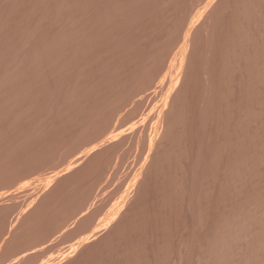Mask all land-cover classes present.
<instances>
[{"label":"rangeland","instance_id":"1","mask_svg":"<svg viewBox=\"0 0 264 264\" xmlns=\"http://www.w3.org/2000/svg\"><path fill=\"white\" fill-rule=\"evenodd\" d=\"M17 1V2H16ZM49 1L51 2V3H49ZM53 1V2H52ZM58 1V2H57ZM63 1V2H62ZM74 2V5H76V2H77V5H78V12H80V15H81V17L80 18H82V14H81V12H82V8H81V6H82V4H83V0H0V71H1V73H2V71H3V66L5 67V66H8L7 68L9 69V67L10 66H12L11 68H12V70L11 71H14L13 69L15 68V71L14 72H11L12 74H14L15 72V74L17 75H12V74H10L8 71V73L6 74V73H4L3 75H1V76H3L2 78H6V76H7V78H8V76H9V79H11L10 77H15V78H17L18 76L20 77V81L19 80H17V79H15L14 77V79H12V81H14V82H16V83H19L17 86L19 87V86H21L22 88L27 84V83H29L27 86H28V88L26 87V89H28V90H30V91H28L27 90V92H31V89L32 90H34V88H38V90H35V91H38V93H39V91H40V93L41 94H39V98H38V95L36 96L38 99L37 100H34L35 98V95L36 94H38V93H35V91H33V93L31 92L30 94L29 93H27V95H26V93L24 92V94L26 95V97H31V95H32V97L34 98H32L31 100H29L28 99V101L26 100V104H28L29 103V101H31V103H32V100L34 101V103L35 104H33L32 103V106L31 105H26V106H28V107H30V108H33V109H31L32 111L31 112H33V114L35 113L34 111H36L38 108L40 109V108H42V107H44V106H42L41 107V104H45L46 105V107H44V108H42V109H44L43 111H46L47 110V112H48V114H46V115H49V113L51 114V113H53L54 112V115H56L55 113L57 112V109L59 108V107H56V106H58V105H60L61 106V104H59L57 101V103H58V105H57V103L54 101L53 102V99H55V98H53V97H55V94H56V92H54V91H58V87H56L57 85V83L58 82H56L57 81V79L60 77V78H64V75H62L63 73L65 74V75H67L68 73L69 74H71V73H73L74 74V72H69L70 70L71 71H75L76 72V70L73 68V69H70V68H72L74 65V67H76V64H78L79 63V61L81 62V64L79 63L78 65H80V66H83V64H84V62H86L85 64H84V66H86L85 68H84V66H83V70L85 69V71H81L80 72V74L77 76V75H70V76H66V77H68V78H70L69 80H67L66 79V77H65V79H66V81H67V83H68V81H70L71 79H75V81H76V79H78V84H77V86H78V88L79 87H81L82 86V84H86L87 86H86V88L84 87H82V90H84V93H85V91H87L88 90V88H90L91 89V86H92V83H91V86L89 85V87H88V84H87V82L88 83H90V81L91 82H93V83H95V84H100V85H97V86H101L102 84H103V80L105 79V77L107 76L108 78H110V76L109 75H111V76H114V75H112V73H110V72H107V71H109V70H106V69H109V67H105V69H103L104 67V63H102L101 64V61L100 60H104V59H101L103 56H106V55H108L109 54V52H110V50L111 49H107V50H105L104 52H106L105 53V55H104V53H103V55H99V54H102V52L100 51L101 49H102V46L103 47H105V48H107L105 45H109L108 43H113V45H114V41H115V38H118L119 36H120V38L122 37V33H124L125 32V30L126 29H124L123 31H122V26L123 25H125V24H122L120 27H119V30L120 31H122L121 32V34L120 35H118L119 34V30H117L116 28L118 27L117 25H119V24H121L122 22H124L125 20H123L125 17H121V18H119L120 16H123L122 14L124 13V12H126L128 9H126V11L124 10V7H122V5H121V3H123V1H125V0H121L120 2V7H119V9H121V7L123 8V10H118L120 13L121 12H123V13H119L118 11V13H119V15H116V16H118V18L119 19H122L121 21L117 18L116 20H119L121 23H117L116 25H115V19H113V13H114V11H113V9H116V8H118L116 5H115V7L114 8H112V6H114L113 5V1L114 0H111V1H109V0H107V1H109V2H107L106 3V1L104 0V2H105V4H107V5H104L103 3H99V4H101V5H103L104 6V8L107 10V8L109 9L110 7V9H109V12H111V13H108V10L107 11H104L105 12V14L108 16L109 15V17H104L105 16V14L103 15L101 12H102V10L103 9H101V7H99V6H97V7H99L98 9L96 8V7H94V8H96L97 9V11L99 10V9H101V11L99 12V14L101 13L103 16H101V14H100V16L103 18L104 17V19H102V18H100V19H102V21L103 22H105L106 23V21H109V24L108 23H106V26H109V28L107 27L105 30H107L108 31V29H109V31H110V33H108L107 34V32L104 30V28L102 29V30H104L105 32H106V34L109 36V34H111V32H113V31H115L116 33L115 34H117V35H114L115 36V38L113 37V35H112V39L114 40V41H112V42H109L108 41V39H110L109 37H108V39H105V41H102V38L100 37V40H98L97 39V41H96V38H97V31L96 32H94V36L95 37H93V31H95V30H93L94 28H97L98 26V28H100V23L101 22H98L97 20V18H96V16H93V15H95V14H97L96 12H94V14H93V11H92V9H93V6H91V5H93V4H89V3H91V2H89L90 0H88L87 1V7H85V11H90V12H88V13H92L93 15V18L95 17L96 18V21L98 22V26H97V22H96V24L94 23V22H92L91 24H89V26L91 25L92 26V28H93V26H95L96 25V27H94L92 30H90L88 27L89 26H87V28L88 29H86L87 31L88 30H90V31H92L91 33H92V35L88 32V34L86 33V31H85V29H84V31H85V33H83V29L82 30H80L81 29V27H78V23L76 24L77 26L76 27H69L71 24H72V21H69L70 20V18L72 19H79L80 20V18L78 17V15H79V13L77 12H75V14H76V16H75V14H74V12H72L71 14V16H70V12H71V10H72V8H70V6L73 4L72 2ZM79 1V2H78ZM92 1V0H91ZM94 1V0H93ZM97 1V0H96ZM102 1V0H101ZM100 0L98 1V2H101ZM118 2H119V0H117ZM127 1V0H126ZM146 0H137L136 1V5H131V4H135L134 3V1H132V0H129V2H132L131 4L129 3V5H127V6H129L130 7V5H131V7H132V9L131 10H128L126 13H127V15H132V12L134 11V10H136V11H138V10H140L141 8H142V10L140 11L141 12V14L143 13H145V11H144V8L143 7H141V6H143L144 5V7H145V9H148V7L147 6H145L146 4H144V2H145ZM149 1V0H148ZM148 1H146L145 3H147V5H149V3H148ZM154 1H156V0H154ZM161 2H162V4H163V0H160ZM171 2V5L173 6V5H175V3H176V5H177V3L178 2H183V3H186L185 5H181L182 3H178V5H177V8H176V5H175V7L174 8H169V6L167 7L168 9H175L176 8V10H178L179 8L180 9H183V10H178V11H176V10H173V11H176V13L177 14H175V12L173 13V14H171V15H174L173 16V18H172V16L170 15V17L173 19L172 21H171V18H170V21L171 22H173V23H171V22H164V18L167 16L168 17V14H167V12H165V11H167V10H163V13H161L162 11H158V9H157V11L160 13V15L162 14V15H164V13H166V16H163L164 18L162 19V18H160V15H159V17L157 16L158 15V12H157V15H156V13H154L155 11H156V8H159L158 6H160L159 4L161 3V2H159V0L158 1H156L157 3H158V6H157V4H156V2H153V0L152 1H150V3H154V4H156V6L155 5H151V6H155L154 8H151V7H149V9H148V11H150V9H151V13L150 12H147L145 15L149 18H146V17H143V15H142V17L144 18V20H143V22H142V17H139L138 15H140V12H138L139 14L138 15H133V17L132 16H126L125 14V16H126V21H127V18L129 19L128 21H127V23H130V20L132 19V18H135V19H132L133 21H131V22H134V21H138L140 18V21H141V24L143 23V26H146V27H149V29L147 30V29H145V31H149L150 29H152L153 30V28L152 27H155L157 30L156 31H152V33L149 31V34L147 33V32H145V31H143V32H141V31H137V30H141L140 28L142 27V25H140L141 27H138L137 28V30H136V32H137V34L135 35V37H134V35H133V33L135 34L136 32H133L132 34H129L130 33V30H133V31H135V29H134V27L132 26V29L130 28L131 27V25L130 26H128L129 28V30H127L129 33V35H130V38H131V36L133 35V37H132V40L134 39V41H130L131 39L130 38H128V36L129 35H127V37L126 38H124V36H123V38L124 39H130L128 42L130 43V44H128L127 46L130 48V50H129V48L128 47H125V48H123V49H125V50H123L122 51V49L120 48V47H118V45H116L117 47H115V45L113 46V47H115V48H113L112 47V49H116L117 48V50H118V48L121 50V51H119V52H121L120 54H122V55H124V56H126L127 54H132V55H134V53H135V57H133V60H137V57H138V60L140 61V62H132V64L133 63H135V65L136 66H134V65H132L131 64V66H134L136 69L138 68V69H142L143 67V69H144V71L143 70H136L135 72L136 73H138V78L139 77H143L142 79L141 78H133V80L135 79L136 80V82L138 83H135V84H137V86L136 85H130L129 83H130V81L132 82V79H130L129 77H132V76H136L135 75V73H132L133 75L131 76V73H130V71H131V68H132V70H134L135 68H133V67H130L129 68V72L127 71L128 69V67L130 66V63H128V61H130V60H132V59H130V57L132 56V55H127V57L126 58H128L127 59V65H128V67L127 66H125V59L123 60V62H121V58L123 59V56L122 55H118L117 54V52H116V54L118 55H116L115 53H114V56H116V57H118V58H116V60L118 59V62H120L121 64H119L116 60H115V58H114V56L112 57V51L113 50H111V57H110V55L108 56V58L110 57V60H114V61H116L117 62V64H116V62H115V64H116V66L118 67H116L115 66V64H114V68H116L115 70H116V72H117V74L120 72V71H122V72H120L117 76H116V74H115V76L113 77V78H117L118 80L116 81V79H113L112 77H111V79H107L108 81H109V83H108V81H105L104 80V84L101 86V87H97L98 89H96V87H94L96 90H98V92H101V95L103 94V91H104V88H109L112 84L114 85V86H112V88H109V90L111 89H114V87H115V85H116V83H118V85H130V87L129 86H127L128 88L126 89V86H125V88L123 87V86H120L122 89H123V91H121V93L119 94V92H120V90L121 89H119V90H116L117 88H119L118 86H117V88L115 87V89H114V91L116 92V93H114L115 95H113V96H111V98H113L114 96V101H115V99L116 98H118V100L116 99V101L118 102H115V103H113V102H111V100H113V99H111V98H104L105 96L106 97H108L107 95L108 94H103L102 96H104L103 98L105 99V101L107 102V101H109L108 103H106V102H102L103 104H109V105H107V108H110V109H112V107L113 106H115V107H113V109L115 108V110H109V109H107L106 110V107H104V106H106V104L104 105V106H102L103 104H100L101 105V107L103 108H105L104 110H105V113H104V110H100V107L99 106H97V104H98V99L100 100L99 102L101 103V100L102 101H104V99H102V97H101V95H98V93H94V94H96V97H95V95H93V96H91L92 97V99H88L87 97L88 96H90L89 94H92L91 93V90H90V92H89V90L87 91L89 94H87V97L86 96H84V95H86V93L83 95V93H81V91L82 90H80V88L79 89H76V90H79L80 91V93L82 94V96H80V97H78V99L76 100V98H77V96L76 95H79V92L78 91H76V92H78L77 94H74L75 96H76V98L73 96V92H74V90H73V92L71 91L70 93L72 94H70L71 96H73L72 98L74 99V101H73V103H72V98H70L69 97V91L71 90L69 87H71L72 88V84H74V82H73V80L72 81H70V82H73V83H71V84H69L70 86L68 87L67 85H66V83H63V81H61V83H60V78L58 79V81H59V84L58 85H60V84H65V86H67V88L69 89V91L67 90V88L65 89V93L64 94H66L67 95V93H68V97L70 98V101H68V97H66L67 99L66 100H64V97H65V95L63 96V93L62 92H64V91H60V93H62L61 95L58 93V95L59 96H63V98H61L60 100H62L63 99V101H60V102H62L63 103V105H64V108L66 109V106L65 105H68L69 106V102H71L70 104L73 106V109L74 108H76L77 109V111H78V109H79V111L78 112H80V110L82 109V110H84V105H82V104H84L85 103V101H84V103H82L81 104V106H83V108H81V107H79L78 106V103H80V102H82L83 100H82V98H87V100L88 101H90V100H92L93 101V99L95 98L96 99V101L97 102H95L94 101V103L96 104V106H94V105H92L93 104V102L91 103V104H89L88 102V105L86 106L85 105V108H86V110L88 109L87 107H90V108H94V110L95 111H97L96 113H97V115L99 116V114H100V117L99 118H93L92 119V117H93V115L94 116H96V113H95V111H94V114L92 113L93 111H91V113L90 114H92L91 116L90 115H88V113H87V111L86 110H84L86 113H87V115H86V117L87 116H90L89 118L92 120V122H93V120H96V121H94V122H96V124L95 123H92L91 122V120L90 119H88V120H90V124L89 123H86V121L85 120H87V118L85 117V115H84V117H83V114H84V112L82 113L81 112V116L85 119H81L82 117H80V113H79V115L77 114V119H76V121L79 119V117H80V119H79V121H80V129H81V127H82V122H83V124L85 123V128H83L84 127V125H83V127H82V130L80 131V129L78 128V130H77V128H76V130L77 131H80L81 133L83 132V129L86 131L89 127H90V129H88V132H89V130H90V134H87L88 132L86 131V134H85V131L83 132L84 134H81V137H82V135H83V137H82V139L81 138H79L80 137V133H79V137L77 138L76 136H78V133H75V132H77L76 130L74 131H72V128L74 129V127H76V125L79 123V121H78V123L75 121V122H73L74 124H71L72 122L70 121L69 122V120L67 121V119H69V118H67V119H65L66 121H64L63 119H64V115H66V114H62L60 111V114H59V112H57V115H60L61 117H58V119H59V122L61 123L62 122V124H60L59 122H58V120H55V119H57V117L55 118L54 117V115L53 114H51V115H49V116H47L46 117V119L49 121L48 122V124L47 123H43V122H41L42 120H45L46 121V119H45V117H43V115L44 116H46L45 114H43L42 115V113L41 112H43V111H39V109L37 110L38 111V113H39V119H40V124H39V122L37 123L36 121H34V125H36L35 123H37V125L39 124V127H40V129H42V125H45L46 124V127L45 128H48V132L46 131V130H44V129H42V132H36V130L38 131V130H40V129H38V126L36 125L35 127H36V129L34 130V128H33V131L34 132H36V133H34L32 130H30V131H32L33 133H34V135H35V138H33L34 137V135H32L33 137H31V135H30V137L32 138V140L34 139L35 141L37 140V138H38V140L40 139V142L43 140V143H45V144H43V143H41V146H40V149L42 148V152H44V150H45V152L47 151L48 153H46L45 154V152H44V154H42V152H41V154H39L40 153V149L38 150L37 149V152L35 151L36 150V148H37V146L38 145H40V143H39V141H38V143H36V142H34V140H33V142L34 143H36V145L37 146H35V149H34V151H33V149L32 148H34V143L31 141V138H29V141L27 140L28 138V134H30V133H25V132H30L28 129H29V127H28V124H30L31 122L30 121H32V125L30 124L29 126H33L34 127V125H33V118L35 117L34 115L36 114H32L31 113V117H33V118H29L28 120L27 119H25V117H20V118H18L19 120H21V118H24L25 120H27V121H25V123H27V122H30V123H27V125H25L24 123H23V121H24V119H23V121L21 120V121H19V120H17V121H15L16 119H14V121L15 122H17V123H14V124H16L15 126L16 127H14V129H12L11 131H13V130H15L16 128H17V126H20V124L21 123H23V127L24 128H22V125L20 126L21 127V129H23L22 131H23V135H20L21 136V141H23L22 140V138H24V137H22V136H25V134H27L25 137L26 138H24V141L25 140H27L26 142H29V144L28 143H25L24 141L23 142H20L19 143V141L20 140H18L17 141V139L14 137L13 138V136L15 135V133H17L18 135H17V137L19 136V130H21V129H19V127H18V129H16L15 130V132L13 133V132H11L10 131V134L11 133H13V136H12V134L10 135L9 133L7 134L6 132H3V130L5 131V127H9V126H5L6 124H8V125H11L12 123L10 122V124H9V121L11 120H9L7 117H9V115L11 116H15L16 118H17V116H21V115H27V114H30V112H28L22 105H25L24 103H25V100L23 101L24 103L22 104V102H21V99L20 98H22V99H24L25 98V96L24 97H20V96H22L23 95V92L21 91V90H19V89H22V88H19V89H17L16 87H14L15 89V94L16 93H19V92H22L21 94L22 95H20L19 97L20 98H18V100H19V103L18 102H15V104H14V101H16L15 99H17L16 97H15V95H14V97H15V99L13 98V100L11 99V100H9V102H11V101H13V102H11V105H9L10 103H8L7 104V102H8V99H5V98H3V100L5 99V101L7 100V102H6V104H5V102L2 100V99H0V101L5 105V106H7L6 108L3 106V104L2 103H0V112L2 111L1 109H8V112H7V110H6V112H1V114H0V123H3V122H5V123H3V124H1L3 127H1L0 128V130L2 131V133H4V134H7L6 135V137L4 138V135L0 132V141H3L4 143H0V149H2L4 146V144H6V142H7V137H8V140L10 141V139H16L15 141H14V144L16 143V147H15V145H13V140L12 141H10V142H12V144H9L10 142H8V144H7V148L6 147H4V149L5 150H7L9 147H8V145L9 146H11V148H13V146L17 149V147H21L22 148V143H25V144H28V146H30V149L32 150H30L29 149V147L27 146V145H25L24 144V146H26L27 148H25L24 146V148L25 149H27V153L26 152H23L24 150H22V149H20L19 150V152L20 153H17V152H13V150L12 149H8L6 152L8 153H6L5 151H4V149H2L1 151L3 152V153H1L0 152V155L1 156H3V155H5L4 153H6V155H5V158L3 159V157L1 158V156H0V161H1V163H5V161H6V163H7V165H6V163H5V167H3V165L1 166V163H0V168L2 169V168H4V169H2V170H5V173H3V172H1V174H0V178H1V175L3 174L4 175V177H3V175H2V178H1V180H0V187L2 188V187H5V189H1L0 188V205H1V203L3 204L2 206H0L1 208H0V211L2 210V209H4V211H2V212H0L1 214H0V220H2V221H0V244L2 245V246H0V251H1V256H4V258H5V260L7 259V261L8 260H10V261H5L4 260V258L3 257H1L0 256V258H2L1 259V261H0V264H3V263H5L6 262V264H16V262H17V264H22V263H24V264H51L52 262V264H56L57 262L59 263L60 262V264H63L65 261H66V258H68V260H67V264L69 263L68 261H70L69 259H73V262L76 260H78V262L80 263V264H181V263H183V264H189L188 262H190V264H194V262L193 261H195V263L196 264H264V48H263V46H264V33H262V30L264 31V27L262 28V26H264V0H229V1H233V2H237V5H235L236 4V2H235V4L234 3H228L227 5H225V3L227 2H225V0H224V2H223V0H217V2L214 0V4H213V1L212 0H198V2H197V0H185V1H187L189 4H187V2H184V0H178V2H177V0H175V3H173V1H171V0H165V4L166 3H168V2ZM192 1V2H191ZM196 1V2H195ZM222 1V2H221ZM228 1V2H229ZM244 1V2H243ZM253 1V2H252ZM255 1H256V4H255ZM263 1V2H262ZM10 2V3H9ZM12 2V3H11ZM41 2H42V4H41ZM60 2V3H59ZM69 2H71V3H69ZM89 2V3H88ZM103 2V1H102ZM116 2V1H115ZM118 2H116L115 4H119ZM138 2H140V3H142V4H137ZM194 2V3H193ZM209 2H211L210 4H208ZM218 2H221L222 3V5L224 4L225 6H226V16H227V18H225L226 16L223 14L224 13V11H225V9H224V7L222 6L221 8H223L224 9V11H223V9H222V11L221 10H219L218 9V7L219 6H221ZM250 2V3H249ZM258 2H259V4H258ZM17 3V4H16ZM20 3V4H19ZM63 3V4H62ZM68 3V4H67ZM82 3V4H81ZM96 4H97V2H95ZM125 3V2H124ZM124 3H123V5H124ZM173 3V4H172ZM192 3V4H191ZM203 3V4H202ZM244 3V4H243ZM254 3V4H253ZM262 3V4H261ZM49 4V5H48ZM54 4H58V5H54ZM85 4V3H84ZM83 4V5H84ZM89 4V5H88ZM127 4H128V2H127ZM161 4V7L160 8H163L164 6L163 5H165V4H163L162 5ZM170 4V3H169ZM191 4V5H190ZM207 5V7H206V5ZM214 6L215 4V7H216V9L217 10H219V12L220 13H222L225 17H223V15L222 14H220L219 12H217L218 14H220V15H222V17L223 18H225L226 20L228 19V22H226V20H224L223 18V20L219 17V15L216 13V16L218 17V22L221 20V23L219 22V24L221 25H217V26H219V32L221 31H223L222 32V34L220 33H218L217 31H218V28H217V26H215L216 24V16H215V18L216 19H214V15L215 14H213L214 13V11H215V7L214 8H212L213 6ZM217 4H218V7H217ZM247 4V5H246ZM35 5V6H34ZM45 5V6H44ZM48 5V6H47ZM64 7H63V6ZM109 5V6H108ZM168 4H166V6H167ZM171 5H170V7H171ZM181 5V6H180ZM191 7H190V6ZM232 5H234V7H233V9L235 8V6H238L237 7V9L235 8L234 10L232 9V7L231 6ZM244 5V6H243ZM52 6V7H51ZM58 6V7H57ZM68 6V7H67ZM90 6V10H87L88 9V7ZM94 6H96V5H94ZM103 6H102V8H103ZM107 6V7H106ZM136 6H139L140 8H138V7H136ZM180 6V7H179ZM182 6H184V7H182ZM195 6V7H194ZM230 7L231 8V10H232V13H231V11L229 12V10L227 11V7ZM250 6L252 7V8H250ZM61 7V8H60ZM71 7H73V6H71ZM80 7V8H79ZM83 7V6H82ZM125 7H126V5H125ZM130 7V8H131ZM193 7V8H192ZM242 7V8H241ZM256 7V8H255ZM11 8V9H10ZM31 8V9H30ZM37 8V9H36ZM41 8V9H40ZM44 8V9H43ZM48 10H47V9ZM53 8V9H52ZM58 8H60V9H58ZM65 8V9H64ZM71 10H70V9ZM74 8V7H73ZM126 8H128V7H126ZM129 8V9H130ZM134 8H136V9H134ZM189 8H191L190 10H189ZM220 8V9H221ZM255 8V9H254ZM258 8V9H257ZM261 8V9H260ZM32 9H34V10H32ZM76 9H77V6H76ZM83 9H84V7H83ZM96 9H93L94 11L96 10ZM104 9V10H105ZM111 9H112V11H111ZM134 9V10H133ZM166 9V8H165ZM202 9V10H201ZM208 9H209V13H211V11H213L210 15H209V13H207L208 12ZM213 9V10H212ZM229 9V8H228ZM240 9V10H239ZM245 11H244V10ZM249 9H251V10H249ZM30 10V11H29ZM37 10V11H36ZM57 10V11H56ZM66 10V12H64ZM74 10H75V8H74ZM81 10V11H80ZM133 10V11H132ZM170 10V11H171ZM187 10H189V14H190V12H191V15H192V17L193 16H195L194 17V19L196 18V19H199L198 21L195 19V22L197 21V23H195V24H193V18L192 17H190V19H189V16H191V15H187ZM194 10V11H193ZM201 11V12H199L198 13V11ZM205 10V11H204ZM216 10V11H217ZM237 10V11H236ZM257 10V11H256ZM259 10V11H258ZM260 10H261V12H260ZM27 11V12H26ZM50 11H51V13H52V11H53V13H52V15L50 14ZM63 11V12H62ZM84 11V10H83ZM129 11H132L131 13L129 12ZM143 11V12H142ZM169 11V10H168ZM168 12V13H171V12ZM172 11V12H173ZM186 12V14H185V12ZM193 11V12H192ZM215 11V12H216ZM247 11V12H246ZM249 11V12H248ZM251 11H254V12H251ZM41 13V15H40V13ZM47 12V13H46ZM68 12V13H67ZM103 12V13H104ZM113 12V13H112ZM117 12L115 11V13L117 14ZM184 12V13H183ZM208 14V16L206 15V17L207 18H209V19H211L210 17L212 16V20L213 21H211V20H208V21H206L207 23H205V26H206V29L207 28H210L208 31V33H210V34H215L216 35V33H218L217 35H218V37H221V36H219V35H222V36H229V33H230V36L232 37V38H234V37H236L235 38V40H239V41H241V42H238V41H236V42H238L237 44H239L240 45V43H242L243 44V42H242V40L241 39H237V37H239V38H242V37H244V36H246L245 38L247 39V37L248 38H250L251 36V42H250V44L248 43V45L246 46L245 45V43L246 42H244V44L243 45H245V48H248V49H245V48H243V47H241V48H239L240 50L242 49V50H244L245 49V51L243 52L242 50H241V52H242V56H241V52H240V50H238L239 52H237V50L236 49H234V47L233 46H235V48H236V43L233 41V40H231V41H233V43L235 44V45H232V44H230L231 45V47H232V49H231V47H229L230 45H227L226 43L228 42V40H229V42H230V36H229V39H228V37L226 38V42L224 43V45H221L223 42H222V40L220 41L221 42V44L220 43H218L219 42V40L220 39H223V37L222 38H220V39H217L218 40V42H217V40H215L216 39V37L214 38L213 36H215V35H209V34H203L204 32H207V30L206 31H204V27L205 26H203V27H201V29H203L202 30V32L199 30V32L198 31H196V33L194 34L193 33V35H198V36H196V37H194L193 35H191L193 38H192V42L190 41V43L192 44V48L193 49H195V51H193L192 49H189L188 48V45H189V42H188V45H187V48H186V51L185 52H187V50H189V51H192V54L193 55H191V52H190V55L191 56H189L188 54H189V52L188 53H186L187 55L186 56H189L188 57V59H192V57H193V60L194 59H196V61H198L200 58H201V60H199L197 63L198 64H196V61H191L190 60V62H189V60L187 59V57H185V59L186 60H184V58H183V60H182V51H183V49H182V46H180L179 48H178V45H176V43L178 42V44H179V42L182 40V42H180V44L181 45H183V38H184V36L183 37H181V35H183L187 30L190 32H188L189 33V35H188V37L190 36V34L193 32V29L195 28V26H196V24H199L200 25V23H201V21H202V19L203 18H205L204 16H205V14L206 13ZM228 12V13H227ZM244 13V14H241V13ZM261 13V15H259L258 13ZM32 13V14H31ZM44 13V14H43ZM55 13V14H54ZM58 13V14H57ZM67 13V14H66ZM86 13V12H85ZM108 13V14H107ZM114 13V14H115ZM135 13V12H134ZM197 13H198V17H197ZM205 13V14H204ZM236 13H238V14H236ZM246 13V14H245ZM252 13V14H251ZM254 13H255V16H254ZM33 14H34V16H33ZM50 15V17H49V15ZM60 14H62V15H60ZM73 14H74V17H73ZM78 14V15H77ZM87 14V13H86ZM90 14H88V15H90ZM149 14V15H148ZM156 16H155V15ZM181 14V15H180ZM213 14V15H212ZM25 15V16H24ZM27 15V16H26ZM31 15V16H30ZM37 15V16H36ZM47 15V16H46ZM79 15V16H80ZM88 15L87 16H83V18L84 17H86V18H88L89 19V17H88ZM98 15V14H97ZM111 15V16H110ZM162 15H161V17H162ZM204 15V16H203ZM263 15V16H262ZM33 16V17H32ZM40 16H42V17H40ZM56 18H55V17ZM58 16H60L61 18H59ZM68 16H70V17H68ZM99 15H98V17H100ZM137 16L139 17V19L137 18ZM141 16V15H140ZM176 16H177V18H176ZM180 16V17H179ZM187 16V17H186ZM202 16H203V18H202ZM233 16H235L234 18H232ZM238 16V17H237ZM240 16L242 17L241 18V20H242V22H241V20L240 19H238V18H240ZM244 16H246V18H244ZM258 16V17H257ZM30 17V18H29ZM38 17V18H37ZM45 17V18H44ZM58 17V18H57ZM76 17V18H75ZM112 17V18H111ZM115 17V16H114ZM130 17H132V18H130ZM155 17V18H154ZM156 17H158L159 19L157 20V18ZM166 17V18H167ZM183 17V18H182ZM200 17V18H199ZM248 17V18H247ZM256 17V18H255ZM92 18V17H91ZM108 18H109V20H108ZM116 18V17H115ZM168 18V19H169ZM181 18V19H180ZM187 18H188V20H187ZM258 18V19H257ZM263 18V20H261V19ZM33 19V20H32ZM35 19V20H34ZM46 19V20H45ZM48 19V20H47ZM61 21H60V20ZM64 19V20H63ZM65 19H69V20H65ZM85 19V18H84ZM87 19V20H88ZM99 19V20H100ZM147 19V20H146ZM161 19H162V21H163V23H165L164 25H162L163 26V28H162V26H160V27H158V25L160 24H163L162 23V21H161ZM179 19V20H178ZM186 19V20H185ZM191 19H193V20H191ZM235 19V20H234ZM246 19V20H245ZM30 20V21H29ZM40 20V21H39ZM94 20V19H93ZM93 20H91V21H93ZM157 20V21H156ZM190 20V21H189ZM14 21H15V23H14ZM36 21V22H35ZM45 21V22H44ZM51 23H50V22ZM58 22V23H56V22ZM60 21V22H59ZM63 21H65V22H63ZM75 21V20H74ZM77 22H79L78 20H76ZM83 21H85L86 22V20H80V23H82ZM89 21H90V19H89ZM112 23H111V22ZM118 21V22H119ZM125 21V22H126ZM158 21H159V24L157 25V27H156V24L158 23ZM165 21H166V19H165ZM175 21H176V23H175ZM184 21V22H183ZM185 21H186V23H185ZM192 21V22H191ZM209 21H211V22H214V23H212V24H210L211 22H209ZM222 21H224L225 22V26L223 27L222 26V24H224ZM229 21H230V23H229ZM259 21V22H258ZM262 21V22H261ZM37 22H38V24H37ZM49 22V23H48ZM53 22V23H52ZM69 22H71L70 23V25L68 24ZM88 22V21H87ZM87 22L86 23H84V24H87ZM102 22V23H103ZM124 22V23H125ZM146 24H145V23ZM161 22V23H160ZM198 22H200V23H198ZM218 22H217V24H218ZM246 22V23H245ZM247 22H249V24L247 23ZM261 22V23H260ZM18 23L19 24H21L22 25V28H21V25H18ZM42 23V24H41ZM43 23H44V25H43ZM46 23V24H45ZM48 23V24H47ZM79 23V24H80ZM104 23V24H105ZM126 23V25H128ZM137 23H140L139 21L137 22ZM137 23H135V25L137 24ZM167 23H168V25H167ZM169 23H171L173 26H171V25H169ZM181 23V24H180ZM182 23H184V24H182ZM188 23H190V24H192V25H188ZM209 23V24H208ZM230 25V26H228V24ZM231 23H233V24H231ZM255 23V24H254ZM258 23H260L259 25H258ZM30 24V25H29ZM60 24V25H59ZM65 24H67V26H65ZM83 24V23H82ZM83 24V25H84ZM93 24V25H92ZM103 24V25H104ZM114 24V25H113ZM132 24V23H131ZM134 24V23H133ZM185 24H186V27H185ZM206 24H208V27H207V25ZM213 24H215V25H213ZM239 26H238V25ZM246 24H248L247 26H246ZM9 25V26H8ZM38 25V26H37ZM48 25H49V27H48ZM52 25V26H51ZM57 25V26H56ZM102 24H101V26H103ZM138 25V24H137ZM137 25L135 26V28L137 27ZM148 25V26H147ZM152 25H154V26H152ZM177 25H179V28L180 27H182V29L181 30H179V28H177L178 26ZM183 25V26H182ZM188 25V26H187ZM251 27H250V26ZM17 26V27H16ZM24 26V27H23ZM29 26V27H28ZM30 26H32V28L30 27ZM37 28H36V27ZM45 26V27H44ZM59 26V27H58ZM72 26V25H71ZM80 26V25H79ZM82 26V25H81ZM105 26V27H106ZM114 26L116 27L115 29L117 30H114ZM165 26V27H164ZM170 26V27H173L174 29H172V28H170L169 27V31L171 30V32L173 31L174 32V34H171L170 33V36H169V32H167L168 33V38H169V40H168V38H167V36H166V31H168V27ZM212 26H215L217 29V31L214 29V27H212ZM234 27V29H233V27ZM254 26H258V27H255L254 28ZM13 27H15V28H13ZM42 27H44V29L42 28ZM46 27L48 28V29H46ZM51 27L53 28V30L51 29ZM55 27H57V28H55ZM63 27V28H62ZM78 27V28H77ZM84 27V26H83ZM151 27V28H150ZM167 27V28H166ZM183 27H185L184 28V30H183ZM188 27V28H187ZM191 27V28H190ZM220 27L222 28L223 27V29L224 30H222V29H220ZM229 27V28H228ZM237 27V28H236ZM242 27H244V28H242ZM248 27L250 28V29H248ZM252 27H253V29H252ZM7 28V29H6ZM9 28V29H8ZM11 28V29H10ZM59 28V29H58ZM72 30V29H76L77 28V30L76 31H72V32H75V34L74 35H76V34H79V33H77V31L79 32V30H80V32L81 33H83V34H87V36L90 34V39H91V37H93L94 38V40H95V42L96 43H94L95 45H94V47H96V49H95V51H100L101 53H99V52H93V49H92V46H93V42L94 41H92V42H90V40H89V43H91V44H85L84 46H88V47H86L84 50H89V49H92V50H90L91 51V53H90V51H88L89 53H90V55H87L88 54V52H87V54H86V51H85V54L87 55V57L85 58L84 57V50H83V47L82 48H78V45H77V47H75L74 46V42L71 44V42L70 41H67V40H69L68 38V35L70 36V40H72L73 38H75V37H73L72 38V32H70V34H69V31H70V29ZM80 28V29H79ZM85 28H86V26H85ZM91 28V27H90ZM125 28V27H124ZM127 28V27H126ZM154 28V29H155ZM165 28V29H164ZM175 28H177V29H175ZM190 28V29H189ZM193 28V29H192ZM211 28H213L214 29V31H211ZM236 28V29H235ZM245 28H247V29H245ZM258 28V29H257ZM14 29V30H13ZM33 29V30H32ZM37 29V31H35ZM40 29H41V33H40ZM68 29V30H67ZM113 29V30H112ZM158 29H163V30H161V31H164L163 33H164V35H165V38L167 39V42H168V46L169 47H167L166 46V49L163 47L165 44L167 45V42L166 41H164V35H163V33L161 34V36L163 35V37H161V39L159 40V35H160V33L159 32H157L158 31ZM191 29H192V31H191ZM196 29V28H195ZM212 29V30H213ZM231 29H233L234 30V32L233 33H231L232 31H231ZM262 29V30H261ZM5 32H4V31ZM7 30V31H6ZM43 30V31H42ZM57 30H59L58 32H57ZM99 30V32H100V30H101V28L100 29H98ZM142 30H144L143 28H142ZM159 30V31H160ZM166 30V31H165ZM177 30H179V31H177ZM227 30V31H226ZM236 30H238V31H236ZM247 30V33H245V31ZM250 30V31H249ZM256 30H258L259 32H261L262 34H261V36H260V34L259 33H257L258 31H256ZM17 31V32H16ZM21 31V32H20ZM34 31V32H33ZM51 31V32H50ZM64 31V32H63ZM104 31H102L104 34H105V32ZM176 31V32H175ZM180 31H184V33H182V32H180ZM195 31V30H194ZM212 33H211V32ZM230 31V32H229ZM236 31V32H235ZM256 31V32H255ZM39 32V33H38ZM42 32H44V33H42ZM53 32V33H52ZM67 32V33H66ZM98 32V33H99ZM102 32H100L101 34H102ZM118 32V33H117ZM132 32V31H131ZM142 33V34H144V35H146L145 33H147L148 34V37L146 36V39H148V40H150V42H151V40H152V44L151 43H149V46L148 47H150L151 48V50H150V48H148L147 46H145V43L144 42H146L147 44H148V42L147 41H144V40H146L144 37L145 36H143V38L141 37L142 35L140 34L139 35V33ZM145 32V33H144ZM153 32H156V33H158V34H156V33H154V35H157V36H154L153 35ZM172 32V33H173ZM226 32H229V33H227L226 34ZM240 32V33H239ZM2 33V34H1ZM6 33V34H5ZM11 33V34H10ZM20 33V34H19ZM49 33V35H47ZM54 33H56V34H54ZM65 33V34H64ZM180 33V34H179ZM197 33H202L201 35H203V36H206L207 35V37L209 38L210 37V40H208V38L207 37H204V39H206L207 38V40H205V42H207L208 43V41H209V43L212 41V44H214L213 43V41L214 42H217V45H221V46H225V47H222V48H224L223 50L225 51V48H227L228 49V47H229V49H231V50H233V51H236V52H231V51H229L228 53L229 54H231V53H235L234 55L235 56H233V54H232V56L230 55V57H235L236 59H233V61H232V63H231V60L229 59V61H226L228 58H230L229 56H228V58L224 61V60H216L217 62H218V64H217V66L215 65H213L214 66V68H216V67H218L219 69H221L218 65H219V63L222 61H224V62H226L227 63V65H226V63H225V65L224 64H222V66L224 65L225 67H222L223 69H225V70H223V69H221V70H223V72L221 73L222 75L221 76H217L216 77V75H217V72L215 73V71H217V68H216V70L215 69H213V67H212V65H211V63H212V61L213 62H215V60H212V59H214L215 57H216V55L214 56V57H212L213 56V52L212 53H208V52H210L209 50H208V48H210V46L209 45H211L212 47H213V49H212V47H211V51H213L214 50V54L215 53H219V52H215L216 50L214 49V46L212 45V44H205V45H207L206 47H207V49H206V47H205V45H204V39L202 40V36H200L199 34H197ZM223 33H224V35H223ZM239 34L238 36H236V34ZM253 33V34H252ZM5 34V35H4ZM14 34V35H13ZM27 34V35H26ZM41 34V35H40ZM44 34H46V35H44ZM68 34V35H67ZM82 34V35H83ZM96 34V35H95ZM103 34V35H104ZM105 34V35H106ZM152 34V35H151ZM180 35V38H179V35ZM186 34V33H185ZM184 34V35H185ZM251 34V35H250ZM256 34H259L258 36H260V37H258L257 36V38L259 39V38H261L262 40H260V42L258 41V39L257 38H255L254 36H256ZM17 35V36H16ZM19 35V36H18ZM23 35V36H22ZM30 35H31V37H30ZM36 35H38V36H36ZM59 35V36H58ZM64 35V36H63ZM66 35V36H65ZM73 35V36H74ZM81 35V34H80ZM84 35V36H85ZM99 36H100V34H98ZM102 35V37H104ZM107 35L105 36L106 38H107ZM172 35V36H171ZM209 35V36H208ZM14 36V37H13ZM27 36V37H26ZM42 36V37H41ZM44 36V37H43ZM48 36V37H47ZM54 36H57V37H59V40H58V38H57V40L58 41H56V37H54ZM63 36V37H62ZM136 36H138L137 38V40H136ZM150 36H152L151 38H150ZM153 36L155 37L154 39H157V41L158 42H160V43H162V44H159V46H161V45H163V43H164V45L163 46H161V49L163 48V50L160 52V50L158 49V52H157V48H158V46L156 45V44H158V42L156 41V44L155 45H153V43H155V42H153ZM178 36V37H177ZM24 37V38H23ZM26 37V38H25ZM36 37V38H35ZM41 37V38H40ZM50 37V38H49ZM54 37V38H53ZM83 37V36H82ZM89 37V36H88ZM87 37V38H88ZM104 37V38H105ZM225 37H224V39H225ZM35 38V39H34ZM49 38V39H48ZM93 38H92V40H93ZM103 38V39H104ZM120 38H118V40L120 39ZM182 38V39H181ZM191 37H189V39H190ZM199 38V39H198ZM213 40H212V39ZM244 38V39H245ZM253 38H254V40H253ZM4 39V40H3ZM30 39V40H29ZM39 39V40H38ZM64 39V40H63ZM122 39V38H121ZM120 39V40H121ZM124 39L123 40H121L122 41V43H121V41H120V44L118 43V41H117V44H119V45H121V44H124V42H126V43H128L126 40L124 41ZM163 39V40H162ZM165 39V40H166ZM178 39H179V41H178ZM256 39V40H255ZM23 40V41H22ZM31 40H32V42H31ZM35 40V41H34ZM42 40V41H41ZM52 40V41H51ZM82 40H83V38H82ZM81 40V41H82ZM84 40H86L85 41V43H88V39H86V36H85V38H84ZM108 41V43H106V44H103V43H105V42H107ZM139 43V40H142V41H144L143 42V44H144V46L142 45V43H140L141 45H139L136 41ZM198 40H200L199 42H198ZM247 40H249V39H247ZM247 40H245V41H247ZM6 41V42H5ZM10 43H9V42ZM27 41V42H26ZM29 41H30V43H32L31 45H30V43H29ZM36 42L35 44L36 45H34V42ZM50 41V42H49ZM55 41V42H54ZM63 41V42H62ZM65 41L66 42H69V45H70V47H71V45H73L75 48L74 49H77V50H83V52H81L80 50V52H81V56L82 57H84L86 60H84L83 58H81L78 54H77V52H76V50H75V52H71V53H69L68 52V50L70 51V50H73L74 51V49H72L73 47H71V49L70 48H68L67 46H68V44L66 43V45H64L65 44ZM81 41H80V44L82 45V43L84 42H82L81 43ZM99 41V42H98ZM141 41V42H142ZM161 41H163V42H161ZM177 41V42H176ZM262 41V42H261ZM12 42H14V43H12ZM23 42V43H22ZM24 42H26V43H24ZM42 42H43V44H42ZM100 42H103V43H101V45L102 46H99L100 44H97V43H100ZM203 42V43H202ZM248 42V41H247ZM252 42H254V43H252ZM50 43V44H49ZM57 43V45H55ZM63 43V44H62ZM131 43H133L132 45L133 46H137V45H139L138 47H141L142 48V53H144V50H143V47L145 48V49H147V50H145V51H151L152 53L151 54H153V56H154V54H156V52H157V54L158 55H155L154 56V58L156 59V56H157V59H156V61H154V60H152L151 58H153L152 57V55H150V54H148L147 52H145V57H147V59L149 58L150 60H147L148 62H149V64L145 61L146 59H143L142 57L144 56V54L142 55L141 54V50H139L140 51V54L138 53V55H137V52H139L138 51V47H136L137 49H135V47H133V48H131L130 47V45H131ZM231 43V42H230ZM3 44V45H2ZM10 44V45H9ZM29 46H28V45ZM37 44H38V46L40 45H42V47H38L37 46ZM45 44H47V50H45L44 48H45ZM80 44H79V46H80ZM146 44V45H147ZM226 44V45H225ZM229 44V43H228ZM247 44V43H246ZM254 44V45H253ZM7 45V46H6ZM12 45V46H11ZM24 45V46H23ZM45 45V46H44ZM55 45V46H54ZM59 45V46H58ZM61 45V46H60ZM90 45H92V46H90ZM96 45H98L99 46V48L96 46ZM152 45L154 46V47H152ZM203 45H204V47H205V49H203L202 47H203ZM215 45V44H214ZM249 45H251V46H249ZM262 46V47H260V46ZM6 46V47H5ZM9 46V47H8ZM44 46V47H43ZM63 46V47H62ZM91 48H90V47ZM123 46H126L125 44L123 45ZM143 46V47H142ZM177 46V47H176ZM226 46H228V47H226ZM249 46V47H248ZM29 48V50H28V48ZM31 47V48H30ZM34 47V48H33ZM55 47V48H54ZM62 47V48H61ZM101 47V48H100ZM108 47H111L110 45L108 46ZM157 47V48H156ZM176 47V48H175ZM190 47V46H189ZM218 47V46H217ZM216 47V48H217ZM220 47V46H219ZM251 47V48H250ZM255 47H257V48H255ZM37 48L39 49L40 48V50L43 48L45 51H46V55L48 56V57H50V58H55V59H50V63H52V62H54V63H57L56 64V66L57 67H59V69L56 67L55 68V66L53 67L52 65L53 64H51V66L54 68V69H57V70H59V77L57 78V75L55 76V75H53V74H57V70L56 71H54L53 72V74L51 73L52 71H53V69H52V67L51 66H49V67H51V68H46L47 66L46 65H50V64H47V62H46V65H43L45 62H42L41 63V61H43V60H40V58L41 59H44L45 60V58L47 57L46 55V57L44 56V55H42V54H44V52H43V50L42 51H40V52H43V53H40V52H37L36 50H37ZM52 48H54V49H52ZM61 48V50H59ZM87 48H89V49H87ZM153 48H156V50H153ZM160 48V47H159ZM51 49V50H50ZM57 49V50H56ZM63 49V50H62ZM68 49V50H67ZM99 49V50H98ZM132 49V50H131ZM176 49V50H175ZM182 49V50H181ZM202 49H203V51H202ZM219 49L220 48H218L217 50L219 51ZM228 49V50H229ZM253 49V50H252ZM262 49V50H261ZM4 50V52H2ZM28 50V52L26 53V51ZM104 50V49H103ZM102 50V51H103ZM135 50V51H134ZM137 50V51H136ZM180 50V51H179ZM204 50H206V52L204 51ZM227 50V51H228ZM260 52H259V51ZM6 51V52H5ZM9 51V52H8ZM19 51V52H18ZM51 51V52H50ZM64 51H66V53H64ZM127 51V52H126ZM128 51H129V53H128ZM131 51V52H130ZM132 51L134 52V53H132ZM150 51H149V53H150ZM179 51V52H178ZM200 51H202V52H200ZM226 51V52H227ZM255 51V52H254ZM24 52V53H23ZM47 52L48 53H50V54H47ZM56 54V57H54V53ZM123 52V53H122ZM124 52L126 53V54H124ZM154 52V53H153ZM159 52H160V54H159ZM181 52V53H180ZM195 52V53H194ZM205 52V54H202V53H204ZM226 52H222V54L224 55H226L227 56V54H226ZM231 52V53H230ZM253 52V53H252ZM257 52H259V54L256 56V54H257ZM31 53V54H30ZM38 53H40V54H38ZM52 53V54H51ZM61 54V56L59 55V54ZM63 53V54H62ZM68 53V54H67ZM73 53H75V54H73ZM79 53V52H78ZM108 53V54H107ZM146 53L148 54V55H146ZM178 53H179V56H178ZM220 53H221V50H220ZM220 53L219 54H217V58L216 59H221L220 57L218 58V56L220 55ZM237 53V54H236ZM238 53H239V56H238ZM249 53V54H248ZM252 53V54H251ZM255 53V54H254ZM6 54V55H5ZM9 54V55H8ZM28 54H29V56H28ZM54 54V55H53ZM71 54H73V55H78V56H72L71 58L73 59H75L76 60V58L75 57H80L81 59L79 60V59H77L78 60V63H73V61H75V60H71V62L73 63V64H70L69 63V59H67V58H70V56H71ZM96 54V55H95ZM195 54L196 55H198L197 57L195 56ZM206 54H209V56H208V58L210 59V55H211V60H209V62H210V65H209V62H208V60H207V63H206V59H207V56H205V57H202V56H204V55H206ZM228 54V55H229ZM251 54V55H250ZM254 54V55H253ZM3 55V56H2ZM34 56V59L36 60V55L39 57V55H40V57L37 59L38 61H39V63H36L37 65H36V67H35V62H38L37 60L34 62V60H33V66L31 65V62H30V60H31V58H33V57H31V56ZM42 55V56H41ZM53 55V56H52ZM68 55H70L69 57H68ZM85 55V56H86ZM99 55V56H98ZM139 55L140 56H142V57H140L139 58ZM150 55V56H149ZM170 55H173V56H170ZM224 55V58L222 57V55H221V57L223 58V59H225L226 58V56ZM248 55L251 57V58H249L248 57ZM261 55V56H260ZM2 56V57H1ZM45 58H44V57ZM64 56H66V57H64ZM91 56H92V58L93 59H91ZM96 56V57H95ZM122 56V57H121ZM244 56H246V57H244ZM254 56V57H253ZM25 57V58H24ZM31 57V58H30ZM43 57V58H42ZM64 57V58H63ZM97 57H99V58H97ZM119 57H121L120 59H119ZM151 57V58H150ZM173 57H175V58H173ZM191 57V58H190ZM195 57V58H194ZM243 58L242 60H246V58H247V60H246V62L244 63V61L243 62H240V61H237L238 60V58L239 59H241V58ZM58 58V59H57ZM60 58L62 59L61 61H60ZM70 58V59H71ZM94 58H96L97 60H98V63H97V60L96 59H94ZM104 58V57H103ZM106 58V57H105ZM112 58V59H111ZM114 58V59H113ZM135 58V59H134ZM198 58V59H197ZM202 58H203V62H204V64H205V67H204V64L202 63ZM205 58V59H204ZM231 58V59H232ZM2 59V60H1ZM30 59V60H29ZM63 59H65V60H63ZM88 59H90V60H88ZM172 59V60H171ZM248 59H250V60H248ZM255 59H256V61H255ZM257 59H258V61H257ZM4 60V61H3ZM47 60V59H46ZM49 60V59H48ZM54 60V61H53ZM68 60V61H67ZM82 60H84L83 61V64H82ZM93 60V61H92ZM94 60H95V62H94ZM107 60V59H106ZM106 60H105V62H106ZM120 60V61H119ZM141 60H142V62H143V60H144V63L145 64H142L141 63ZM236 60V61H235ZM241 60V61H242ZM261 60H263V61H261ZM58 61V62H57ZM151 61V62H150ZM170 61V62H169ZM174 61V62H173ZM179 61V62H178ZM184 61H186V62H184ZM5 62H6V64H5ZM12 63V65H11V63ZM88 62H91L90 63V65L89 66H87V63ZM107 62H109V63H111V65H110V67L112 68H110L111 70H113V65H112V63H114V62H111V61H109V60H107ZM154 63L153 65L151 64L150 65V63ZM158 62V63H157ZM187 62H189V63H187ZM192 62H193V64L195 63V65H197V66H193V67H196V68H198V66H199V62H201V65H200V69L201 70H203L202 72L204 73V71H206L207 72V70H208V72L210 71L209 70V68H211V69H213L214 70V73L216 74H211V71H210V75L208 74V73H204V74H202V72H200L201 70L199 69V71H196L197 69H195L194 70V68L191 66V64H192ZM216 62V63H217ZM223 62V63H224ZM229 62V63H228ZM235 62H238V63H235ZM248 62H250V63H248ZM258 62V63H257ZM263 62V63H262ZM8 63V64H7ZM9 63H10V66H9ZM62 64V66H63V69L61 68L62 66H61V64ZM65 63V64H64ZM69 63V64H68ZM137 63V64H136ZM139 63H141L142 65L140 66V64ZM147 63V64H146ZM185 63H187V64H189L190 66V68L188 69V67H187V70L186 69H184V67H186V66H188V65H186ZM216 63H214V64H216ZM231 63V64H230ZM242 63H244V65L245 66H243V64ZM256 63H257V65H256ZM261 63V64H260ZM28 64L29 65H31V66H28ZM39 64V65H38ZM89 64V63H88ZM95 64V65H94ZM99 64H101V65H103L102 67V70L101 71H99L100 70V68L99 67H101V65L97 68V66L99 65ZM105 64H107V63H105ZM139 64V65H138ZM180 64H184V66H182V65H180ZM192 64V65H193ZM202 64H203V66H202ZM240 64V65H239ZM249 64H250V66H249ZM255 64V65H254ZM40 65H41V67H40ZM55 65V64H54ZM60 65V66H59ZM70 66V68H69V66ZM73 65V66H72ZM77 65V66H78ZM97 65V66H96ZM109 65V64H108ZM137 65L139 66V67H137ZM144 65V66H143ZM146 65V66H145ZM150 66L151 68L150 69H146L147 68V66ZM156 66V68H155V66ZM159 65V66H158ZM163 65V66H162ZM186 65V66H185ZM209 67H207V66ZM235 65V66H234ZM239 65V71L242 73V74H238L239 76H241V77H243L244 76V74H246L245 76H244V78H246V80H248V81H246L244 78H242L241 80L236 76V70H237V68H235V69H233L234 67H237ZM14 66V67H13ZM39 66V69H44L45 70V68L46 69H48L46 72L48 73V74H44V73H46L44 70H43V73H42V71H41V74H40V76H42L41 78H39V79H41V80H36L37 79V77H34L35 76V73H38L37 72V67ZM43 66V67H42ZM44 66H45V68H44ZM72 66V67H71ZM91 66V67H90ZM93 66V67H92ZM106 66V65H105ZM149 66H148V68H149ZM162 66V67H161ZM181 66V67H180ZM221 66V65H220ZM31 67H35V69H36V71L34 70V72L35 73H33V72H31ZM95 67V68H94ZM122 67V68H121ZM124 67H127V68H124ZM141 67V68H140ZM155 69H154V68ZM178 67H180V68H178ZM201 67H203V69L201 68ZM227 67L229 68V70H227ZM242 67H244L243 68V70H244V72L245 71H247V72H245L244 74H243V72H242ZM246 67V68H245ZM253 67V68H252ZM255 67H256V69H255ZM258 67H260V68H258ZM6 68V67H5ZM6 68V69H7ZM76 68H78L77 70H81V68L79 69V67H76ZM159 68V69H158ZM182 68L185 70H182ZM193 68V69H192ZM204 68L206 69V70H204ZM2 69V70H1ZM50 69H52V71L50 70ZM70 69V70H69ZM87 69H89V70H87ZM96 69V70H95ZM145 69L147 70V71H145ZM176 69H177V71H176ZM180 69V70H179ZM190 69H191V71L193 72V70H194V72L196 71V73L198 74L199 72L201 73L200 75H202V77L203 78H206V76L204 77L203 75H206V74H208V77H207V79H204L203 80V78L201 77V76H199L200 78H202L201 79V81H202V84L200 83V78L198 79L197 77V74L195 73L194 74V76H193V73L190 71ZM219 69H218V72H219ZM246 69V70H245ZM249 69V70H248ZM251 69H253L254 71H252ZM23 70V71H22ZM50 70V71H49ZM63 70V71H62ZM95 70V71H94ZM110 70V71H111ZM114 70V71H115ZM153 70V71H152ZM155 70V71H154ZM158 70V71H157ZM220 70V71H221ZM233 70V71H232ZM258 70V71H257ZM4 71L6 72V70L4 69ZM33 71V70H32ZM49 71V72H48ZM66 71H68V73L66 72ZM89 71V72H88ZM91 71H93L92 73H91ZM102 71H106L107 72V74L108 75H106V73H105V76L103 77V75L102 74H100ZM114 71H112L113 72V74H114ZM143 71V72H142ZM175 71L177 72L176 73V75H175ZM181 71H182V73H181ZM228 71V72H227ZM20 72V73H19ZM56 72V73H55ZM62 74H61V73ZM100 72V73H99ZM131 72H133V71H131ZM144 72H147L148 74L147 75H145L146 73H144ZM152 72V73H151ZM184 72H186V73H184ZM190 72H191V76L193 77V78H190V76L188 77V75L190 74ZM225 72V73H224ZM230 72V73H229ZM251 72V73H250ZM252 72H254V74H256V75H254ZM21 73H24V74H21ZM33 73V74H32ZM96 73V74H95ZM103 73V72H102ZM124 73V74H123ZM129 73V74H128ZM139 73H141L142 75H140L139 76ZM144 73V74H143ZM188 74V75H186V76H182V74ZM212 73H213V71H212ZM220 73L218 74V75H220ZM226 73H228V75L226 74ZM250 73V74H249ZM9 74V75H8ZM25 74H27L26 76H25ZM29 74V75H28ZM45 75V77L43 76V75ZM50 74V75H49ZM68 74V75H69ZM76 74H78L77 72H76ZM84 75V77H83V75ZM90 74V75H89ZM102 75V79L103 80H101V76L100 75ZM178 74H180L179 75V78L177 77L178 76ZM232 74H234V75H232ZM4 75H6L5 77H4ZM22 77H21V76ZM30 75H32L33 77H34V82L36 83V84H39V83H37V82H42V81H44L46 84L47 83H49L50 81L52 82V83H54V86H52V89L54 88L55 90L53 91L49 86H51V84L49 85V84H45V83H43V85L45 84V86H42V84H39V85H41L40 87H39V85H34V83H32V81L31 82H27L28 80L27 79H31V76ZM48 75L49 76H51V75H53V77H52V79H54L55 81L53 82V80L50 78V77H48ZM92 75V76H91ZM99 77H98V76ZM121 75H123V76H121ZM125 75V76H124ZM175 75V76H174ZM199 75V74H198ZM215 75V76H214ZM230 75V76H229ZM249 75H251L250 77H252V78H250V77H248ZM258 75V76H257ZM27 76H30V78H27ZM50 78L51 80H49L48 78ZM76 78H75V77ZM80 76V78H82V80L84 81V80H86L87 78V82L86 81H82L81 82V80H80V78H77V77H79ZM86 76V77H85ZM94 76H96L95 78H94ZM119 76V77H118ZM129 76V77H128ZM196 76V77H195ZM209 76H210V78H209ZM211 76H214V78L213 77H211ZM226 76H228L227 78H226ZM235 76V77H234ZM260 76V77H259ZM33 77H32V79H33ZM43 77L45 78V79H43ZM121 77V78H120ZM172 77H173V79H172ZM184 77V78H183ZM217 78V82H215V80H216V78ZM219 77H220V79H219ZM229 77L230 78H232L233 80L235 79H239L238 81L239 82H237V83H235V80H234V82L232 81L231 82V84L232 83H235V84H238L239 83V85H240V87H241V89L244 87V86H242L240 83L242 82V80H245L246 82H243L244 84L246 83L247 84V86H246V88H243L242 89V91H241V89H240V87H238V88H236L235 89V87H234V89L235 90H237V92H238V90L240 89V91L242 92V93H240V92H238V94L240 93V95H241V97H239L238 95L236 96L235 94H234V92H235V90L233 89V95H234V97H233V95H231V94H229L230 92L232 93V90L230 91V89L232 88V86H235V84L234 85H231L230 84V81L232 80V79H229ZM255 77V78H254ZM257 77H258V79H257ZM1 78V79H2ZM49 80V82L47 81V79ZM91 78H92V80H91ZM97 78H98V80H97ZM178 78V79H177ZM188 78V80H192V79H197V80H199L198 82L200 83V85L202 86H200L201 88H198L199 86L197 85L198 83H197V80L195 81L194 80V82H192V81H188V80H185V79H187ZM209 78V79H208ZM212 78H213V81L217 84H215V83H213V81H212ZM226 78V79H225ZM254 78V79H253ZM4 79H2V80H0V89H1V86H3L2 88H4V89H6V86H7V88H10L11 87V89H13V86H15V84L12 82H10V85H12V84H14L13 86H9L8 87V81H9V79H8V81H4ZM43 79V80H42ZM130 79V80H129ZM141 79V80H140ZM168 79H170V80H168ZM178 81H176V80ZM182 79V80H181ZM261 79V80H260ZM22 80V81H21ZM63 80V79H62ZM80 80V81H79ZM100 80L102 81V82H100ZM113 80H115L116 81V83H114V81ZM120 80V81H119ZM127 80V81H126ZM134 80V81H135ZM137 80H139V81H137ZM183 81L184 80V82L183 83H185V81L187 82V83H185L184 85H188L189 83L188 82H192L191 84H195V82H196V86L193 84V86H194V88L195 89H193V88H191V87H193L191 84L189 85V86H191V87H189L190 88V90L193 92V93H197V89H198V94L200 93V96L198 95V97H197V99H196V95L195 94H192V92L190 93V92H188L189 94H192V100H194L193 102H192V100L190 101V102H192L193 104H190V102L189 101H186V100H188V99H190L189 97H191L189 94H187V91L186 90H188L189 88L187 87V86H185L186 87V92H183L184 91V85H182V86H180L181 84H179V83H181V81ZM205 80H208V87L209 86H214L213 84H215L216 85V87H219V88H222V89H219V90H223V87L224 86H226V85H228V83L231 85V87H230V85H229V89H228V87H226L227 89H228V94L229 95H227V94H225L226 93V91H220L222 94V96H224L223 98L221 97V95H219L220 93H218V89L214 86L213 87V89L211 88V87H209V92H210V90H211V94L210 93H208V91H207V95L209 96V94L211 95V97L212 96H214V95H218V97H219V100L220 99H222L223 100V102H220L221 104L220 105H218V107L219 108H217L216 110H218L217 112H215V110L214 111H212L213 110V108H215V107H217V104L219 103L217 100H218V98H216L215 96V98L214 97H212V99H211V97H209L211 100H215L216 99V101L218 102V103H216V101L214 102V101H211L212 102V104H214V105H212V106H215V107H213V108H211V111L210 110H208V108H206L204 105H205V103H204V101H206V103H207V100H205V99H207L208 98V96L206 95V90H208L207 88L204 90L203 89V87L205 86ZM210 80V81H209ZM251 82H250V81ZM4 81V82H3ZM11 81V80H10ZM18 81V82H17ZM65 81V80H64ZM99 81V82H98ZM111 81H113V82H111ZM171 83H170V82ZM173 81L175 82L174 84H172L173 83ZM180 81V82H179ZM219 81H221V82H219ZM258 81V82H257ZM21 82V83H20ZM40 82V83H41ZM81 82V83H80ZM122 82V83H121ZM166 82H168V83H166ZM211 82H212V84H211ZM226 82H227V84H226ZM248 82V83H247ZM23 83V84H22ZM25 83V84H24ZM30 83H31V86H30ZM56 83V84H55ZM76 83H77V81H76ZM76 83H75V87H74V85H73V87H74V89L75 88H77V86H76ZM108 83V84H107ZM126 83V84H125ZM128 83V84H127ZM220 83V84H219ZM242 83V84H243ZM254 83V84H253ZM20 84H22V85H20ZM84 84V85H85ZM131 84H134L133 82L131 83ZM172 85V86H168L167 87V85ZM179 85V87H181V88H178V85ZM207 84V83H206ZM211 84V85H210ZM224 84V85H223ZM245 84V85H246ZM251 84H253V85H251ZM256 84V85H255ZM257 84H259L258 86H257ZM34 85V86H33ZM109 85V86H108ZM174 85H176V87L174 86ZM219 85V86H218ZM49 87L48 88V90L49 91H47V90H45V87ZM131 86H134L135 87V89H133V90H135V93L134 94H132V92H130V91H133V90H128L129 88H131ZM174 86V87H173ZM207 86H205V87H207ZM223 86V87H222ZM31 87H33V88H31ZM59 87H61V86H59ZM64 87L62 88L61 87V89H63L64 90ZM92 87V88H93ZM103 87V88H102ZM137 87V88H136ZM166 87H167V89H166ZM170 87V89H168ZM173 87V91L171 90V88ZM25 88V87H24ZM23 88V89H24ZM102 88V89H101ZM248 88V89H247ZM19 91H17V90ZM44 89V90H43ZM47 89V88H46ZM60 89V88H59ZM73 89V88H72ZM106 89H105V91H106ZM126 89V90H125ZM141 89V90H140ZM161 89V90H160ZM165 89H166V91L169 93V94H173V92L175 93L174 94V97H173V100L172 101H167L166 103H165V98H164V100H162V98L163 97H165L166 96V94L164 93V91H165ZM179 89V90H178ZM183 89V90H182ZM195 91H193V90ZM215 89H217V91H215ZM254 89H256V91L254 90ZM3 89H1V92H0V95L1 96H3V93H5L6 92V90H4L5 92H3L2 91ZM50 90H52V92H54V95L51 93V91ZM68 92H67V91ZM100 90V91H99ZM103 90V91H102ZM109 90H107V92H109ZM127 90L129 91V93H131V96H129L128 95V97H126V93H127ZM137 90V91H136ZM170 90V91H169ZM176 90V91H175ZM212 90H214L215 91V93L213 94V92H212ZM249 90V91H248ZM10 91V90H9ZM8 91V92H9ZM13 91V90H12ZM11 91V93H13ZM17 91V92H16ZM41 91H43V92H41ZM58 91V92H59ZM104 91V92H105ZM119 91V92H118ZM126 91V92H125ZM165 91V92H166ZM177 91H178V93H177ZM201 91H202V93H201ZM244 91V92H243ZM260 91V92H259ZM44 92H46L48 95H46V93H44ZM75 92V93H76ZM93 92V91H92ZM94 92H97V91H94ZM111 92V91H110ZM118 92V93H117ZM124 94H123V93ZM179 92H180V94H179ZM181 92H183V94L184 95H182V93ZM205 92V93H204ZM216 92H217V94H216ZM225 92V93H224ZM11 93L9 92V94L8 93H5L4 94V97H5V95H11ZM106 93V92H105ZM113 93V91L110 93V94H112ZM142 93V94H141ZM159 93V94H158ZM168 93H167V95H168ZM243 93H244V95H243ZM245 93H247L248 95L246 96L245 95ZM28 94L30 95V96H28ZM35 94V95H34ZM44 94H45V96H44ZM49 94H52L53 95V99L50 97V95ZM80 94V95H81ZM109 94V95H110ZM118 94V95H117ZM147 94V95H146ZM150 94V95H149ZM158 94V95H157ZM165 96H164V95ZM176 94H177V96H176ZM202 94H205V95H202ZM213 94V95H212ZM237 94V93H236ZM34 95V96H33ZM41 95L43 96V98H41ZM125 95V96H124ZM142 95V96H141ZM159 95H162V96H159ZM182 95V96H181ZM186 95V97H188L187 99H185L186 97H184ZM225 95H227L228 97L231 95L232 97H231V100H229L230 98H228L227 100L225 99ZM0 96V97H1ZM58 96V97H59ZM84 96V97H83ZM97 96H100L99 98L97 97ZM118 96V97H117ZM120 96V97H119ZM136 96V97H135ZM147 96H150V97H153V98H151V99H153L154 100V102H152L153 100H151L150 99V97H147ZM204 97V99L202 98V97ZM249 96V97H248ZM10 97H13V96H10ZM10 97H9V99H10ZM17 97H18V94H17ZM139 97H141V98H139ZM143 97L145 98V101L144 102H142L144 99H143ZM148 99H147V98ZM155 97H156V99H157V97H158V99L156 100L155 99ZM179 97H181V98H179ZM202 98L201 99V101H203V102H199V100H198V98ZM206 97V98H205ZM235 97H238V98H235ZM246 98V104H247V106H246V104L244 103V102H242V101H244L245 100V98ZM248 97V98H247ZM6 98H8V97H6ZM41 98V99H40ZM49 98H51L50 100H48L49 102H47V99H49ZM60 98V97H59ZM58 98V99H59ZM79 98H81V100L82 101H80V102H78L79 101ZM90 98V97H89ZM125 98H127V99H125ZM161 98V99H160ZM179 100H178V99ZM208 98V99H209ZM227 98V97H226ZM240 98L242 99V100H240ZM25 99H27V98H25ZM42 99H43V101H42ZM111 99V100H110ZM131 99V100H130ZM139 99L140 100H142V101H139ZM159 99L162 101H159ZM181 99H185V101L183 102V103H186V104H184V105H180V102H182L181 101ZM224 99L226 100V101H233L232 99H234V101H235V99H236V101H238V102H242V103H239V104H241V106H239L237 103H236V101H235V103H233V104H235V105H237L238 107H240L239 108V110L240 111H244V109H247L248 110V112H247V110H245L244 112H242L244 115H242L245 119L243 120L244 122H245V124L243 123V121L241 120V119H243L242 118V116H241V118L239 117V115L241 114V112L239 113L238 112V108H237V110H236V107L237 106H233V104H232V102H227L226 103V101L224 102ZM249 99V100H248ZM46 100V101H45ZM56 100H57V96H56ZM138 100V101H137ZM146 100H148V101H146ZM196 100H197V102H196ZM36 101H40L41 103H38V102H36ZM59 101V100H58ZM65 101H68V102H65ZM75 101H77V105H76V107H74L75 106V104H76V102ZM150 101V102H149ZM160 102V104H158L159 102ZM164 101V102H163ZM209 101V102H210ZM221 101V100H220ZM51 102V103H50ZM75 102V103H74ZM158 102V103H157ZM179 102V103H178ZM196 102V103H195ZM198 102H199V104L200 105H198ZM36 103H37V105L39 106V107H36L37 105H36ZM51 105H50V104ZM52 103H55V106H54V104H52ZM65 103V104H64ZM68 103V104H67ZM138 103H140V104H142V105H140V104H138ZM146 103V104H145ZM150 103V104H149ZM164 103V104H163ZM178 103V104H177ZM182 103V104H183ZM195 103V104H194ZM216 103V104H215ZM225 103H226V105H225ZM231 103V104H230ZM249 103V104H248ZM1 104H2V106H1ZM13 104L14 105H16V107H19V109L21 108L20 106H22V108H24L25 109V111L24 110H21V113L24 111V113L27 111V113H23V114H21L20 113V115H17L18 113H16V111H18L19 109L18 108H16L14 111H15V114H13V113H10L9 112V110L11 109V108H9L10 106H12L13 107V109L15 108L14 106H13ZM18 104H20V105H18ZM22 104V105H21ZM113 104V105H112ZM116 104V105H115ZM152 104V105H151ZM155 104V105H154ZM158 104V105H157ZM188 104H190V106L188 105ZM197 104V105H196ZM201 104H202V106H204L205 108L204 109H206V111H207V113H206V115H210L209 114V111H210V113H211V118H212V112H214V117L210 120L209 119V117L208 116H206V115H203V114H205V113H202V115L203 116H205L206 118H204V117H202L201 116V114L199 115L198 113L199 112H204V111H202L203 110V108L201 107ZM211 104V103H210ZM245 105V106H243V105ZM33 105H36V106H34L33 107ZM92 107H91V106ZM125 105V106H124ZM138 105H140V107L138 106ZM149 105H151V106H149ZM154 105V106H153ZM159 105H160V107H159ZM163 105H165V106H163ZM194 105V108L192 107ZM195 105H196V107H195ZM206 105H209V103H207ZM225 105V106H224ZM233 106L234 108H233V110H236L237 112V115L238 116H236V113H231V112H234L233 110L231 111V109H230V106ZM48 106H51V108H49ZM108 106H110V107H108ZM112 106V107H111ZM123 106V107H122ZM137 108H136V107ZM141 106H143V107H141ZM148 106V107H147ZM179 106H185V108H183L182 107V109H181V107H179ZM186 106L187 107H189V110H185L186 109ZM211 105L210 106H208L209 108L210 107H212ZM223 106V107H222ZM27 107V108H28ZM55 107H56V109H55ZM61 107H63V106H61ZM95 107H96V109H95ZM129 107V108H128ZM133 107V108H132ZM139 107V108H138ZM150 107V108H149ZM162 107V108H161ZM164 107H165V109H164ZM34 108H35V110H34ZM69 108V107H68ZM90 108H89V110H90ZM101 108V109H102ZM121 108V109H120ZM146 108V109H145ZM190 108L192 109V110H190ZM201 110H199V109ZM232 108V107H231ZM243 110H242V109ZM5 109H4V111H5ZM13 109H11L12 110V112H14L13 111ZM70 109V108H69ZM68 109V111H70V112H72L71 110H69ZM71 109H72V107H71ZM76 109H74V111L71 113V114H74V112L76 111ZM118 109V110H117ZM130 109H131V111H130ZM159 109V110H158ZM162 109V110H161ZM168 109V110H167ZM188 109V108H187ZM197 109V110H196ZM10 110V111H11ZM28 110H30V109H28ZM49 110H51V112L49 111ZM56 110V111H55ZM61 110V109H60ZM63 110V109H62ZM88 110V111H89ZM92 110V109H91ZM124 110V111H123ZM137 110H139V111H137ZM166 111L167 110V112H164V111ZM220 110H221V112H220ZM228 112H227V111ZM102 111V112H101ZM112 111H114V112H116V113H111ZM135 111V112H134ZM160 111H163V112H160ZM191 113H189V112ZM231 111V112H230ZM46 112V113H47ZM70 112H69V114H70ZM99 112H101V113H99ZM107 112V113H106ZM123 112V113H122ZM126 112H127V114H126ZM140 113V114H138V113ZM157 112V113H156ZM171 112V113H170ZM183 112H185V113H183ZM189 114H188V113ZM198 112V113H197ZM3 113H6V114H8L7 115V117H6V115L4 114V116L2 115ZM10 113V114H9ZM44 113V112H43ZM64 113H67V109H66V112H64ZM76 113L77 112H75V115H70V116H76ZM129 113H130V115H133V113L134 114H137V115H135V117L137 118L136 120H135V117L134 116H132V118L131 117H129L130 115H129ZM160 113V114H159ZM187 113V114H186ZM215 113H216V115H215ZM228 113V114H227ZM68 113H67V116L66 117H70V116H68L69 115ZM120 115L121 116V118H120V116H118V115ZM126 115L125 116V118H130V120H133V121H130L129 119H128V122H130V123H128L126 120H124L125 118H122L123 117V115ZM158 114V115H157ZM167 114V115H166ZM179 114V115H178ZM193 114H196V117L198 116L199 117V120L202 122L203 121V123H204V125H201V124H203V123H201L199 120H198V118H196L195 116H194V119H196V121L198 120V122H196V124H195V122H194V125H191V126H189L190 124H189V122H193V117L192 118H190L191 117V115L193 116ZM235 114V115H234ZM33 115V116H32ZM52 115H53V117H52ZM105 115V116H104ZM157 115V116H156ZM160 115V116H159ZM162 115V116H161ZM165 115V116H164ZM183 115V116H182ZM189 116V121H187V119H188V117L187 116ZM231 116V120L229 119V117ZM247 117H246V116ZM13 116V118H15ZM36 116H38V115H36ZM41 116L43 117V119L41 118ZM62 116H64V117H62ZM170 116V117H169ZM215 116H216V118H215ZM224 116H225V118H224ZM228 118H227V117ZM236 116V117H235ZM3 117V118H2ZM28 117H30V116H28L27 115V118ZM116 117H117V120L119 119V121H117L116 120ZM139 117V118H138ZM155 117H157L156 119H157V122L159 123V124H157V126L159 127V125L161 124V126H160V130H158L159 128L158 127H156V119H155ZM165 117H167V118H165ZM172 117V118H171ZM202 117V118H201ZM221 117V118H220ZM9 120V121H7V119ZM10 118H12V117H10ZM37 118V119H38ZM51 118H52V120L53 121H50L51 120ZM60 118H63V119H60ZM71 118H73V117H71ZM100 118H101V120H100ZM114 118V119H113ZM159 118V119H158ZM164 118V119H163ZM220 118V119H219ZM237 118H240V119H237ZM4 119H5V121H4ZM35 120H37L36 119V117L34 118ZM42 119V120H41ZM99 119V120H98ZM121 119H122V121H121ZM165 119L167 120L168 119V122H170V123H168L167 124V121H165ZM171 119V120H170ZM193 119V120H192ZM203 119H205V120H203ZM210 121H209V120ZM213 119H214V121H213ZM222 119V120H221ZM3 120V121H2ZM30 120V121H29ZM61 120V121H60ZM70 120H74V119H70ZM83 120V121H82ZM209 121L210 122V124H209V126H208V128H207V130L205 131V130H203V128H206L207 126L206 125H208L207 124V121ZM226 120V121H225ZM235 120V121H234ZM246 120V121H245ZM44 121V122H45ZM116 121H117V123H116ZM121 121V123L123 122V121H126V122H123V124L122 125H125L126 123H128L127 124V126L125 127L124 126V128L123 129H121L120 127H123L122 125L120 126V125H117V124H119V122ZM137 121L139 122V123H137ZM156 123H155V122ZM161 121V122H160ZM187 121V122H186ZM205 121V122H204ZM211 121L213 122V126L215 127V129H214V127H213V132H211V130L210 129H212V127H211V125H212V123H211ZM224 123H223V122ZM240 121V122H239ZM51 122H52V124H54L53 122H55V126H56V124H57V126H61L62 127V129H63V131L65 130V132H67V130L69 129H65V128H63V127H66L65 125H63V122H69L71 125H74L73 127L71 126V131H72V133H71V131L69 130L68 132L70 133L69 134V136L71 135L72 136V134H73V132H74V134L76 135H74V137H76L75 138V140H74V138L72 139L73 141H72V143L70 142L71 140V138H69L68 139V137L69 136H67L68 135V132H67V134H65V136L62 134V133H65V132H62L61 133V131H62V129L60 128L59 129V127H56L55 128V126L53 125V128H52V124H51ZM57 122V123H56ZM87 122H89V121H87ZM98 122V123H97ZM101 122V123H100ZM153 122L155 123V125H153ZM164 122V123H163ZM208 122V123H209ZM219 122V123H218ZM221 122V123H220ZM232 122V123H231ZM239 122V123H238ZM43 123V124H42ZM66 124L67 126H69L70 127V124ZM94 124V126H96V127H93V125L92 124ZM120 123V124H121ZM132 123V124H131ZM137 123V124H136ZM172 123H174V124H172ZM201 125H199V124ZM216 123V124H215ZM223 123V124H222ZM240 123H243V124H240ZM89 124V125H88ZM193 124V123H192ZM206 124V125H205ZM225 124V125H224ZM228 124V125H227ZM239 124V125H238ZM0 125V126H1ZM25 125V126H24ZM63 125V126H62ZM98 125V126H97ZM117 125V126H116ZM131 125V126H130ZM152 125H153V127H152ZM167 125L169 126V128L167 127ZM174 125V126H173ZM188 125V126H187ZM197 125V126H196ZM198 125H199V127H198ZM240 125H242L241 126V128L242 129H244V131L240 128ZM244 125V126H243ZM50 126H51V128H50ZM87 126V127H86ZM93 128H92V127ZM118 126H120V127H118ZM133 126H135V127H133ZM140 126V127H139ZM166 126V127H165ZM171 126H173V128L171 129ZM181 126V127H180ZM194 126V127H193ZM204 126V127H203ZM13 126L11 125V128H12ZM26 127H28V129L26 128ZM44 127V126H43ZM77 127H78V125H77ZM117 127H118V129H117ZM128 127H129V129H128ZM131 127V128H130ZM139 127V128H138ZM151 128L150 130H149V128ZM192 127V128H191ZM195 127H197L196 128V131H195V133H194V129H195ZM201 127H203V128H201ZM209 127H211L210 129H209ZM227 127V128H226ZM234 127V128H233ZM244 127V128H243ZM11 128H9V129H11ZM31 128V127H30ZM87 128V129H86ZM119 128L121 129L119 132H123V133H119L118 131H116V130H119ZM126 128V129H125ZM132 128H133V130H132ZM135 128H138V129H135ZM143 128V129H142ZM145 128H147V131H146V129ZM152 128H153V130H152ZM155 128V129H154ZM157 128V129H156ZM166 129V131L169 129L170 131H167L168 133L169 132H171V133H169L170 135H168V133H166V131L165 130H163V129ZM175 128V129H174ZM184 128V129H183ZM190 128V129H189ZM198 128H199V131H198ZM201 128V129H200ZM220 128H221V130H220ZM236 128V129H235ZM27 129V130H26ZM32 129V128H31ZM54 129V131H52ZM131 129V130H130ZM141 129V130H140ZM177 129V130H176ZM182 129V130H181ZM210 131H209V130ZM229 131H228V130ZM60 131V133H59V131ZM127 130V132H125ZM128 130H130V132H128ZM135 130V131H134ZM141 131V132H139V131ZM143 130V131H142ZM144 130L146 131L144 134H143V132H144ZM215 130V131H214ZM224 130V131H223ZM231 130H233V131H231ZM235 130V131H234ZM237 130V131H236ZM6 131H7V129H6ZM22 131H20V133L22 132ZM50 131H51V133L53 134V136H54V138L55 139H53V136H52V134L50 133ZM56 131V132H55ZM116 131V132H115ZM134 131V132H133ZM137 131H138V133H137ZM161 131L163 132V131H165L164 133H161ZM203 132V134L204 135H202V133L201 132ZM208 131H209V133H208ZM217 131V132H216ZM220 131V132H219ZM241 131H243V132H241ZM246 131V132H245ZM8 132H9V130H8ZM55 132V133H54ZM58 132V133H57ZM95 132H97L98 134H96ZM114 132V133H113ZM118 132V133H117ZM154 132V134H152ZM156 132V133H155ZM159 132V133H158ZM175 132V133H174ZM180 132V133H179ZM193 132V133H192ZM197 132V133H196ZM198 132H200V135L198 134ZM210 132H211V134H212V136H213V140L212 139H209V138H211V137H209V135H210ZM227 134H226V133ZM235 132V133H234ZM32 133V134H33ZM41 133L42 134H45V136L44 135H42V136H40V138L39 137H37V135L36 134H40L41 135ZM111 133V134H110ZM117 133V134H116ZM125 133V134H124ZM127 133H128V135H127ZM147 133V134H146ZM223 133V134H222ZM243 133V134H242ZM22 134V133H21ZM47 134V135H46ZM60 134V137L58 136V135ZM115 134V135H114ZM133 134H135V136H133L132 137V135ZM142 134L144 135V137L142 136ZM151 134V135H150ZM157 136H156V135ZM160 134V135H159ZM164 136V137H162V135ZM196 134H198L197 136H196ZM208 134V136L206 137L205 135H207ZM217 134V135H216ZM225 134V135H224ZM232 134V135H231ZM61 135H63L64 136V138H61ZM90 135V136H89ZM94 135V136H93ZM96 135H99V136H96ZM102 135V136H101ZM121 135H126L127 137H123V136H121ZM146 135H148V136H146ZM168 135V136H167ZM185 135V136H184ZM191 135H192V138H191V140L192 139H194V140H190V138L188 139V138H186V137H191ZM230 135V136H229ZM2 136H3V138H4V140H2L1 138H2ZM12 136V138H10ZM19 136V137H20ZM39 136V135H38ZM50 137V140L51 141H47V140H49L48 138ZM70 136V137H71ZM114 137V140L117 142V141H119V142H122V141H124V142H122V143H124V144H122V143H116V142H114V140L112 139V141H110V137ZM116 136V137H115ZM119 136V137H118ZM151 136V137H150ZM159 136H161V139H160V137ZM172 136V137H171ZM175 136V137H174ZM184 136V137H183ZM198 136H200L199 137V139H196ZM202 136H204L203 138H201ZM221 136V137H220ZM45 137H48V138H45ZM59 137V139H57ZM93 137V138H92ZM105 137V138H104ZM112 137V138H113ZM120 137H121V139L122 140H119L120 139ZM123 137V138H122ZM137 137V138H136ZM143 137V138H142ZM145 137H147V139L145 138ZM156 137V138H155ZM169 137V138H168ZM193 137H195V138H193ZM218 137V138H217ZM238 138V139H236L235 140V138ZM52 138V139H51ZM65 138L66 139H68L67 140V143H66V141H63V140H65ZM86 138H88L87 140H86ZM103 138V139H102ZM106 138H110L109 139V141H108V139H106ZM126 138V139H125ZM129 138H131L132 140H133V138H134V140H133V142H134V145H133V142H131L132 140L131 139H129ZM141 140H140V139ZM148 138H149V140L151 139L152 140V138H153V140L155 141V139H156V141H157V139H158V141L157 142H159L160 143V146H162L161 148H163V149H160V146H159V144L156 142V144H155V146H150L149 147V145L147 146V141H148ZM163 138H165V139H163ZM179 138V139H178ZM184 138H185V140H184ZM208 138V139H207ZM216 138V139H215ZM224 138V139H223ZM226 138V139H225ZM19 139V138H18ZM44 139L50 144H47L45 141H44ZM81 140V141H79L81 144H82V142L83 143H85V142H87V141H89V142H87L88 144L86 145V143H85V145H86V147L85 148H87V150L84 148V146L85 145H81L80 144V147H78V145H79V143H78V140ZM85 139V140H84ZM117 139V140H116ZM126 141H125V140ZM144 139H146V141L144 140ZM162 139L165 141L166 139V142H164V141H162ZM169 139V140H168ZM201 139V140H200ZM231 139V140H230ZM54 140V141H53ZM93 140V141H92ZM106 140V141H105ZM136 140V141H135ZM143 140V141H142ZM177 140V141H176ZM182 140V141H181ZM191 141V143L193 144L194 142H197L196 144H194L198 149V151L195 149V147L193 146V145H191V146H189V143L187 142V141ZM195 140H197V141H195ZM203 140H205V143H204V141ZM206 140H208V141H206ZM225 140H226V142H225ZM239 140V141H238ZM241 140V141H240ZM17 141V142H16ZM31 141V142H30ZM57 141H59L60 143L63 141V144L65 145V146H67V148H69V146L70 147H75V145H77L74 149L76 150L74 153H72V149L71 148H69V149H71V150H69V149H67L66 147H64V145H63V147L64 148H62V146H59V144L58 143H56ZM130 141V142H129ZM144 142V144L142 143V146H145L146 148H144L145 150H144V152H143V148H141L142 149V151H141V149H139V145H140V143L141 142ZM176 141V142H175ZM184 141H186V143L184 142ZM217 141V142H216ZM219 141V142H218ZM232 141V142H231ZM66 144H65V143ZM73 142L75 143V142H77V143H75V144H73ZM92 142V143H91ZM136 142V143H135ZM162 142H164L165 144H166V147H165V144L163 143V145H162ZM171 142H172V144H171ZM178 142V143H177ZM206 142H208L207 144H206ZM229 142V143H228ZM244 142V143H243ZM19 145H18V144ZM34 145H33V144ZM53 143H55V144H53ZM69 143H70V145H69ZM96 143V144H95ZM109 143V144H108ZM111 143H113V145H114V147H116L115 145L117 144V147L119 148V151H116V149H117V147L116 148H114L113 147V145L111 144ZM115 143V144H114ZM125 143H126V146H128V148L125 146ZM190 143V144H191ZM205 144L204 146H206L205 148H204V146H201L202 144ZM218 143V144H217ZM224 143H225V145H224ZM226 143H228V144H226ZM239 143V144H238ZM3 144V145H2ZM33 145V147H31L32 145ZM43 144V145H42ZM51 144L53 145V147L51 146ZM69 146H68V145ZM93 144H94V146H93ZM99 144V145H98ZM107 144V145H106ZM119 144H121V145H123V146H120ZM128 144H132V150L133 151H130L131 149H129V146L131 147V145H128ZM135 144H136V147H135ZM158 144V145H157ZM182 144H183V146H182ZM200 144V145H199ZM210 144V145H209ZM223 144V145H222ZM235 144V145H234ZM18 145V146H17ZM21 145V146H20ZM44 145H46L45 147H44ZM49 145V146H48ZM61 145V144H60ZM100 145H102V147H100ZM106 145V146H105ZM108 145H110V147H111V145H112V150L111 149H109L110 147L108 146ZM220 145V146H219ZM230 145V146H229ZM51 146V147H50ZM55 146V147H54ZM56 146L59 148H56ZM83 146V147H82ZM89 146H93V148H95L94 150H95V152H94V150H93V148H88ZM103 146H105V147H103ZM125 146V147H124ZM141 146V145H140ZM159 146V147H158ZM199 146V147H198ZM208 146V147H207ZM39 147V146H38ZM43 147H44V149H43ZM49 147H50V149H49ZM60 147H61V149H60ZM79 149H78V148ZM100 147V149L99 150H101V151H98V150H96V149H98ZM106 147L109 149H106ZM122 147V148H121ZM136 148V151H134L135 150V148ZM149 147V148H148ZM153 147H154V149H153ZM157 147L159 148V149H157ZM174 147V148H173ZM177 147V148H176ZM219 147V148H218ZM229 147V148H228ZM14 148V149H15ZM45 148H47V149H45ZM77 148V149H76ZM82 148H83V150L85 149V153H84V151L82 152ZM102 148H104V149H102ZM167 148V149H166ZM176 148V149H175ZM182 148V149H181ZM200 148V149H199ZM218 148V149H217ZM15 149V150H16ZM29 149V150H28ZM56 149H58V150H56ZM63 149V150H62ZM67 149V150H66ZM73 149V150H74ZM123 149H129V154L131 155V157H132V159L131 158H128V156L130 157V155L128 154V151H126V152H124V150ZM139 149V150H138ZM146 149H148V151H146ZM157 149V150H156ZM164 149H166L165 151H164ZM173 149V150H172ZM224 149V150H223ZM11 151V153H10V151ZM14 150V151H15ZM56 150L57 151V153H55V155L56 156H58L59 155V157H57V158H61V160L59 159L58 161L57 160H55V159H57V158H55V156H54V158L55 159H53V160H55L54 162L53 161H51L50 163H52V164H54L55 165V162H56V165H60V166H57L56 167V165L55 166H53L52 164H50V163H45V161H46V159H47V157L46 156H48L49 155V152H50V155L51 154H54L53 152ZM59 150H62L61 152H58ZM70 151V154L69 153H67V152H69ZM80 150V151H79ZM89 150H91V151H89ZM105 150V151H104ZM106 150H108V151H106ZM110 150L111 151H115V152H119L118 154L117 153H114V152H111L112 153V155L110 154V153H108V152H110ZM149 150H150V153L152 152H154V154H152L153 155V157H152V155H150L149 157L151 158V159H149V157H148V153H149ZM151 150H153V151H151ZM154 150H156L157 152H158V150H160L161 152L163 151L164 153H162V154H160L159 152L158 153H155V151ZM185 150V151H184ZM219 150V151H218ZM16 151H18V149L16 150ZM29 151V152H28ZM30 151H31V153H33V154H30ZM55 151V152H56ZM64 151H66V153H64ZM79 151V152H78ZM97 151V152H96ZM104 151V153H105V155L103 156V155H101L102 154V152ZM139 151V152H138ZM146 151V152H145ZM195 151V152H194ZM21 152L23 153V154H25L26 156H27V159H29L31 156H33L35 153H36V156L34 155V157L36 158L37 156H39V155H42V157L41 156H39L38 158H36V160H35V158L34 157H32V158H30L28 161H32V162H29V163H31V165L33 166H30V164L28 163V161L27 162H25V160L24 161H22V159H24V156L25 155H21ZM35 152V153H34ZM52 152V153H51ZM89 152V153H88ZM92 152L94 153V154H92ZM98 152H101V153H98ZM122 152H123V154H125L126 153V155L124 156L123 154H122ZM130 152H132V153H130ZM135 154H134V153ZM140 152H142V156L144 157L145 155V153H146V156H145V158H143L142 156H141V154H138V153H140ZM187 152V153H186ZM197 152H199V153H197ZM224 152V153H223ZM13 153V156L15 157V155H16V157L15 158H18L21 162H23V163H25L26 165H27V167H28V169H27V167H26V169L27 170H25L26 171V173L28 172V174H26L25 173V171L23 170V169H25V168H23L22 166L24 165V166H26L25 164H20V161L18 162V159L16 160V159H14L13 158V156L11 155L10 156V154H12ZM15 153V154H14ZM37 153H38V155H37ZM59 153V154H58ZM62 155H61V154ZM71 153L73 154V155H71ZM79 155H78V154ZM95 153H98L97 155L95 154ZM121 153V154H120ZM144 153V154H143ZM175 153V154H174ZM189 153V154H188ZM192 153H194L193 155H192ZM3 154V155H2ZM18 154V155H17ZM58 154V155H57ZM82 154V155H81ZM85 154V155H84ZM110 154V155H109ZM127 154H128V156H127ZM133 154H134V156H133ZM138 154V155H137ZM148 154V155H147ZM155 154H158V155H156L157 156V160H160V161H158L157 162V160H156V158H155ZM174 154V155H173ZM178 154V155H177ZM227 154H228V156H227ZM31 155V156H30ZM49 155V156H50ZM69 155H70V157H69ZM79 157H78V156ZM81 155V156H80ZM83 155L84 156H86L85 158L87 159V157H89L88 158V160H86L84 157H83ZM89 155V156H88ZM91 155H93V156H96V160H98V161H100L101 160V158H99V159H97V156H102V157H104V159H102L101 161H100V163H97V162H95L94 161V159L95 158H93V156L92 157H90ZM116 155V156H115ZM119 155H120V159H119ZM121 155L123 156V157H121ZM136 155H137V157L139 158L138 159V161H137V157H136ZM168 155H171V156H168ZM181 155V156H180ZM6 156H8V157H12L13 159H12V161L13 160H15V161H10V159L11 158H8L7 157V159L8 160H5L6 159ZM18 156H20V157H18ZM21 156H22V158H21ZM30 156V157H29ZM44 156V157H43ZM53 156L51 155V157L53 158ZM62 156H65V158L66 159H64L65 161H67L68 160V158H69V160H72V158L74 157V159H76L75 161H76V166L74 167V159L72 160L73 161V163H72V161H67L66 163L68 164H66V163H63L64 161L62 160ZM66 156H68V157H66ZM76 156V157H75ZM100 156V157H101ZM106 156V157H105ZM110 156L112 157V158H110ZM140 156H141V160H140ZM194 156V157H193ZM29 157V158H28ZM42 158V160L41 161H44V162H41V161H38V160H40L41 158ZM114 157V158H113ZM116 157V158H115ZM127 157V158H126ZM135 157V158H134ZM158 157H160L161 159H159ZM176 157V158H175ZM201 157V158H200ZM26 158V157H25ZM33 158H34V161H36L35 163H37V164H35V165H38V162H40L42 165H40L39 167H41V168H36L35 166H34V164H33ZM45 160H44V159ZM51 158V159H52ZM71 158V159H70ZM77 158H78V160H79V162H80V164L82 165H80V164H78L79 162L77 161ZM85 159V161H84V159ZM91 158H92V162H91ZM107 158H109V159H111L112 160V162H111V164H109L110 162L108 161L107 162ZM121 158H123L125 161H127V163L122 159V161H121ZM133 158H134V161H133ZM152 158H154V159H152ZM188 158V159H187ZM193 158V159H192ZM209 158V159H208ZM2 159V160H1ZM81 159V160H80ZM83 159V160H82ZM115 159L117 160L116 162H115ZM128 159H130V160H128ZM148 159V160H147ZM178 159V160H177ZM183 159V160H182ZM196 159V160H195ZM90 160V161H89ZM118 160L120 161V162H118ZM145 160H146V163H147V165H148V168H146L147 170H149V171H147L144 167H146L147 165H144V163H145ZM154 160H156V162L157 163H155V161ZM186 160V161H185ZM195 160V161H194ZM217 160V161H216ZM4 161V162H3ZM9 161V162H8ZM47 161L49 162V159H47ZM46 161V162H47ZM59 161H63L62 162V165L59 163ZM82 161H83V163H82ZM103 161V162H102ZM129 161H130V163H129ZM131 161H132V163H131ZM135 161H137V162H135ZM141 161V162H140ZM143 161V162H142ZM151 163V164H149V162ZM154 161V164L156 165V164H158L157 165V167L156 166H154V168H152V169H155V167L157 168V169H155V170H153L152 171V169L150 168L151 166H149V165H152L153 166V162ZM177 161V162H176ZM15 162H18L17 163V165H16V163ZM69 162V163H68ZM85 162H87V165H86V163ZM89 162V163H88ZM115 162V164H113L112 165V163H114ZM125 162V163H124ZM134 162V163H133ZM194 162V163H193ZM8 163H10L9 165H8ZM15 163V164H14ZM59 163V164H58ZM92 163H94V165H97V164H99L98 165V167L97 168H99V166L101 167V165H102V163H103V165H105L106 163H108L109 164V166L111 165V166H113L112 168L110 167L109 168V166H106V167H103V165H102V170L104 169V170H106V169H108V170H106V171H102V170H100L101 168H99L98 169V173H96L97 175H98V180H97V175L96 176H93L94 175V172L92 171L91 173H89V171L90 170H92L93 168V170H96L95 172H97V168H95V166L92 164ZM119 163V165H117ZM123 165H122V164ZM145 163V164H146ZM187 163V164H186ZM219 163V164H218ZM18 164H20V165H18ZM28 164H29V166H28ZM46 164V165H45ZM48 164H50L49 165V167H48ZM65 164V165H64ZM90 164V165H89ZM120 164H121V167H120ZM127 164H129V165H127ZM137 166H136V165ZM141 164V165H140ZM166 164V165H165ZM221 164V165H220ZM10 165L12 166V168H9L10 167ZM13 165H15V166H13ZM43 165L44 166H46L47 168H48V170H47V168L45 169V168H42L43 167ZM70 165H71V167H70ZM73 165V166H72ZM78 165H80L79 167H78ZM83 165H85V167L84 168H80V167H83ZM131 165V166H130ZM140 165V166H139ZM142 165H144V166H142ZM161 165V166H160ZM167 165H168V168H167ZM185 165V166H184ZM195 165V166H194ZM200 165V166H199ZM7 166H8V169H7ZM16 166L17 167H19L18 168V170L21 172V170H23L21 173L22 174H24V175H21V173L20 172H15L16 171ZM20 166H21V168H23V169H21L20 170ZM53 166V167H52ZM66 166V167H65ZM68 166V167H67ZM115 166V167H114ZM162 166H164V167H162ZM182 166V167H181ZM209 166V167H208ZM224 166V167H223ZM228 166V167H227ZM31 167V169H32V171L33 170H35L36 169V172H33L32 174H31V172L32 171H30L29 170V168ZM61 167V168H60ZM74 167V168H73ZM116 167H118V168H116ZM126 167H128L129 168V170L126 168ZM131 167V168H130ZM133 167V168H132ZM135 167H137L135 170H133L132 171V169H134ZM141 167V168H140ZM186 167V168H185ZM196 168V169H198L197 171L194 169V168ZM205 167V168H204ZM227 167V168H226ZM34 168V169H33ZM63 168H65V169H63ZM71 168V169H70ZM75 168H77L76 170H75V172H74V170L73 169H75ZM80 168V169H79ZM106 168V169H105ZM113 168H115L114 170H115V174H116V177H117V179H118V183H117V179L116 178H114V180L115 181H113L112 180V183L111 182H108L107 180H109V181H111L110 179H111V177L112 176H110V175H112L113 173ZM122 169V172H120V171H118V170H120V169ZM126 168V169H125ZM180 168V169H179ZM203 168V169H202ZM12 169H13V171H12ZM38 169V170H37ZM50 169V170H49ZM71 171H70V170ZM78 169L79 170H81V171H78ZM111 169V170H110ZM138 169H140V170H138ZM143 169V170H142ZM195 170L194 172H192L191 170ZM17 170V171H18ZM30 172H29V171ZM40 170V171H39ZM43 170H45V171H43ZM67 173V170H69L68 171V175H69V177H68V180H67V175H65V177L64 176H62V175H64V174H66L64 171ZM72 170H73V172H72ZM100 170V171H99ZM110 170V171H109ZM117 170V171H116ZM126 170H128V171H126ZM142 170V171H141ZM147 171V173H146V171ZM172 170V171H171ZM175 170H176V172H175ZM180 170V171H179ZM184 170H185V172H184ZM224 170V171H223ZM1 171V170H0ZM8 171H10V172H8ZM38 171H39V173H38ZM42 171V172H41ZM46 171L48 172V173H46ZM52 171H54L53 172V174H52ZM84 171H86V172H84ZM101 171L102 172H104V174L106 175V177H105V175L103 174V176H102V174H100L101 176H102V180H99L100 178H99V173H101ZM125 172V174H123L124 172ZM130 171V173H129V175H127L128 174V172ZM136 171V172H135ZM138 171V172H137ZM145 171V172H144ZM202 171V172H201ZM210 171V172H209ZM228 171V172H227ZM7 172H8V174H7ZM51 172V173H50ZM62 173V175L60 174V173ZM78 172V173H77ZM87 172H88V174H92L93 173V175H92V177H94V178H96V179H92V177H91V175H90V177H88L89 175H87ZM108 172L109 173V175L108 174H106V173ZM118 172H120L119 174H117ZM126 172H127V174H126ZM132 172H133V175H131L130 176V174H132ZM150 172H152V173H150ZM168 172V173H167ZM169 172L171 173V174H169ZM187 172V173H186ZM213 172V173H212ZM34 173H35V176H34ZM37 173H38V175H37ZM43 174V175H41V174ZM71 173V174H70ZM76 173V174H75ZM86 173V174H85ZM122 173V175H120ZM141 173V174H140ZM142 173H143V176L144 175H147L148 177H152V179L150 178H147L145 181H144V179L145 178H143L142 177ZM145 173V174H144ZM148 173H149V175H148ZM162 173V174H161ZM175 173V174H174ZM191 173L192 174H194L195 173V176H196V178H194V175L193 176H190L191 175ZM216 173V174H215ZM5 174H7V175H5ZM14 174V175H13ZM16 174V175H15ZM57 174H59L58 175V177H61V178H59V179H61V180H58V177L57 178H52L51 179V176L52 177H56V175ZM85 174V175H84ZM138 174H140V176L141 177H139V175ZM151 174V175H150ZM178 174V175H177ZM188 174V175H187ZM200 174V175H199ZM11 175V176H10ZM20 175V176H19ZM28 177H27V176ZM44 175H45V177H44ZM54 175V176H53ZM83 175H84V177L87 175V177H88V179H90L91 178V180L92 181H90V182H86V179H87V177H86V179H84V178H82L83 177ZM138 175V176H137ZM158 175V176H157ZM167 175V176H166ZM181 175H182V177H181ZM216 175V176H215ZM227 175V176H226ZM39 176V177H38ZM79 176H81L80 178H79ZM100 176V177H101ZM120 176V177H119ZM121 176H123V178H124V180H122L123 178H121ZM130 176V177H129ZM133 176H134V179H133ZM135 176H137V177H135ZM174 176V177H173ZM187 176V177H186ZM190 176V177H189ZM199 176V177H198ZM226 176V177H225ZM8 177H10V178H8ZM27 177V178H26ZM49 177V178H48ZM64 177V178H63ZM103 177H105L104 179H106V180H103ZM108 177V178H107ZM113 177H115L114 175H113ZM132 177V178H131ZM159 177V178H158ZM162 177V178H161ZM165 177H167V178H165ZM176 177V178H175ZM187 179H186V178ZM205 177V178H204ZM212 177V178H211ZM47 178H48V180H47ZM76 178H77V181H76ZM79 178V179H78ZM110 178V179H109ZM129 178H131V179H129ZM137 178V179H136ZM139 178H141V181H140V179ZM180 178V179H179ZM189 178H191L190 180L191 181H193L194 179H196L195 181H196V184H197V186L196 185H194L195 183H192L191 181H189L188 182V179ZM193 178V179H192ZM71 179V180H70ZM75 179V180H74ZM87 179V180H88ZM113 179V178H112ZM120 179V180H119ZM129 179V180H128ZM148 179L151 181H148ZM154 179V180H153ZM178 179V180H177ZM184 179V180H183ZM45 180H47L46 182H45ZM51 180H52V182H53V184L51 183ZM54 180V181H53ZM55 180H58L59 182H57V181H55ZM66 181V183H64L63 182V184H62V182L61 181ZM79 180H81V181H79ZM82 180H83V182H82ZM84 180H85V182H84ZM97 181L98 183H96L95 181ZM124 181V182H120V181ZM134 180V181H133ZM139 180V181H138ZM142 180H143V182L145 183H143V185H138V183H141L142 184ZM180 180V181H179ZM50 181V182H49ZM67 181H68V183H72V185L73 186H76L75 188H77V191H80L79 193L80 194H77L78 192H76V190L73 188V187H71L72 188V190H70L69 191V189L68 188H70V186H72V185H68V186H66L68 183H67ZM70 181V182H69ZM71 181H74V184H73V182H71ZM81 182V183H84V185L82 184V186H80L81 185V183H80V185H79V182ZM93 181H94V183H96L97 184V187H96V184H94V187H96V189H98L99 190V192H100V194H99V192H98V190H96V189H93L92 187H90L91 188V191H89L88 189H90L89 188V185H91V186H93L92 184H93ZM101 181H103L102 183H103V185H105V186H102V185H100V183L99 182H101ZM106 181V182H105ZM133 181V182H132ZM156 181V182H155ZM174 181H175V183H174ZM24 182H26L25 184H24ZM28 182V183H27ZM47 182H49V183H47ZM56 182V183H55ZM61 182V183H60ZM78 182V183H77ZM92 182V183H91ZM107 182L109 183V184H107ZM113 182H115V184H116V186H115V184L113 183ZM132 182V183H131ZM134 182H136L135 184H134ZM148 182H150L149 184H148ZM178 182V183H177ZM194 182V181H193ZM200 182H201V186H200ZM209 182L211 183L210 184V186L208 185L209 184ZM9 183V184H8ZM21 183H22V185H21ZM37 183V184H36ZM48 185H47V184ZM87 183H88V185H87ZM90 183V184H89ZM101 183V184H102ZM106 183V184H105ZM126 183V184H125ZM129 183H131V184H129ZM152 183V184H151ZM155 183V184H154ZM168 183V184H167ZM177 183V184H176ZM18 184V185H17ZM43 184H45L46 185V189H43V187L45 186V185H43ZM59 184V187L57 186V185ZM60 184H62L61 185V188H62V186L63 187H65L64 189H63V191H61V190H58L57 188H60ZM79 185L80 187H82L81 189H78V188H80V187H78L77 185ZM117 184L118 185H120V184H122L121 186H122V188H121V186H117ZM134 184V185H133ZM151 184V185H150ZM164 184V185H163ZM188 184H189V186H188ZM207 184V185H206ZM25 185V186H24ZM33 185V186H32ZM53 185H54V187H53ZM85 185H87V187L85 186ZM106 185H108V186H106ZM111 185H113V187L111 186ZM128 185V186H127ZM130 185V186H129ZM131 185L133 186V188L131 187ZM140 186V187H143L144 185V188L146 187L147 188V190L145 191V189L144 188H142V190H144L145 192H143V191H141V189H140V187L138 188L137 186ZM147 185V186H146ZM158 185V186H157ZM174 185H175V187H174ZM178 185H181V186H178ZM190 185H192L193 186V188H191L190 187ZM35 186H36V188H35ZM52 186V187H51ZM55 186H57V188H55ZM85 186V187H84ZM102 186L103 188L104 187H107V188H104L103 190H102V187L100 188V187ZM118 187L119 189L117 190V188H116V190H114L115 189V187ZM125 186H127V189H126V192H125V194H124V192L123 191H125ZM183 186V187H182ZM194 186H196V187H198L197 189L196 188H194ZM213 186V187H212ZM22 187V190L23 191H21V188ZM23 187H26V188H23ZM68 187V188H67ZM149 187V188H148ZM160 187V188H159ZM174 187V188H173ZM185 187V188H184ZM189 187V188H188ZM30 188V189H29ZM50 188V189H49ZM52 188V189H51ZM54 188L57 190L56 191V193H55V190H54ZM83 188H85V189H83ZM113 188V189H112ZM132 188V189H131ZM159 188V189H158ZM180 188V189H179ZM191 188V190H188V189H190ZM205 188V189H204ZM37 189V190H36ZM41 189V190H40ZM49 189V190H48ZM87 189V195L88 194H90V195H88V196H85L86 195V191L83 193V191L84 190H86ZM101 189V190H100ZM106 189V190H105ZM109 189V190H108ZM111 189H112V192H113V190L116 192H118V194H117V192H116V194H115V192H113L114 193V195L112 196V194H110V193H112L111 192ZM136 189V190H135ZM137 189H140L139 191H141V192H138L137 191ZM158 189V190H157ZM168 189V190H167ZM176 189V190H175ZM178 189V190H177ZM193 189H194V191H196L197 190V192H199V194L197 193V199L195 198L196 196L195 195H193V194H196L195 192H193ZM196 189V190H195ZM13 190V191H12ZM17 190V191H16ZM32 190V191H31ZM45 190V191H44ZM73 190H75V191H73ZM82 190V191H81ZM95 191L96 190V194H95V192H92V191ZM105 190V191H104ZM172 190V191H171ZM175 190V191H174ZM40 191H42V192H40ZM47 191V192H46ZM53 192L52 194H51V192ZM58 191H60V194H58L59 192ZM65 191V192H64ZM67 191H68V193H67ZM105 193V195H104V193ZM180 191L182 192V193H180ZM204 191V192H203ZM5 192V193H4ZM14 194H13V193ZM20 192V193H19ZM34 192V193H33ZM45 192V193H44ZM64 194H66V197L68 198V200L66 199V197H65V194H64V197H63V195H61L62 193ZM91 192V193H90ZM98 192V193H97ZM123 192V193H122ZM132 192V193H131ZM135 192V193H134ZM145 194H143V193ZM169 192V193H168ZM178 194H177V193ZM192 194H191V193ZM7 193V194H6ZM11 193V194H10ZM23 193V194H22ZM32 193H33V196H32ZM40 193V194H39ZM43 193V194H42ZM70 193H72V194H70ZM75 195H74V194ZM83 193V194H82ZM93 193V194H92ZM101 193L103 194V195H101ZM110 195H109V194ZM128 193H131L130 194V196H129V194ZM134 193V194H133ZM141 193L143 194V195H141ZM160 193V194H159ZM189 193L191 194L190 196H189ZM4 194H6V195H4ZM10 194V195H9ZM19 194V195H18ZM22 194V195H21ZM31 194V195H30ZM39 194V195H38ZM46 194H48L47 196H46V200H45V195ZM55 194H56V196H55ZM70 194V195H69ZM91 194H92V196H91ZM97 194H99V195H97ZM108 194V195H107ZM141 196H144V198L143 197H141ZM162 194V195H161ZM171 194V195H170ZM181 194V195H180ZM189 196H187V195ZM4 195V197H3V199H6V200H4L3 201V199L1 200V198H2V196ZM7 195H9L10 197H7ZM14 195H15V197H14ZM17 195V196H16ZM27 195H28V199H29V197H30V199H29V201L32 203L33 202V204H31L30 202H26V197H27ZM34 195H37V196H34ZM51 195V196H50ZM52 195H53V198H51L52 197ZM62 196V197H59V196ZM68 195V196H67ZM74 195V196H73ZM79 195V197H80V199L82 200L83 198L85 199V198H87L88 200H86V201H84V200H82L83 202H82V207L84 206L85 208L87 207V209H85L84 207L82 208L81 207V200L79 199V197H76V196H78ZM117 195H118V197L119 198H117ZM121 195H124V196H122L121 197ZM126 195H127V198H126ZM133 195V196H132ZM136 195H138L139 196V198H138V196H136ZM148 195V196H147ZM154 195V196H153ZM156 195V196H155ZM177 195V196H176ZM185 195V196H184ZM194 196V200L196 199V202H197V208H196V202H192L193 204H191V201H194V200H192V198H193V196ZM5 196H6V198H5ZM11 196H13V197H11ZM23 196H25V198L23 197ZM42 198H41V197ZM72 198H71V197ZM81 196H82V198H81ZM84 196V197H83ZM90 196V198H88ZM98 196V197H97ZM100 196V197H99ZM110 198H109V197ZM131 196H132V198H133V200H131L132 198H131ZM181 196V197H180ZM184 196V197H183ZM20 197V198H19ZM37 197V199H35ZM74 197H76V198H74ZM91 197H92V199H91ZM107 197H108V199H110V201H112L113 202V200L115 201V199L117 200V199H122V203H121V200H118V202H117V205L116 204H114L115 202H113V203H111L109 200H107ZM115 197V198H114ZM121 197V198H120ZM130 197V198H129ZM143 198L142 200H141V198ZM148 197V198H147ZM171 197V198H170ZM186 197L187 198H189V199H186ZM190 197H191V201H190ZM10 198V199H9ZM13 198V199H12ZM55 198V199H54ZM57 198H58V200H57ZM65 198V199H64ZM70 198L75 202H77L78 203V205L77 204H75L77 207H78V209H81L80 211H78L77 210V208L75 209V208H73V207H75L74 205H71V207L73 208H68V207H64V204H66V206H67V204H74V203H71V202H73L72 200H70ZM97 198H100V199H102V201H100V199H97ZM104 198H106V199H104ZM113 198V199H112ZM123 198H125L124 200H123ZM136 198V200H134ZM178 198H179V200H178ZM181 198V199H180ZM184 198V199H183ZM205 198V199H204ZM9 199V200H8ZM21 199V200H20ZM27 199V200H28ZM47 199H51V200H48L49 202H47ZM55 200V201H53V200ZM60 199H61V201H60ZM76 199V200H75ZM77 199H79V200H77ZM95 199V200H94ZM137 199H139V200H141V202L140 201H138ZM172 199V200H171ZM16 200H18V201H16ZM33 200V201H32ZM34 200H35V202H34ZM39 200H41V201H39ZM43 200V201H42ZM56 200L58 201L57 203H58V205L56 204ZM64 201V204H63V206H62V202ZM91 200V202L89 203V201ZM94 200V201H93ZM97 200H99V201H97ZM106 200V202H105V207H107V209H109V210H107L108 212H106V208L104 207V205H102V204H104V203H102V202H104ZM130 200V203L132 202V201H134L133 203H132V205L128 202ZM146 200V201H145ZM163 200V201H162ZM186 200H189L190 201V203H189V201H187L188 203H189V207L190 206H192L193 205V208H190L189 209V214H191V215H187L188 214V212H187V214L185 213V211L186 210H188V203L187 204H185L186 203ZM199 200V201H198ZM8 201V202H7ZM10 201V202H9ZM36 201H39V202H37L36 203ZM46 201V202H45ZM50 201H52L51 202V204H52V207H50L51 206V204H50ZM66 201V202H65ZM68 201V202H67ZM92 201L94 202V203H92ZM109 201V202H108ZM123 201H124V203H123ZM165 201V202H164ZM171 201V202H170ZM176 201H178V202H176ZM180 201H181V203H180ZM183 201V202H182ZM211 201V202H210ZM5 202V203H4ZM7 202V203H6ZM13 202H15V204H17L15 207H14V203ZM17 202V203H16ZM19 202V203H18ZM41 202V203H40ZM55 202V203H54ZM59 202H60V205H59ZM75 202V203H76ZM79 202H80V204H79ZM98 202V203H97ZM135 202H137V203H135ZM140 202V203H139ZM143 202V203H142ZM148 202V203H147ZM201 202V203H200ZM214 202V203H213ZM10 203V206H11V203H13L12 205H13V207L12 208H10V206L8 207L7 205ZM26 203V204H25ZM35 203V204H34ZM38 203H40L39 205H42L41 207H39V208H36V206L35 205H38ZM43 203V204H42ZM47 203H49V205L47 204ZM84 203H86L87 205L85 206L84 205ZM99 203H101V205H97V204H99ZM110 203H111V205H110ZM121 203V206H125V207H121L120 206V208H119V204ZM126 203L128 204V205H126ZM135 203V204H134ZM164 203V204H163ZM178 205H177V204ZM31 204V205H30ZM48 205V206H43V205ZM97 205L96 207H95V205ZM123 204V205H122ZM137 204V205H136ZM147 204V205H146ZM160 204V205H159ZM5 205H6V207H5ZM24 205H25V207L26 206H28V207H26V208H28V211L26 210V208L24 207ZM33 205V206H32ZM54 205H57V206H54ZM108 205H110L109 207H108ZM114 205H115V207H114ZM130 205V206H129ZM133 205H136V206H133ZM154 205V206H153ZM157 205V206H156ZM182 205V206H181ZM185 205H187V207L185 206ZM5 208H4V207ZM19 208H18V207ZM100 206H101V208H100ZM113 206V207H112ZM117 206H118V208H117ZM132 206V207H131ZM138 206H139V208H138ZM151 206V207H150ZM159 206V207H158ZM161 206V207H160ZM163 206V207H162ZM182 208V209H184V210H182V209H180V207ZM195 206V207H194ZM206 206V207H205ZM3 207V208H2ZM23 207V208H22ZM33 207H35V208H33ZM42 207H44V208H42ZM46 207V208H45ZM59 207H63V208H59ZM94 207L95 209H92V208ZM100 208L99 209V211H100V213H99V211L97 212L96 210H98V208ZM102 207H104V208H102ZM132 208V209H130V208ZM143 207V208H142ZM146 207V208H145ZM156 207V208H155ZM166 207V208H165ZM185 207H186V209H185ZM25 208V209H24ZM51 208V209H50ZM54 208V209H53ZM65 208V209H64ZM66 208H68V209H66ZM111 208H113V209H111ZM173 208V209H172ZM176 208V209H175ZM194 208H196L197 209V212L195 211V210H193ZM6 209H8L7 211H6ZM10 209V210H9ZM13 209V210H12ZM14 209H15V211H14ZM20 209H21V211L23 210H25L24 212H23V214H22V212L20 213ZM44 209H45V211H47V209H48V213H49V215L47 216L46 215V219H49L48 217L50 216V217H55L56 216V218H57V220L55 221V222H59L58 223V225L59 224H61V222H63V226H62V224H61V227L64 229V230H61V229H59L60 227L59 226H57V223H54V221L53 220H55V219H53V218H50L51 220H47V221H45V218H44V222H48L47 223V226H45V228H44V225H46V223H42V215H43V213L44 214H46L45 212H44ZM57 209H59V214H60V216H59V214L57 213V214H55V212H58V210ZM115 209H116V211L117 212H115ZM118 209V210H117ZM124 209V210H123ZM126 209H128V210H126ZM153 209V210H152ZM159 209V210H158ZM168 209H169V211H168ZM212 209H214V210H212ZM29 210L31 211V212H29ZM33 210V211H32ZM35 210H36V212H35ZM64 210V212L65 213H63L62 211ZM66 210V211H65ZM90 210H93V211H90ZM111 210L112 211H114V212H112V213H114V214H111ZM126 210V211H125ZM130 210H131V212H130ZM143 210V211H142ZM176 210V211H175ZM179 210V211H178ZM192 210H193V212H195V213H193L192 212ZM27 211V212H26ZM39 211V212H38ZM43 211V212H42ZM60 211H61V213H60ZM69 211H71V212H69L70 214L72 213V212H74V213H72V214H75V213H77L76 215H74V216H72V217H74V218H69L68 217V219L66 220V221H71V219H73V222L75 221V223L73 224V222L71 221V222H65V220L64 219H66L67 218V216L66 215H70V214H67ZM77 211V212H76ZM82 211H87L86 212V214H89V213H94V214H91V215H86L85 214V212H82ZM123 211V212H122ZM141 211V212H140ZM150 211V212H149ZM152 211V212H151ZM158 211V212H157ZM160 211V212H159ZM174 213H173V212ZM178 211V212H177ZM180 211H182L184 214H182V212H180ZM13 212H15L14 214H13ZM31 213V214H26V213ZM54 212V213H53ZM97 212V214H95ZM104 212V213H103ZM119 212V213H118ZM128 212H129V214H128ZM163 212V213H162ZM165 212H167V213H165ZM194 214H192V213ZM209 212V213H208ZM3 213V214H2ZM25 213V214H24ZM36 213H39V214H36ZM40 213H42V215H40ZM50 213L52 214V215H54V216H52V215H50ZM98 213H99V216L100 217H102V218H105L106 217V219L107 218H109V219H107V223H108V225L110 226V224H112V226H110V227H112V228H110L109 226H107V224L104 222V220H106V219H102L101 218V220H100V218H99V216H98ZM107 213H109V214H106ZM121 213H122V215H121ZM124 213H125V216H124ZM159 213V214H158ZM198 214L197 216H198V218L196 217V218H194L196 215L195 214ZM22 214V215H21ZM35 214V215H34ZM65 215V217H64V215ZM80 214V215H79ZM82 214V215H81ZM117 214V215H116ZM141 214H143V215H141ZM150 214V215H149ZM155 214V215H154ZM3 215H5V216H3ZM9 215V216H8ZM18 215H19V217H18ZM24 215V217H21V216H23ZM26 215V216H25ZM28 215H30L29 217H30V219L28 218ZM58 215V216H57ZM61 215H63L62 217H64V218H61ZM83 215H85L84 217V219H83ZM97 215V216H96ZM102 215V216H101ZM104 215V216H103ZM109 215H114L112 218L113 219H110V217H109ZM116 215V216H115ZM172 215V216H171ZM178 215H180V216H178ZM194 216L193 218L195 219H193V221H194V223H191V220H192V217L191 216ZM3 216V217H2ZM8 216V217H7ZM17 216V217H16ZM39 216V217H38ZM40 216H41V219H40ZM70 216V217H71ZM77 216H78V218H77ZM87 216V217H86ZM94 216V217H93ZM118 216H119V218H118ZM146 216V217H145ZM155 218H153V217ZM164 216V217H163ZM181 216H183V217H181ZM10 217V218H9ZM25 217H26V219H25ZM38 217V218H37ZM45 217V216H44ZM82 217V218H81ZM121 217V218H120ZM125 217V218H124ZM132 217V218H131ZM143 217V218H142ZM176 217V218H175ZM178 217V218H177ZM184 217H185V219H184ZM16 219V221H17V223H20L19 224V226H17V225H15V224H17L16 223V221H15V219ZM23 218V219H22ZM27 218H28V220H27ZM36 218H37V221H36ZM61 220H64V221H60V219ZM86 218H88V221H89V218H94V220H92V221H90V224H89V226L91 225V226H93V227H88V226H86V225H88V222H87V220H85ZM116 218L118 219V223H117V220H116ZM124 218V219H123ZM140 218V219H139ZM182 218V219H181ZM191 220H190V219ZM10 219V220H9ZM12 219H14V220H12ZM25 219V220H24ZM31 219H33L34 220V222H33V220H31ZM70 219V220H69ZM79 220L80 221V219H83V220H81V221H86V222H81V224H83V225H81L80 223H79V221H77V220ZM123 219V220H122ZM160 221H159V220ZM179 219V220H178ZM184 219V220H183ZM189 221V222H187V220ZM198 219V220H197ZM206 219V220H205ZM208 219V220H207ZM22 221V223H21V221ZM28 221V223H27V221ZM39 220V221H38ZM91 220V219H90ZM98 220H100V221H102V222H100V221H98ZM108 220L110 221V222H108ZM137 220H139L138 222H137ZM165 220H166V222H165ZM196 220L199 222L197 225H196ZM7 221V222H6ZM9 221V222H8ZM19 221V222H18ZM35 221L38 223V225H36V223H35ZM142 221H143V223H142ZM163 221V222H162ZM183 221V222H182ZM209 221V222H208ZM24 222V223H23ZM32 222V223H31ZM39 222H41L42 224L40 225L39 224ZM53 222V223H52ZM77 222V223H76ZM93 222H95L96 224H94ZM116 224H114V223ZM170 222V223H169ZM7 223V224H6ZM15 223V224H14ZM26 223V224H25ZM53 224V225H51L52 226V228L50 227V231H54V230H56L58 227V232H57V230H56V233H55V231L53 232L54 233V235H53V233L52 232H50L49 234H48V230H49V226H50V224ZM80 224V226H81V228L84 226H86L87 227V229H86V233H85V231H83L85 228H83V229H81V230H79V231H83V232H80V234H77V229L76 228H78V227H80L79 226V224ZM86 225H85V224ZM100 223H102V224H104L105 223V226H103L102 227V225L100 224ZM130 223V224H129ZM156 223H157V225H156ZM166 223V224H165ZM172 223V224H171ZM180 225H179V224ZM186 223V224H185ZM188 223H189V225H190V223H191V225H195L196 226V228H195V226H189V227H191V228H193L194 227V230H196V231H194V230H189L188 229ZM211 223V224H210ZM13 224V225H12ZM24 225L23 227L21 226V225ZM49 224V225H48ZM56 224V225H55ZM71 224H72V227H71ZM100 224V225H99ZM136 224V225H135ZM138 224V225H137ZM147 225V227L148 228H146V225ZM150 224V225H149ZM162 224V225H161ZM171 224V225H170ZM184 224V225H183ZM31 226V228H29L30 226ZM33 225H36V227L35 226H33ZM43 225V226H42ZM54 225H55V227H54ZM67 225H68V227L69 228H67ZM78 225V226H77ZM114 225H115V227H116V230H115V227H114ZM159 225V226H158ZM167 225V226H166ZM213 225V226H212ZM12 228H11V227ZM56 226H57V228H56ZM95 226H98V230H97V227H95ZM137 226V227H136ZM152 228H150V227ZM198 226H199V230L200 231H198ZM212 226V227H211ZM17 227H19V228H21L22 229V233H20L21 232V229H14V231L16 230V232L18 231V233H20L22 236H20L18 233H16V232H14L13 233V228H17ZM25 227V228H24ZM41 227V228H40ZM76 229V231H73V232H75V234L74 233H70L74 228ZM94 227H95V229L96 230H94ZM100 227H102V229L100 230L99 228ZM117 227H119V228H117ZM154 227V228H153ZM167 227V228H166ZM176 227V228H175ZM185 227V228H184ZM27 228H28V230H27ZM36 228V229H35ZM42 228L43 229H45L46 231H43L42 230ZM71 228V229H70ZM73 228V229H72ZM89 228V229H88ZM179 228V229H178ZM10 229H12V230H10ZM23 229L26 231L25 233L23 232ZM39 229L41 230V232H42V235L43 234H45L47 231V235L45 234V236L47 237V238H49V239H47L44 235H43V237L44 238H46L45 240H46V242H45V240H44V247H40L39 245H41L42 244V242H43V237H42V235H41V232L39 231ZM48 229V230H47ZM52 229V230H51ZM70 230V232L68 231V230ZM93 230V232L95 233V231L98 233H100V234H97V233H93V232H90V231H92ZM103 229H105V230H107V232H105ZM112 229V230H111ZM156 229V230H155ZM172 229V230H171ZM177 229L179 230V231H177ZM184 229V230H183ZM65 230H67V232L65 233L66 235L68 234V233H70V236H69V234H68V236H66V235H62V234H64L63 232H65ZM103 230V231H102ZM109 230V231H108ZM114 230V231H113ZM120 230V231H119ZM153 230H155V232L153 231ZM165 230V231H164ZM187 230H188V232H187ZM207 230V231H206ZM2 231V232H1ZM30 231V232H29ZM32 231H35V233L37 234V232H39L37 235H41V236H38V238L39 239H37V235L35 236V233L34 232H32ZM79 231H78V233H79ZM113 231V232H112ZM184 231V232H183ZM193 231L195 232L194 234L195 235H193L192 234V240H190L189 239V241H188V239L187 238H189L188 236H187V233H189L190 232V234H188L189 236H191V232L193 233ZM32 232V233H31ZM89 232V233H88ZM102 232V233H101ZM107 234L108 232L110 233V234H107V236H105V237H107V238H109V239H106V238H104V235H106L105 233ZM178 232H179V234H178ZM196 232H200V233H197V235H199V234H201V235H199V237L196 235ZM11 233H13L14 234V236H13V234L11 235ZM60 233V234H59ZM94 235H96V236H94ZM149 233H151L150 235H148ZM162 233V234H161ZM168 233V234H167ZM177 233V234H176ZM212 233H214V234H212ZM3 234V235H2ZM8 234H9V236H11V237H13V238H10L9 236H8ZM16 234V235H15ZM33 234V235H32ZM52 234V235H51ZM55 234H56V236H55ZM58 234V235H57ZM72 234V235H71ZM77 234V235H76ZM88 234V235H87ZM91 234V235H90ZM103 234V235H102ZM139 234V235H138ZM175 234V235H174ZM28 235V236H27ZM86 235V236H85ZM170 235H171V237H170ZM177 235H179V236H177ZM180 235H182V236H180ZM8 236V237H7ZM32 236H34L35 238H34V241H33V237ZM52 238V240H51V238ZM54 236V237H53ZM62 238H61V237ZM74 237V236H76V237H74V239L72 238V237ZM81 236V237H80ZM85 236V237H84ZM92 238H90V237ZM95 238H94V237ZM122 236V237H121ZM152 236V237H151ZM158 236V237H157ZM193 236H195L194 237V239H195V244L197 245V243H198V245L196 246L195 244H193V245H195V246H191V241H193L194 239H193ZM25 237V238H24ZM30 237H32V238H30ZM40 237H42L43 239H41ZM57 237V238H56ZM72 238L73 240H70V239H64V238ZM80 237V238H79ZM84 237V238H83ZM88 237V238H87ZM99 237V240L100 241H102L103 239V243H105L106 241H105V239L107 240V245L105 244V246H103L104 244L102 243V242H99V240H97V238ZM141 237V238H140ZM143 237V238H142ZM161 237V238H160ZM164 237V238H163ZM170 237V238H169ZM174 237V238H173ZM179 237V238H178ZM5 238H8V239H6V240H4ZM15 238V239H14ZM17 238V239H16ZM60 238V239H59ZM82 238V239H81ZM87 238V239H86ZM90 238V239H89ZM102 238V239H101ZM119 238V239H118ZM147 238V239H146ZM163 238V239H162ZM199 238V240H197L196 241V239H198ZM11 239V240H10ZM21 239V240H20ZM27 239L30 241V240H32L31 242H32V245H33V242H35L34 243V245H33V249L31 248V242H29V244H30V246H29V244L28 243H26L27 242ZM35 239H37V240H35ZM54 239V240H53ZM58 239V240H57ZM75 239H76V241H75ZM78 239H80V240H78ZM96 239V240H95ZM128 239V240H127ZM168 239V240H167ZM184 239V240H183ZM7 240H10L9 242L7 241ZM67 240H69V241H67ZM83 240V241H82ZM86 240H89V241H86ZM165 240V241H164ZM39 241V243L37 244L36 242H38ZM42 241V242H41ZM52 242V241H54V243L52 242V244L50 243V242ZM62 242V244L60 243V242ZM65 241V242H64ZM84 241H86V242H88L91 246L93 245L94 246V244H95V246H96V250H94L95 249V246H94V248H93V246L91 247L90 245H89V247H86L85 245H87L88 243H82V242H84ZM90 241H92V243L90 242ZM94 241V242H93ZM100 243H98V242ZM121 241V242H120ZM169 241V242H168ZM181 241V242H180ZM185 241H187V243L185 242ZM14 242V243H13ZM47 242H48V244H51L52 246H47L48 244H47ZM55 242H58V244L57 243H55ZM70 242V244H68V243ZM80 242H81V244H82V246L84 245V247L85 248H88V250H90V251H92V253L93 254H91V252H89L88 250H86V249H84L83 248V250L81 249L82 247H81V244H80ZM97 242V243H96ZM160 242V243H159ZM171 242V243H170ZM174 242V243H173ZM176 242V243H175ZM188 242H190L189 244H188ZM8 243H10L9 244V250H8V248H7V246L8 245H5V244H8ZM11 243H13V244H11ZM23 243V244H22ZM61 245H63V246H61ZM64 243L65 244H67L68 246H64ZM73 243V244H72ZM102 243V244H101ZM207 245H206V244ZM22 244V245H21ZM28 244V245H27ZM35 244H37L38 245V247H36L37 245H35ZM53 244H55L54 246H53ZM56 244L57 245H59V246H56ZM71 244H72V246H71ZM76 244V245H75ZM78 244H80V246L78 245ZM169 245V248H168V245ZM177 246H176V245ZM181 244V245H180ZM183 244V245H182ZM186 244H188V246L186 245ZM13 245H14V247H13ZM72 247H70V246ZM73 245H75V246H73ZM101 246V248H100V246ZM189 245H190V247H189ZM4 246H6V247H4ZM78 246H79V251L81 250V251H83V253L81 252V254H83V255H79V253H78V255H79V258L77 259V256L75 255V253L76 252H72L73 251V249L75 248L77 251H78ZM88 246V245H87ZM178 246H179V249H178ZM186 246V247H185ZM2 247L4 248L3 249V251L6 249V251H4V252H6V253H4V252H2ZM23 247V248H22ZM27 247H30V248H28L27 249ZM36 247V248H35ZM39 247H40V249H39ZM48 249H47V248ZM56 247V248H55ZM58 247H60L61 249H58ZM81 247V248H80ZM91 247V248H90ZM104 247V248H103ZM106 247H108V249L106 248ZM124 247V248H123ZM127 247V248H126ZM165 247V248H164ZM176 247V248H175ZM189 247V248H188ZM191 247H194L193 249H194V252H193V250L192 249H190ZM196 247H198L197 249H196ZM44 248H46L45 249V251L47 252V253H45L44 251H43V253H41L42 251H41V249L43 250ZM69 248H71V249H69ZM102 250H100V249ZM122 248V249H121ZM183 248H185V249H183ZM188 250H187V249ZM201 248V249H200ZM19 249H22V251L21 250H19ZM26 249V250H25ZM29 249H32V252H31V250H29ZM53 249V250H52ZM56 249V250H55ZM69 249V250H68ZM124 249H126V250H124ZM190 249V250H189ZM197 251H199L198 253H196L195 254V251L196 250ZM23 250H25V251H27V252H25L24 253V251ZM34 250V251H33ZM40 250V251H39ZM50 250H52V251H50ZM72 250V251H71ZM99 250V251H98ZM187 250V252H192L191 253V255H189L190 257H192L193 256V254H195V256L196 255H199L198 256V259H197V257L195 258V260L193 259V257H192V260H190L189 259V256L187 257V254L185 253V255H184V252ZM192 250V251H191ZM7 251H8V253L10 252V255L7 253ZM18 251V252H17ZM21 253H23V254H25V255H27V253H28V251L30 252V255H28L29 256V258L27 257V256H25V255H23V254H21ZM36 251H38V253L40 252V254H38V253H36V257H38V259H39V261H38V259L36 258L35 260H34V258H32V256H33V254L32 253H35ZM54 251V252H53ZM59 251V252H58ZM70 251V252H69ZM95 251H97V253L95 252ZM159 251V252H158ZM168 251H169V253H168ZM50 252V253H49ZM69 252V253H68ZM85 252V253H84ZM88 252V253H87ZM114 252H115V254H114ZM124 252V253H123ZM55 253V254H54ZM56 253H58V254H56ZM65 253V254H64ZM70 253H72V255L70 254ZM119 253V254H118ZM150 253V254H149ZM177 253V254H176ZM189 253V254H190ZM42 254H43V257H41L42 256ZM45 254V255H44ZM77 254V253H76ZM84 254H85V257H84ZM88 254V255H87ZM90 254V255H89ZM105 254V255H104ZM109 254V255H108ZM130 254V255H129ZM163 254V255H162ZM179 254V255H178ZM9 256V257H6V256ZM21 255V256H20ZM53 255V256H52ZM66 255V256H65ZM74 255V256H73ZM87 255V256H86ZM108 255V256H107ZM158 255H159V257H158ZM178 255V256H177ZM18 258H17V257ZM60 256H61V258H60ZM71 256V258H69ZM76 256V259L74 258ZM89 256V257H88ZM135 256V257H134ZM164 256V257H163ZM172 258H170V257ZM175 256V257H174ZM194 256V257H195ZM12 259H11V258ZM16 257V258H15ZM20 257V258H19ZM33 257H35V254H34V256ZM41 257V258H40ZM51 257V258H50ZM85 258V259H83V258ZM86 257H87V259H86ZM118 257V258H117ZM126 257V258H125ZM165 257H168V258H166L165 259ZM10 258V259H9ZM15 258V259H14ZM21 258H23V259H21ZM32 258V259H31ZM59 258V259H58ZM80 258H81V261H80ZM122 258V259H121ZM131 258V259H130ZM164 258V259H163ZM180 258V259H179ZM15 261H14V260ZM17 259V260H16ZM53 259V260H52ZM64 259V260H63ZM83 259V260H82ZM114 259V260H113ZM134 259V260H133ZM155 259V260H154ZM22 260H23V262H22ZM26 260H28V262L26 261ZM52 260V261H51ZM55 260H57V261H55ZM169 260V261H168ZM178 260V261H177ZM181 260V261H180ZM197 260V261H196ZM2 261H3V263H2ZM13 261V262H12ZM19 261H20V263H19ZM40 261H41V263H40ZM62 261V262H61ZM72 262V261H70V263L69 264H71V262H72V264H79L78 262ZM83 261V262H82ZM98 261V262H97ZM117 261V262H116ZM125 261V262H124ZM11 262V263H10ZM22 262V263H21ZM87 262V263H86ZM90 262V263H89ZM118 262H120V263H118ZM133 262V263H132ZM165 262V263H164ZM180 262V263H179ZM186 262V263H185ZM57 263V264H58ZM65 263V264H66Z\"/></svg>","mask_w":264,"mask_h":264},{"label":"bare ground","instance_id":"2","mask_svg":"<svg viewBox=\"0 0 264 264\" xmlns=\"http://www.w3.org/2000/svg\"><path fill=\"white\" fill-rule=\"evenodd\" d=\"M13 1H14V0H13ZM19 1H20V0H19ZM73 1H74V0H73ZM80 1H81V0H80ZM87 1H88V0H83V4L85 3L84 5L81 3L82 6L84 7V9H83V7L81 6V8H82V9H81V10H82V12H81V14H82V18H80L81 15H80V12H78L79 10H78L77 2H76V5H74V2H75V1H74V2L71 1L73 4H72L71 2H69V3L72 4L71 6H73V7L75 8V10H74V8L70 6V8H72V10L69 8V9L71 10V12H70V16L72 15V14H71L72 12H74V14H75V12H76V13L78 12L80 16H79L78 14H77V15H78V17L80 18V20H86V22L88 21L87 24H84V23H86V22L83 21V22H82V23L84 24V25H83L82 23H80V20L77 19L76 17H75L76 19H73V18H72V19L70 18V20H69V19H65L66 21H67V20H69V21H72V20H73V21H72V24H71L72 26L70 25L71 22L68 23V24L70 25L69 27H73V28H74V27H76V26L78 25V27H81V29L79 28L80 30H82V29L84 28L85 31H86V33L88 34V32H89L90 30H92L94 27H96V25H95V26H93V28H92V26H91V25L89 26V24H91V23L94 22V21H95L94 23L96 24V22L98 21V22H101V23H100V28H101L100 32L104 31L107 27L109 28V26H106V23L109 24V21H106V23L103 22V21L106 19V18L104 19V17H109V15L107 16V15L105 14L104 11H107V10H108V13H111V12H109V9H110L111 7H110L109 9L107 8V10H106V9L104 8V6L101 5V4H99V3H103L104 5H107V4H108L107 2H109V1H111V0H109V1L105 0L107 4H105L104 0H102L103 2H102L101 0H100L101 2H98L99 0H97V1H96V0H94V1H93V0H92V1L90 0L89 2H91V3L88 2L90 5L93 4V5H91V6H93V9H96V8L98 9L99 7H101V9H103L102 12H101L103 15L105 14V16H104L103 18L101 17V16H103V15L100 13V14H101V16H100V14H99V12L101 11V9H99L100 11L98 10L99 12L97 11V9H96L95 11L92 9L93 14H94V12L97 11L96 13H97L100 17H98L97 14L93 15L92 13H91V14L88 13V12L91 11V10H90V9H91L90 6H89L88 9H87V10H90V11H88V12L85 11V10H86L85 7H87V6H86V5H87ZM115 1L118 2L117 0H114L113 2L111 1V2L113 3V5H114V6H112V8H114L115 5H116V6L118 5L119 7L122 5V7H124V10L126 11V9L131 10V9H132L131 5H136V1H137V0H132V1H134L135 4H131L132 2H129V0H127V1H126V0H125V1L122 0L123 3L125 2L124 5H123V3H121V2H122L121 0H119V2H118L119 4H115V3H116ZM120 1H121V2H120ZM140 1H141V0H140ZM146 1H148V0H146ZM146 1H145V2H146ZM150 1H152V0H149V1H148L149 5H147V3L144 2V4H146L145 6H147V7L149 6V7H151V8H154V7L156 6V4H157V6H158V3L161 2V1L159 0V2L157 3L156 1H158V0H156V1L153 0V2H156V4H154V3H150ZM171 1H173V0H171ZM188 1H189V0H188ZM204 1H205V0H204ZM206 1H207V0H206ZM206 1H205V2H206ZM212 1H213V4H214V0H212ZM215 1L217 2V0H215ZM219 1H220V0H219ZM226 1H227V2H226ZM228 1H229V0H225V2H226V3H225L224 0H223V2L225 3V5H227L228 3H231V4L234 3V4H235V2H236L237 0H236L235 2H233V1H229V2H228ZM16 2H17V1H16ZM52 2H53V1H52ZM57 2H58V1H57ZM62 2H63V1H62ZM78 2H79V1H78ZM95 2H97V4H96ZM127 2H128V4H127ZM177 2H178V0H177ZM184 2H187V1L184 0ZM191 2H192V1H191ZM195 2H196V1H195ZM197 2H198V0H197ZM221 2H222V1H221ZM221 2H218L221 6L218 7V4H217V7H218L219 10L222 11L223 8H221V7H222V6L224 7L225 5H224V4L222 5ZM237 2H238V1H237ZM237 2H236L235 5H237ZM243 2H244V1H243ZM252 2H253V1H252ZM262 2H263V1H262ZM9 3H10V2H9ZM11 3H12V2H11ZM49 3H51V2L49 1ZM59 3H60V2H59ZM120 3H121V5H120ZM129 3L131 4V5H130L131 8H130L129 6H127V5H129ZM139 3H140V2H138L137 4H139ZM169 3H170V4H169ZM173 3H175V0L173 1ZM173 3H172V4H173ZM178 3H179V4L182 3L181 5H185V4H186V3H183L182 1H181V2H178ZM178 3H177V5H178ZM189 3H190V2H189ZM189 3L187 2V4H189ZM193 3H194V2H193ZM210 3H211V2H209L208 4H210ZM249 3H250V2H249ZM16 4H17V3H16ZM19 4H20V3H19ZM41 4H42V2H41ZM62 4H63V3H62ZM67 4H68V3H67ZM89 4H88V5H89ZM98 4H99L100 6H99ZM140 4H142V3H140ZM161 4H162V2L159 4L160 6H158L159 8H156V7H155V8H156V11H155L154 13H156V15H157V12H158L159 10L162 11L161 13H163V10H164V11L167 10V11H165V12H167L168 17L166 16V13H164V15L161 14V15H162V17H161V15H160V13H159L160 11L158 12V15H157L158 17H159V15H160V18H162V19L164 18L163 16H166L167 18L165 17V18L163 19L165 23L168 22V21L171 22V21L173 20V19H172L173 16H174L175 14H177L176 11H178V10H183V9H180V8H179L178 10H176V8H177L176 3H175V5H176V8H175V9H172V10H171V9H168V8H167L168 6H169V8H174V7H175V5H173L174 7L171 5V2H170V1H169L168 3H166V4H168V5L166 6V4H165V0H163V4H165V5L162 4V5L164 6L163 8H160V7H161ZM191 4H192V3H191ZM191 4H190V5H191ZM202 4H203V3H202ZM243 4H244V3H243ZM253 4H254V3H253ZM255 4H256V1H255ZM258 4H259V2H258ZM261 4H262V3H261ZM48 5H49V4H48ZM48 5H47V6H48ZM54 5H58V4H54ZM94 5H96V6H94ZM125 5H126V7H128V8H126ZM142 5H143V4H142ZM151 5H155V6L153 7V6H151ZM170 5H171V7H170ZM181 5H180V6H181ZM190 5H189V6H190ZM205 5H206V4H205ZM211 5H212V4H211ZM215 5H216V4H215ZM215 5H214V6L212 5V6H213L212 8H214ZM246 5H247V4H246ZM34 6H35V5H34ZM44 6H45V5H44ZM58 6H59V5H58ZM58 6H57V7H58ZM62 6H63V5H62ZM76 6H77V9H76ZM97 6H99V7H97ZM102 6H103V8H102ZM108 6H109V5H108ZM118 6H117V7H118ZM180 6H179V7H180ZM230 6H231V5H230ZM232 6L234 7V5H232ZM232 6H231V7H232ZM243 6H244V5H243ZM51 7H52V6H51ZM63 7H64V6H63ZM67 7H68V6H67ZM94 7H96V8H94ZM106 7H107V6H106ZM119 7L116 8V9H113V11L115 10V11L117 12L118 10H119V11H120V10H123L122 7H121V9H119ZM136 7L140 8L139 6H136ZM141 7L144 8V11H145L144 14H143V13L141 14V12H140V11L142 10V8H141L140 10H138V11L134 10V9H136V8H134V9H133L134 11L132 10L133 12H132V11H129L130 13L132 12V15H131V14H130V15H127V13H126V12L128 11V10H127V11L124 12V13L121 12V13H123V14H122L123 16H120L119 18H121V17H125V18H126V16H128V17H129V16H132V17H133V15H135V16L138 15V14H139L138 12H140V15H141V16L138 15L139 17H142V15H143V17L148 18L149 16L147 17L145 14H146L147 12H150V13H151V9H150V11H148L149 7H148V9H145L144 5L141 6ZM182 7H184V6H182ZM190 7H191V6H190ZM194 7H195V6H194ZM206 7H207V5H206ZM233 7H232V9H233ZM237 7H238V6H235L236 9H237ZM60 8H61V7H60ZM60 8H58V9H60ZM79 8H80V7H79ZM89 8H90V9H89ZM129 8H130V9H129ZM155 8H154V9H155ZM165 8H166V9H165ZM192 8H193V7H192ZM220 8H221V9H220ZM225 8H226V6L224 7V9H225ZM228 8H229V9H228ZM235 8H234V9H235ZM238 8H239V7H238ZM241 8H242V7H241ZM250 8H252V7L250 6ZM255 8H256V7H255ZM255 8H254V9H255ZM263 8H264V7H263ZM10 9H11V8H10ZM30 9H31V8H30ZM36 9H37V8H36ZM40 9H41V8H40ZM43 9H44V8H43ZM46 9H47V8H46ZM52 9H53V8H52ZM64 9H65V8H64ZM104 9H105V10H104ZM157 9H158V11H157ZM190 9H191V8H189V10H190ZM224 9H223V11H224ZM234 9H233V10H234ZM257 9H258V8H257ZM260 9H261V8H260ZM32 10H34V9H32ZM47 10H48V9H47ZM81 10H80V11H81ZM83 10H84V11H83ZM168 10H169V11L171 10V11H170L171 13H168V12H169ZM173 10H176V11H173ZM189 10L186 11V12H187V15L189 14V13H188ZM191 10H192V9H191ZM201 10H202V9H201ZM212 10H213V9H212ZM216 10H217V9H216V7H215V11H216ZM219 10H217L216 12L213 10V11H214L213 14H215V15H214V19L217 18L216 21L218 20V17H217L218 15H219V17L221 16V17H220L221 19L227 15V14H226V9H225L224 13L222 12L225 16H224L222 13H220ZM228 10H229V12L231 11V13H232V10H231V8H230L229 6L227 7V11H228ZM239 10H240V9H239ZM243 10H244V9H243ZM249 10H251V9H249ZM263 10H264V9H263ZM29 11H30V10H29ZM36 11H37V10H36ZM56 11H57V10H56ZM111 11H112V9H111ZM115 11H114V13H115ZM119 11H118V12H119ZM146 11H147V12H146ZM172 11H173V12H172ZM193 11H194V10H193ZM193 11H192V12H193ZM204 11H205V10H204ZM213 11H211V13H212ZM234 11H235V10H234ZM236 11H237V10H236ZM244 11H245V10H244ZM256 11H257V10H256ZM258 11H259V10H258ZM26 12H27V11H26ZM62 12H63V11H62ZM64 12H66V10H65ZM85 12H86L87 14H86ZM103 12H104V13H103ZM118 12H117V14H116V13L114 14V13L112 12V13H113V19H115V21H114V22H115V25H116L117 23H121L120 21L123 19V18H122V19H119L118 16H116V15H119L120 12H119V13H118ZM134 12H135V13H134ZM142 12H143V11H142ZM174 12H175V14H174V15H171V14H173ZM184 12H185V11H184ZM184 12H183V13H184ZM186 12H185V14H186ZM199 12H201V11L199 10L198 13H199ZM217 12H219L220 14H222L223 17H222V15L218 14ZM246 12H247V11H246ZM248 12H249V11H248ZM251 12H254V11H251ZM260 12H261V10H260ZM260 12L258 13L259 15H261ZM39 13H40V12H39ZM46 13H47V12H46ZM52 13H53V11H52ZM52 13H51V11H50V14H51V15H52ZM67 13H68V12H67ZM67 13H66V14H67ZM108 13H107V14H108ZM121 13H120V14H121ZM198 13H197V17H198ZM201 13H202V12H201ZM205 13H206V12H205ZM205 13H204V14H205ZM207 13H209V9H208V12H207ZM207 13L205 14V16L203 15L205 18H203V16H202L203 19H202L201 23L198 22V23H200V25H199V24H196V26H195L196 29H195V28H194V29L192 28V29H193V32H192V33L190 34V36H189V37H191L190 39H189V37H188V35H189V33H190L188 30L185 32L186 34L184 33V31H183V32L180 31V32H182V33L185 34V35H184V34L181 35V37L184 36V38H183V45L180 44V42H182V40L179 42V44H178V42L176 41V42H177L176 45H178V48H179L180 46H182V49H183V51H182L183 53H182V56H181V57H182V60H183V58H184V60H186L185 57H187V59H188L189 56L193 55V54H192V51L187 50V52H185V51H186V48H187V45H188V42H189L188 48H189V49H192L193 51H195V49L192 48V44L190 43V41H191L192 38H193L191 35H193V33L195 34L196 31L199 32V30L201 29V27L205 26V23H207L206 21H208V20L213 21V20H212V16L210 17L211 19H209V18L206 17V15L208 16ZM211 13H209V15H210ZM216 13L218 14L217 16H216ZM227 13H228V12H227ZM31 14H32V13H31ZM43 14H44V13H43ZM54 14H55V13H54ZM57 14H58V13H57ZM74 14H73V17H74ZM88 14H90V15H88ZM124 14H125L126 16H125ZM193 14H194V13H193ZM193 14H192V15H193ZM213 14H212V15H213ZM236 14H238V13H236ZM241 14H244V13L242 12ZM245 14H246V13H245ZM251 14H252V13H251ZM40 15H41V13H40ZM48 15H49V14H48ZM60 15H62V14H60ZM87 15H88L90 21H89V19L86 18V17H84L85 19L83 18V16H87ZM92 15H93V16H96V18H97L98 20L96 21V18H95V17L93 18ZM148 15H149V14H148ZM154 15H155V14H154ZM156 15H155V16H156ZM170 15L172 16V18L170 17ZM180 15H181V14H180ZM189 15H191V12H190ZM189 15H188V16H189ZM192 15L189 16V19H190V17H192ZM194 15H195V14H194ZM24 16H25V15H24ZM26 16H27V15H26ZM30 16H31V15H30ZM33 16H34V14H33ZM33 16H32V17H33ZM36 16H37V15H36ZM46 16H47V15H46ZM70 16H68V17H70ZM75 16H76V14H75ZM110 16H111V15H110ZM114 16H115L116 18H115ZM138 16H137V18L139 19ZM215 16H216V18H215ZM254 16H255V13H254ZM262 16H263V15H262ZM40 17H42V16H40ZM49 17H50V15H49ZM54 17H55V16H54ZM58 17L61 18L60 16H58ZM58 17H57V18H58ZM91 17H92V18H91ZM132 17H130V18H132ZM143 17H142V19L140 18V19L142 20V22H143V20H144ZM158 17H156L157 20L159 19ZM169 17L171 18V21H170V18H169ZM179 17H180V16H179ZM186 17H187V16H186ZM194 17H195V16H193L192 18L194 19ZM208 17H209V16H208ZM234 17H235V16H233L232 18H234ZM237 17H238V16H237ZM257 17H258V16H257ZM29 18H30V17H29ZM37 18H38V17H37ZM42 18H43V17H42ZM44 18H45V17H44ZM50 18H51V17H50ZM55 18H56V17H55ZM100 18H102V19H104V20L102 21V19H100ZM109 18H110V17H109ZM109 18H108V20H109ZM111 18H112V17H111ZM117 18H118L120 21H119V20H116ZM125 18H124L123 20L126 21ZM154 18H155V17H154ZM168 18H169V19H168ZM176 18H177V16H176ZM182 18H183V17H182ZM199 18H200V17H199ZM225 18H227V16H226ZM225 18H223V19L226 20ZM241 18H242V17L240 16V18H238V19L241 20ZM244 18H246V16H244ZM247 18H248V17H247ZM255 18H256V17H255ZM263 18H264V17H263ZM263 18H262V19L260 18V19L263 20ZM87 19H88V20H87ZM93 19H94V20H93ZM99 19H100V20H99ZM132 19H135V18H132ZM132 19L130 20V23H127V21L129 20V19L127 18V21H126V22L124 21L125 23L122 22L121 24L117 25V26H118L117 28L114 26V30H116V29L119 30V27H120L122 24H125V25L122 26V31H123L124 29H126L125 32L123 31L124 33H122V34H123L122 37H121L122 39L120 38V36L118 37V38H120L121 40H123L124 38H126L127 35L132 34L133 32H136L137 28H138V27H141L140 25H142V27L140 28L141 30H137V31H141V32H143V31H145V29H147V30L149 29V27L143 26V23L141 24L140 19L138 20L140 23H137L138 21H137V22H136V21L131 22V21H133ZM148 19H149V18H148ZM162 19H161V21H162ZM165 19H166V21H165ZM180 19H181V18H180ZM193 19H191V20H193ZM195 19H196V18H195ZM195 19L193 20V21H194L193 24L197 23V21L199 20V19H196L197 21L195 22ZM223 19H222V20H223ZM257 19H258V18H257ZM32 20H33V19H32ZM34 20H35V19H34ZM45 20H46V19H45ZM47 20H48V19H47ZM59 20H60V19H59ZM63 20H64V19H63ZM74 20H75V21H74ZM76 20H78L79 22H77ZM91 20H93V21H91ZM106 20H107V19H106ZM123 20H122V21H123ZM146 20H147V19H146ZM157 20H156V21H157ZM159 20H160V19H159ZM178 20H179V19H178ZM185 20H186V19H185ZM187 20H188V18H187ZM234 20H235V19H234ZM245 20H246V19H245ZM29 21H30V20H29ZM39 21H40V20H39ZM60 21H61V20H60ZM60 21H59V22H60ZM118 21H119V22H118ZM189 21H190V20H189ZM211 21H209V22H211ZM263 21H264V20H263ZM35 22H36V21H35ZM44 22H45V21H44ZM49 22H50V21H49ZM49 22H48V23H49ZM55 22H56V21H55ZM63 22H65V21H63ZM98 22H97V26H98ZM102 22H103V23H102ZM110 22H111V21H110ZM183 22H184V21H183ZM191 22H192V21H191ZM214 22H215V21H214ZM214 22H211L210 24H212V23H214ZM217 22H218V21H217ZM217 22L215 23L216 25H215V24H213V25H215V26L220 25L219 22L221 23V20L218 22V24H217ZM222 22L224 23V24H222V26H223V25L225 26V22H224V21H222ZM226 22H228V19L226 20ZM241 22H242V20H241ZM258 22H259V21H258ZM261 22H262V21H261ZM261 22H260V23H261ZM14 23H15V21H14ZM48 23H47V24H48ZM50 23H51V22H50ZM52 23H53V22H52ZM56 23H58V22H56ZM77 23H78V24H77ZM79 23H80V24H79ZM104 23H105V24H104ZM111 23H112V22H111ZM126 23H127L128 25H126ZM131 23H132V24H131ZM133 23H134V24H133ZM135 23L138 24V25L136 24V25H137L136 28H135V26H136ZM144 23H145V22H144ZM146 23H147V22H146ZM146 23H145V24H146ZM160 23H161V22H160ZM162 23H163V21H162ZM165 23H163V24L160 25V24H159V21H158V23L156 24V27H157L158 24H159L158 27H160V26L164 25ZM171 23H173V22H171ZM171 23H169V25L173 26ZM175 23H176V21H175ZM185 23H186V21H185ZM229 23H230V21H229ZM245 23H246V22H245ZM247 23L249 24V22H247ZM260 23H258V25H259ZM37 24H38V22H37ZM41 24H42V23H41ZM45 24H46V23H45ZM76 24H77V25H76ZM101 24H102V25L104 24V25L101 26ZM139 24H140V25H139ZM147 24H148V23H147ZM180 24H181V23H180ZM182 24H184V23H182ZM208 24H209V23H208ZM208 24H206L207 27H208ZM227 24H228V23H227ZM231 24H233V23H231ZM248 24H246V26H247ZM254 24H255V23H254ZM263 24H264V23H263ZM18 25H21V24L18 23ZM29 25H30V24H29ZM43 25H44V23H43ZM59 25H60V24H59ZM79 25H80V26H79ZM81 25H82V26H81ZM92 25H93V24H92ZM113 25H114V24H113ZM130 25H131L130 28L132 29V26H133L134 29H135V31L130 30V33H129L127 30H129V29H128V28H129L128 26H130ZM165 25H166V24H165ZM167 25H168V23H167ZM188 25L190 26V25H192V24L188 23ZM188 25H187V26H188ZM237 25H238V24H237ZM8 26H9V25H8ZM37 26H38V25H37ZM51 26H52V25H51ZM56 26H57V25H56ZM65 26H67V24H65ZM83 26H84V27H83ZM85 26H86V28H85ZM87 26H89L88 28L90 29V30H88V31L86 30V29H88ZM105 26H106V27H105ZM147 26H148V25H147ZM152 26H154V25H152ZM177 26H178L177 28H179V25H177ZM182 26H183V25H182ZM215 26H212V27H214L215 30L218 28V31H217V30H216V31H217L219 34H220V33L222 34L223 31H222V32H221V31L219 32V26H217V28H216ZM220 26H221V25H220ZM224 26H223V27H224ZM228 26H230V25L228 24ZM238 26H239V25H238ZM249 26H250V25H249ZM251 26H252V25H251ZM251 26H250V27H251ZM16 27H17V26H16ZM23 27H24V26H23ZM28 27H29V26H28ZM30 27L32 28V26H30ZM35 27H36V26H35ZM44 27H45V26H44ZM44 27H42V28L44 29ZM48 27H49V25H48ZM58 27H59V26H58ZM67 27H68V26H67ZM78 27H77V28H78ZM90 27H91V28H90ZM98 27H99V26H98ZM98 27L93 29V30L96 29L95 31L92 30V31H93V37H95V36H94V32L97 31V33H96V34H97L96 41H97V39L100 40V37L102 38V41H105V39H108V37L110 38V39H108V41L110 40L109 42L114 41L111 37H112L113 34H114V35H117V34H115V33H116L115 31L111 32V34H109V36H108L107 34L110 33L109 29H108V31L105 30V31L107 32V34H106V32L104 31L105 34L107 35V38H106V37H105L106 35H105L103 32H102V34L99 32L98 29H100V28H98ZM124 27H125V28H124ZM126 27H127V28H126ZM164 27H165V26H164ZM167 27H168V26H167ZM167 27H166V28H167ZM169 27H170V26H169ZM169 27L167 28L168 31L165 30V31H166V36H167V38L170 36V33H171V34H174L173 31H172L173 33L171 32V30L174 29V28H173V27H170V28H172V29L169 31ZM185 27H186V24H185ZM185 27H183V30H184ZM223 27H222V28L220 27V29L224 30ZM232 27H233V26H232ZM255 27H258V26H254V28H255ZM263 27H264V26H262V28H263ZM13 28H15V27H13ZM21 28H22V25H21ZM36 28H37V27H36ZM55 28H57V27H55ZM62 28H63V27H62ZM77 28H76L75 30H74V29L71 30V29L69 28V29H70L69 34H70V32H72V31H76ZM103 28H104V30H102ZM115 28H116V29H115ZM142 28H143L144 30H142ZM150 28H151V27H150ZM152 28H153V30H152V29L149 30L151 33H152V31H156V30H157L155 27H152ZM154 28H155V29H154ZM162 28H163V26H162ZM177 28H175V29H177ZM187 28H188V27H187ZM190 28H191V27H190ZM190 28H189V29H190ZM228 28H229V27H228ZM236 28H237V27H236ZM236 28H235V29H236ZM242 28H244V27H242ZM6 29H7V28H6ZM8 29H9V28H8ZM10 29H11V28H10ZM46 29H48V28L46 27ZM51 29L53 30L52 27H51ZM58 29H59V28H58ZM84 29H83V33H85ZM138 29H139V28H138ZM164 29H165V28H164ZM181 29H182V27L179 28V30H181ZM192 29H191V31H192ZM198 29H199V30H198ZM205 29H206V26L204 27V31L207 30V32H204V31H203L204 33L202 32L203 29L200 30L204 35H205V34L215 35V34H213V33L211 32V31H214L213 28H211V31H210L212 34L208 33V32H209L208 30H209L210 28H207L206 30H205ZM212 29H213V30H212ZM233 29H234V27H233ZM233 29H231V31H232L231 33L234 32ZM245 29H247V28H245ZM248 29H250V28L248 27ZM252 29H253V27H252ZM257 29H258V28H257ZM263 29H264V28H263ZM13 30H14V29H13ZM32 30H33V29H32ZM67 30H68V29H67ZM80 30H79V32L77 31V33H79V34L74 35L75 32H72V33H71V34H72V35H71L72 38L76 36V37L73 38L72 40H70L71 38H70V36L67 34L68 37H69V38H68L69 40H67V41H70L71 44L74 42V46L77 47V45H78V48H79V47L82 48L85 44H88V45L91 44V43H89V40H90V42L94 41V42L92 43L93 46L90 45V46H92V49H93V52H94V53H95V52H99V53L102 52V54H99V55H103V53H104V55H105L106 52H104V51L107 50V49H108V50L111 49V50H113V51H112V54H113L112 57L114 56V53L116 54V52H117L118 50L121 51L119 48H118V50H117V48H116L115 50L112 49V47H113L115 44L118 45V47H120V48L122 49V51H123V50L126 49L125 47H128L127 45L130 44V43H129L130 41H134V39L132 40L133 35H134V37H135V35L137 34V32H136L135 34L133 33V35L131 36V38H130V35H129L128 38H130L131 40H130V39H127V40L124 39V41L126 40L127 42L130 40L128 43L124 42V44H125L126 46H123L124 44L119 45L121 40L119 39V40H120V41H119L118 38H115V36L113 35V37L115 38L114 45H113V43H108L107 40H106L107 42H105V43H103V42L97 43V44H100L99 46H102L101 43H103V44L108 43V44L111 46V47H108L109 45H105L107 48H105V47L102 46V49L100 50V51H101V52H100V51H95L96 47H94V45H95L94 43H96V42H95L94 38L91 37V39H90V34L92 35V33H91L92 31L89 32L90 34L88 35V36H89V37H88L87 34L85 35V34L81 33ZM112 30H113V29H112ZM117 30H116V31H117ZM159 30H160V29H158L157 32H159L160 35H159L158 33H156V32H153V35H154V33L158 34V35L160 36V37H159V40H160L161 37H163V35H164V33H163L164 31H161V30H163V29H161L160 31H159ZM179 30H177V31H179ZM194 30H195V31H194ZM253 30H254V29H253ZM261 30H262V29H261ZM3 31H4V30H3ZM6 31H7V30H6ZM35 31H37V29H36ZM42 31H43V30H42ZM58 31H59V30H57V32H58ZM122 31L119 30V34H118V35H120ZM131 31H132V32H131ZM149 31H148V32L145 31V32H147V33L149 34ZM226 31H227V30H226ZM236 31H238V30H236ZM236 31H235V32H236ZM249 31H250V30H249ZM256 31H258V30H256ZM256 31H255V32H256ZM4 32H5V31H4ZM16 32H17V31H16ZM20 32H21V31H20ZM33 32H34V31H33ZM50 32H51V31H50ZM63 32H64V31H63ZM98 32H99V33H98ZM141 32L139 33V35L141 34V35H142V36H141L142 38H143V36H145L144 38L146 39V36L148 37V34L144 32V33L146 34V35H144V34H142ZM161 32L163 33L162 36H161V34H162ZM167 32H169V36H168V33H167ZM175 32H176V31H175ZM188 32H189V33H188ZM229 32H230V31H229ZM229 32H226V34L229 33ZM38 33H39V32H38ZM40 33H41V29H40ZM42 33H44V32H42ZM52 33H53V32H52ZM66 33H67V32H66ZM73 33H74V34H73ZM117 33H118V32H117ZM128 33H129V34H128ZM202 33H197V34H199L200 36H202V40H203L204 37H207V35H206V36H203V35H201ZM218 33H216V35L213 36V37H214V38L216 37L215 40L220 39V38L223 37V39H220L219 42H218V40H217V42L221 44L220 41L222 40L223 43H222L221 45H224V43L226 42V38L228 37V39H229L230 33H229V36H226V37H225V36H222V35H219V36H221V37H218V35H217ZM239 33H240V32H239ZM245 33H247V30L245 31ZM257 33H259L260 36H261V34L264 33V31L262 30V33L258 31ZM1 34H2V33H1ZM5 34H6V33H5ZM5 34H4V35H5ZM10 34H11V33H10ZM19 34H20V33H19ZM54 34H56V33H54ZM64 34H65V33H64ZM80 34H81V35H80ZM82 34H83V35H82ZM96 34H95V35H96ZM98 34H100V36H99ZM103 34H104L105 36H104ZM179 34H180V33H179ZM179 34H178V35H179ZM235 34H236V33H235ZM252 34H253V33H252ZM259 34H256V36H254V37L257 38V36H258ZM13 35H14V34H13ZM26 35H27V34H26ZM40 35H41V34H40ZM44 35H46V34H44ZM47 35H49V33H48ZM73 35H74V36H73ZM84 35L86 36V39H88V43H85L86 40H84V38H85ZM102 35H103L105 38L102 37ZM118 35H117V36H118ZM151 35H152V34H151ZM209 35H208V36H209ZM223 35H224V33H223ZM238 35H239V34H236V36H238ZM250 35H251V34H250ZM0 36H1V35H0ZM16 36H17V35H16ZM18 36H19V35H18ZM22 36H23V35H22ZM36 36H38V35H36ZM58 36H59V35H58ZM63 36H64V35H63ZM63 36H62V37H63ZM65 36H66V35H65ZM82 36H83V37H82ZM123 36H124V38H123ZM154 36H157V35H154ZM154 36H153V42H155V43H153V45H155V44H156V41H157V39H154V38H155ZM171 36H172V35H171ZM193 36L196 37V36H198V35H193ZM260 36H258V37H260ZM263 36H264V35H263ZM13 37H14V36H13ZM26 37H27V36H26ZM26 37H25V38H26ZM30 37H31V35H30ZM38 37H39V36H38ZM41 37H42V36H41ZM41 37H40V38H41ZM43 37H44V36H43ZM47 37H48V36H47ZM54 37H56V38H55L56 41L59 40V37H57V36H54ZM54 37H53V38H54ZM87 37H88V38H87ZM134 37H133V38H134ZM137 37H138V36H136V40L139 38V37H138V38H137ZM141 37H140V38H141ZM151 37H152V36H150V38H151ZM177 37H178V36H177ZM198 37H199V36H198ZM224 37H225V39H224ZM230 37H231V36H230ZM245 37H246V36H244V37H242V38L237 37V39H241V40L243 39L242 42H243V41L246 42L247 44L245 43V45L247 46L248 43L250 44V42H251V39H250V38H251L252 36H251L250 38H248L249 36L247 37V39H249V40H247ZM23 38H24V37H23ZM35 38H36V37H35ZM35 38H34V39H35ZM49 38H50V37H49ZM49 38H48V39H49ZM57 38H58V40H57ZM82 38H83V40H82ZM92 38H93V40H92ZM103 38H104V39H103ZM140 38H139V39H140ZM142 38H141V39H142ZM148 38H149V37H148ZM179 38H180V35H179ZM207 38H208V37H207ZM207 38L204 39V42H205V40H207ZM214 38H213V39H214ZM235 38H236V37H234V38L231 37V38H230V42H231V43H230L229 40H228V42H227L226 44H227V45L232 44L233 41L235 40ZM244 38H245V39H244ZM165 39H166V38H165V35H164V41L167 42V39H166V40H165ZM181 39H182V38H181ZM198 39H199V38H198ZM211 39H212V38H211ZM213 39H212V40H213ZM257 39H258V38H257ZM3 40H4V39H3ZM29 40H30V39H29ZM38 40H39V39H38ZM63 40H64V39H63ZM81 40H82V41H81ZM111 40H112V41H111ZM136 40H135V41H136ZM142 40H143V39H142ZM142 40H139V43L137 42L138 40H137L136 42H137L139 45H141L140 43H142V45L144 46L143 42H144V41H147L148 44H147L146 42H144V43H145V46H147V47L149 46V43L152 42V40H151V42H150V40H148V39H146V40H144V41H142ZM162 40H163V39H162ZM168 40H169V38H168ZM208 40H210V37L208 38ZM231 40H233V41H231ZM245 40H247L248 42L245 41ZM253 40H254V38H253ZM255 40H256V39H255ZM260 40H262V39L259 38L258 41L260 42ZM22 41H23V40H22ZM34 41H35V40H34ZM34 41H33V42H34ZM41 41H42V40H41ZM51 41H52V40H51ZM80 41H81V43L84 41V42L82 43V45L80 44ZM117 41H118L119 44H117ZM141 41H142V42H141ZM178 41H179V39H178ZM199 41H200V40H198V42H199ZM224 41H225V42H224ZM236 41L241 42V41H239V40H235L234 42H235L236 44L238 43V42H236ZM249 41H250V42H249ZM5 42H6V41H5ZM8 42H9V41H8ZM26 42H27V41H26ZM26 42H24V43H26ZM31 42H32V40H31ZM49 42H50V41H49ZM54 42H55V41H54ZM62 42H63V41H62ZM98 42H99V41H98ZM157 42H158V41H157ZM161 42H163V41H161ZM191 42H192V41H191ZM217 42H214V41H213V43L215 44V45H214V44H212V41H211L210 43H209V41H208V43L205 42L204 45H205L206 43H207L208 45H209V44H212V45L214 46V49L216 50L215 52H219V53H220V50H221V53H220V55L218 56V58L220 57L221 59H216V58H217V54H219V53H215V54H214V50L211 51V50L213 49V47H212L211 45H209L210 48H208V50H209L210 52H208V53L210 54V53L213 52V56H212V57H214L215 55H216V57H215L214 59H212V58H211V55H210V59H209V58H208L209 54H206V55L202 56V57L207 56L206 63H207V60H208V62H209V60H211V59H212V60H215V62H213V61L211 60V61H212L211 65L213 64L214 66H215V65L217 66V64H218V62H219L220 60H224V61H225V60L228 58V56L230 57V55L232 56V54H233V56H235V55H234L235 53H231V52H236V51L231 50V49H232L231 45L229 46V47H231V49H229V47L226 46V47H228L229 50H228L227 48H225V51H224V50H223L224 48H222V47H225V46H221L220 44L217 45ZM244 42H243V44H244ZM261 42H262V41H261ZM9 43H10V42H9ZM12 43H14V42H12ZM22 43H23V42H22ZM29 43H30V41H29ZM35 43H36V42H34V45H36ZM66 43L68 44V46H67L68 48H70V49H71V47H73L72 49L75 48L73 45H71V47H70L69 42H66V41H65V44H64V45H66ZM121 43H122V41H121ZM202 43H203V42H202ZM228 43H229V44H228ZM252 43H254V42H252ZM14 44H15V43H14ZM31 44H32V43H30V45H31ZM42 44H43V42H42ZM49 44H50V43H49ZM62 44H63V43H62ZM76 44H77V45H76ZM79 44H80V46H79ZM132 44H133V43H131V45H130L131 48L135 47V49H137L136 47L139 46V45H137V46H136V45L133 46L134 44H133V45H132ZM146 44H147V45H146ZM151 44H152V43H151ZM159 44H162V43L158 42V44H156V45L158 46V48L156 47V48H157V52H158V49L160 50V49H161V46L164 45V43H163V45H161V46H159ZM226 44H225V45H226ZM243 44L240 43V45H239V44L236 45V48H235V46H233V47H234V49L237 50V52H239V51H238V50H240L239 48H241V47H243V46H244L243 48H245V45H243ZM2 45H3V44H2ZM9 45H10V44H9ZM27 45H28V44H27ZM45 45H46V46H45ZM45 45H44V46H45L44 49L47 50V48H46V47H47V44H45ZM55 45H57V43H56ZM55 45H54V46H55ZM112 45H113V46H112ZM116 45H115V47H117ZM153 45H152V47H154ZM204 45H203V47H202L203 49H205V47L207 46V45H205V47H204ZM232 45H235V44L233 43ZM242 45H243V46H242ZM253 45H254V44H253ZM6 46H7V45H6ZM6 46H5V47H6ZM11 46H12V45H11ZM23 46H24V45H23ZM28 46H29V45H28ZM37 46H38V44H37ZM44 46H43V47H44ZM58 46H59V45H58ZM60 46H61V45H60ZM90 46H89V47H90ZM96 46L99 48L98 45H96ZM132 46H133V47H132ZM143 46H142V47H143ZM166 46L169 47V46H168V42H167V45L165 44L163 47L166 49ZM189 46H190V47H189ZM217 46H218V47H217ZM219 46H220V47H219ZM249 46H251V45H249ZM249 46H248V47H249ZM259 46H260V45H259ZM8 47H9V46H8ZM38 47H42V45H41V46L39 45ZM62 47H63V46H62ZM62 47H61V48H62ZM86 47H88V46H84V47H83V50H84ZM93 47H94L95 49H94ZM115 47H113V48H115ZM159 47H160V48H159ZM176 47H177V46H176ZM176 47H175V48H176ZM207 47H208V46H207ZM207 47H206V49H207ZM211 47H212V49H211ZM216 47H217V48H216ZM238 47H239V48H238ZM251 47H252V46H251ZM251 47H250V48H251ZM260 47H262V46H260ZM27 48H28V47H27ZM30 48H31V47H30ZM33 48H34V47H33ZM54 48H55V47H54ZM54 48H52V49H54ZM61 48H60L59 50H61ZM78 48H77V49H78ZM90 48H91V47H90ZM100 48H101V47H100ZM123 48H125V49H123ZM128 48H129V47H128ZM138 48H139L138 51L141 50V54H142V55L144 54V56H143V57L140 56V55H141V54H140V51L137 52V55H138V53H139V54H140V55H139V58L142 57L143 59H146L145 61H146L148 64H149V62H148L147 60H150V59H149V58L147 59L148 56L145 57V52H147L148 54L152 55L153 58L150 57L152 60L155 59V58H154L155 55H158L157 52H156V54H154V56H153V54H151V53H152V52H151L152 50H151L150 47H148V48H150V50H151V51L149 50L150 53H149V51H145V50H147V49H145L144 47H143L144 53H142V48H141V47H138ZM156 48H153V50H156ZM218 48H220L219 51L217 50ZM243 48H242V49H243ZM255 48H257V47H255ZM263 48H264V46H263ZM44 49L42 48V49L40 50V48H39V49L37 48L36 51H37V52H40V51L43 50L44 54H42V55L45 56V55H46V51H45ZM77 49H74V51H73V50H70V51H69L68 49H67V50H68L69 53H71V52H75V50H76L77 54H78L81 58H83L84 60H86L85 58L87 57V55H90V53H91L90 50H92V49L87 48V49H89L88 51H90V53H89L87 50H84V52H83V50H80V49H79V50H80L81 52H83L84 54H85V51H86V54H87V52H88L87 55L85 54L86 56L84 55V57H85V58H84V57L81 56V55H82L81 52H80L79 50H77ZM103 49H104V50H103ZM182 49H181V50H182ZM203 49H202V51H203ZM242 49H241V50H242ZM245 49H248V48H245ZM245 49L242 50V51L244 52ZM28 50H29V48H28ZM28 50L26 51V53L28 52ZM39 50H40V51H39ZM50 50H51V49H50ZM56 50H57V49H56ZM62 50H63V49H62ZM96 50H97V49H96ZM98 50H99V49H98ZM102 50H103V51H102ZM108 50H107V51H108ZM111 50H110L109 54L107 53L108 55L103 56L104 58H103V57L101 58V59H104L103 61L100 60V61H101V64L104 63V66L101 65V64H99L98 66L96 65V66H97V68H98V67L101 65V67H99V68H100L99 71H101L103 67H104L103 69H105V67H109V69H106V70H109V71H107V72L112 73V75H114V76H115V74H116V76H117V75H118L120 72H122V71H120V72L117 74V72H116V70H115L116 68H114V64H115L116 61L118 62V59L116 60V58H118V57L114 56V58H115L116 61H114V60H113V61L110 60V57H111V55H110V54H111ZM129 50H130V48H129ZM131 50H132V49H131ZM162 50H163V48L160 50V52H161ZM175 50H176V49H175ZM227 50H228V51H227ZM241 50H240V52H241ZM252 50H253V49H252ZM261 50H262V49H261ZM47 51H48V50H47ZM115 51H116V52H115ZM119 51L117 52V54L119 53L118 55L120 56V55H122V54H120L121 52H119ZM134 51H135V50H134ZM136 51H137V50H136ZM179 51H180V50H179ZM179 51H178V52H179ZM202 51H200V52H202ZM204 51L206 52V50H204ZM226 51H227V52H226ZM229 51H231V52H230L231 54L228 53ZM258 51H259V50H258ZM263 51H264V50H263ZM2 52H4V50H3ZM5 52H6V51H5ZM8 52H9V51H8ZM18 52H19V51H18ZM43 52H40V53H43ZM50 52H51V51H50ZM76 52H75V53H76ZM78 52H79V53H78ZM126 52H127V51H126ZM130 52H131V51H130ZM160 52H159V54H160ZM188 52H189V54H188L189 56H186V55H187L186 53H188ZM190 52H191V55H190ZM205 52L202 53V54H205ZM222 52H226V54L228 53L229 55L227 54V56H226V55L224 54V55L226 56V58L223 59V58H224V55L222 54ZM245 52H246V51H245ZM254 52H255V51H254ZM259 52H260V51H259ZM259 52H257L256 56L259 54ZM23 53H24V52H23ZM40 53H38V54H40ZM53 53H54V52H53ZM64 53H66V51H64ZM75 53H73V54H75ZM122 53H123V52H122ZM128 53H129V51H128ZM132 53H134V52L132 51ZM147 53H146V55H148ZM153 53H154V52H153ZM180 53H181V52H180ZM194 53H195V52H194ZM206 53H207V52H206ZM252 53H253V52H252ZM252 53H251V54H252ZM30 54H31V53H30ZM47 54H50V53L47 52ZM51 54H52V53H51ZM54 54H55V53H54ZM54 54H53V55H54ZM58 54H59V53H58ZM62 54H63V53H62ZM67 54H68V53H67ZM73 54H71V56L68 55V57L70 56V58H71L72 56H73V57H74V56H78V55H73ZM91 54H92V53H91ZM117 54H116V55H117ZM124 54H126V53L124 52ZM236 54H237V53H236ZM248 54H249V53H248ZM251 54H250V55H251ZM254 54H255V53H254ZM254 54H253V55H254ZM5 55H6V54H5ZM8 55H9V54H8ZM42 55H41V56H42ZM53 55H52V56H53ZM59 55L61 56V54H59ZM95 55H96V54H95ZM99 55H98V56H99ZM109 55H110V57L108 58ZM118 55H117V56H118ZM127 55L129 56V55H132V54H127ZM127 55H126V56L122 55V56H123V59L121 58L122 56L119 57V59L121 58V62H123V60L127 57ZM134 55H135V53H134ZM134 55H132V56L130 57V59H132V60L128 61V63H130V66H129V67H128V65H127L128 63L126 62L128 58H126L125 61H124V62H125V63H124L125 66L128 67V68H127V67H124V68H127V69H128V70H127L128 72L130 71V70H129L130 67L135 68L134 66H136L135 63L132 64V62H137V61L140 62V61H139L140 59L138 60V57H137V60H136V61L133 60V57H135ZM150 55H149V56H150ZM221 55H222L223 58L221 57ZM242 55H243V54H242V52H241V56H242ZM2 56H3V55H2ZM2 56H1V57H2ZM28 56H29V54H28ZM44 56H43V57H44ZM46 56H47V55H46ZM46 56H45V57H46ZM170 56H173V55H170ZM178 56H179V53H178ZM195 56L197 57L198 55L195 54ZM238 56H239V53H238ZM260 56H261V55H260ZM31 57H33V58H31ZM31 57H30L31 60H30V59H29V60H30V62L32 61V62H31V65H32V64H33V63H34V62L40 57V55H39V57L36 55V60L34 59V56H33V55H32ZM43 57H42V58H43ZM45 57H44V58H45ZM54 57H56V54L54 55ZM64 57H66V56H64ZM64 57H63V58H64ZM80 57H78V58L75 57L76 60H75L74 58H73V59H72V58H71V59H70V58H67V59L70 60V61H69L70 64H73V63H75L76 61H77L76 63H78V60H77V59L80 60V59H81ZM95 57H96V56H95ZM105 57H106V58H105ZM124 57H125V58H124ZM244 57H246V56H244ZM248 57L251 58L249 55H248ZM253 57H254V56H253ZM24 58H25V57H24ZM52 58H53V57H52ZM52 58H50V57L47 56V57L45 58V60H44V59H41V58H40V60H43V61H41V63H42V62H45L44 64L42 63L43 65H46V62L48 61L47 64H50V65H46V66H47L46 68H51L52 66H53V67L55 66V68H56V67H57V66H56L57 63H54V62H55L54 60H53L54 62L50 63V62L52 61V60L50 61V59H52ZM97 58H99V57H97ZM114 58H113V59H114ZM135 58H136V57H135ZM135 58H134V59H135ZM173 58H175V57H173ZM190 58H191V57H190ZM194 58H195V57H194ZM231 58H232V57L228 58L226 61H229V59H230V60H231V63H232L233 59H236L235 57H233L232 59H231ZM240 58H241V57H240ZM46 59H47V60H46ZM48 59H49V60H48ZM53 59H55V58H53ZM57 59H58V58H57ZM91 59H93L92 56H91ZM94 59H96V58H94ZM106 59L109 60V61H111V62H114V63H112V65H113V70H111L112 68L110 67L111 63L107 62ZM111 59H112V58H111ZM156 59H157V56H156ZM156 59H155L154 61H156ZM197 59H198V58H197ZM204 59H205V58H204ZM242 59H243V58H241V59L238 58L237 61L243 62L244 60H242ZM1 60H2V59H1ZM33 60H34V62H33ZM38 60H39V59H38ZM38 60H37V61H38ZM55 60H56V59H55ZM61 60H62V59L60 58V61H61ZM63 60H65V59H63ZM71 60H75V61H73V63H72ZM84 60H82V64H83V61H84ZM88 60H90V59H88ZM96 60H97V59H96ZM105 60H106V62H105ZM128 60H129V59H128ZM171 60H172V59H171ZM188 60H189V62H190V60L193 61V62L196 61V59L193 60V57H192V59H188ZM199 60H201V58H200ZM199 60H198V61H199ZM216 60H217V61L219 60V61L217 62ZM241 60H242V61H241ZM246 60H247V58H246ZM246 60L244 61V63L246 62ZM248 60H250V59H248ZM3 61H4V60H3ZM49 61H50V62H49ZM67 61H68V60H67ZM92 61H93V60H92ZM119 61H120V60H119ZM131 61H132V62H131ZM198 61H196V64H198V63H197ZM211 61H210V62H211ZM224 61H223V62H224ZM235 61H236V60H235ZM255 61H256V59H255ZM257 61H258V59H257ZM261 61H263V60H261ZM57 62H58V61H57ZM86 62H87V61H86ZM86 62H84V64H85ZM94 62H95V60H94ZM117 62H116V64H117ZM150 62H151V61H150ZM169 62H170V61H169ZM173 62H174V61H173ZM178 62H179V61H178ZM184 62H186V61H184ZM189 62H187V63H189ZM193 62H192V64H193ZM204 62H205V61H204ZM204 62H203V58H202V63L204 64ZM210 62H209V65H210ZM216 62H217V63H216ZM223 62L221 61V62L219 63V65H218L221 69H223L222 67H225L224 65H225L226 62H224V63H223ZM263 62H264V61H263ZM263 62H262V63H263ZM10 63H11V62H10ZM10 63H9V66H10ZM36 63H39V61L34 63V64H35V67H36V65H37ZM69 63H68V64H69ZM79 63L81 64L80 61H79ZM79 63H78V64H79ZM88 63H89V64H88ZM88 63H87V66H89L91 62H88ZM97 63H98V60H97ZM105 63H107V64H105ZM118 63L121 64L120 62H118ZM141 63H142V64H145V63H144V60H143V62H142V60H141ZM141 63H139L140 66L142 65ZM147 63H146V64H147ZM154 63H155V62H154ZM154 63L152 62V63H150V65H151V64L153 65ZM157 63H158V62H157ZM187 63H185V64L188 65V66L185 65L186 67H184V69H186V70H187V67H188V69L190 68V67H189L190 65L187 64ZM199 63H200V64H199L198 68L193 67V66L195 65V63H194L193 65L191 64V66L194 68V70L197 69L196 71H199V69H200V65H201V62H199ZM206 63H205V64H206ZM214 63H216V64H214ZM228 63H229V62H228ZM231 63H230V64H231ZM235 63H238V62H235ZM244 63H242L243 66L246 65V64L244 65ZM248 63H250V62H248ZM257 63H258V62H257ZM257 63H256V65H257ZM0 64H1V63H0ZM5 64H6V62H5ZM7 64H8V63H7ZM39 64H40V63H39ZM39 64H38V65H39ZM51 64H53V65L51 66ZM54 64H55V65H54ZM60 64H61V63H60ZM64 64H65V63H64ZM78 64H76V67H79V69L81 68V70H77L78 68L74 67L75 65H74V66L72 65V66H73V67L71 66L72 68H70V66L68 65L70 69H73V68H74L78 74H76V72H75L74 70L71 71L70 69H69V70H70L69 72H74V74L78 76V75L80 74V72L83 70L82 68H83V66H84V64H83V66H80V65H78ZM108 64H109V65H108ZM116 64H115V66H116ZM119 64H118V65H119ZM131 64L134 65V66H131ZM136 64H137V63H136ZM139 64H138V65H139ZM203 64H202V66H203ZM205 64H204V67H205ZM207 64H208V63H207ZM222 64H224V65L222 66ZM260 64H261V63H260ZM11 65H12V63H11ZM31 65L28 64V66H31ZM77 65H78V66H77ZM85 65H86V64H85ZM94 65H95V64H94ZM105 65H106V66H105ZM118 65H117V66H118ZM121 65H122V64H121ZM138 65H137V67H139ZM180 65H182V64H180ZM213 65H212L213 69L216 70V68H217V71H215V73L217 72V75L214 73V70L211 69L212 67L209 68L210 66H209V67H208L207 65H206V66L209 68V70L211 71V74H212V75L215 74L216 77H217V76H221V75H222L221 73H222L223 70H225V69L221 70V69H219L218 67L214 68ZM220 65H221V66H220ZM226 65H227V63H226ZM239 65H240V64H239ZM239 65H238L237 67H234V68H233V69L237 68V70H236V73H237L236 76H237V77H238L240 74H242V73L239 71V70H240L239 68H240L242 65H241L240 67H239ZM254 65H255V64H254ZM263 65H264V64H263ZM32 66H33V65H32ZM49 66H51V67H49ZM59 66H60V65H59ZM61 66H62V64H61ZM102 66H103V67H102ZM117 66H116V67H117ZM143 66H144V65H143ZM145 66H146V65H145ZM148 66H149V65H148ZM148 66H147V68H146L147 70L151 68L150 66H149V68H148ZM154 66H155V65H154ZM156 66H157V65H156ZM156 66H155V68H156ZM158 66H159V65H158ZM162 66H163V65H162ZM162 66H161V67H162ZM182 66H184V64H183ZM195 66H197V65H195ZM234 66H235V65H234ZM249 66H250V64H249ZM5 67L7 68L8 66H5ZM5 67L3 66V71H2V73H1V71H0V80L4 79V78H2L3 76H1V75H3L4 73L7 74V73L9 72L10 74H12L11 72H14V71H15V68L13 69L14 71H11V70H12V68H11L12 66H10L9 69H8V68L6 69ZM13 67H14V66H13ZM35 67H34V68L31 67V68H32V69H31V72L35 73V72H34V70L36 71ZM40 67H41V65H40ZM42 67H43V66H42ZM53 67H52L53 71H52V69H50V70L52 71V72H51L52 74H53L54 71L57 70V69H54ZM85 67H86V66H84V68H85ZM90 67H91V66H90ZM92 67H93V66H92ZM180 67H181V66H180ZM180 67H178V68H180ZM44 68H45V66H44ZM46 68H45V70L47 71L48 69H46ZM57 68L59 69V67H57ZM61 68L63 69V66H62ZM94 68H95V67H94ZM110 68H111V69H110ZM117 68H118V67H117ZM121 68H122V67H121ZM140 68H141V67H140ZM143 68H144V67H143ZM143 68H142V69H138V68H137V69H138V70H143V71H144ZM153 68H154V67H153ZM155 68H154V69H155ZM193 68H192V69H193ZM201 68L203 69V67H201ZM205 68H206V67H205ZM205 68H204V70H206ZM243 68H244V67H242L241 69H242V72H243V74H244V73L247 72V71L244 72ZM245 68H246V67H245ZM252 68H253V67H252ZM258 68H260V67H258ZM4 69L6 70V72L4 71ZM38 69H39V66L37 67V72H38L39 70H40V71H39L38 73H35V76H34V77H37V76H38L36 80H38L39 78L42 77V76H40V74H41V71H42V73H43V70H44L43 68H42V69H39V70H38ZM137 69L135 68L134 70H132V68H131V71H133V72L130 71L131 76L133 75L132 73H135V75H136V74L138 75V73L135 72ZM146 69H145V71H147ZM158 69H159V68H158ZM184 69L182 68V70H184ZM218 69H219V72H218ZM238 69H239V70H238ZM255 69H256V67H255ZM1 70H2V69H1ZM8 70H9V71H8ZM32 70H33V71H32ZM45 70H44V71H45ZM50 70H49V71H50ZM87 70H89V69H87ZM95 70H96V69H95ZM95 70H94V71H95ZM110 70H111V71H110ZM114 70H115V71H114ZM138 70H137V71H138ZM179 70H180V69H179ZM194 70H193V72H192L191 69H190V71L193 73V76H194V74L196 73V71L194 72ZM200 70H201V69H200ZM220 70H221V71H220ZM227 70H229L228 67H227ZM245 70H246V69H245ZM248 70H249V69H248ZM251 70L254 71L253 69H251ZM7 71H8V72H7ZM22 71H23V70H22ZM46 71H45V72H46ZM49 71H48V72H49ZM62 71H63V70H62ZM83 71H85V69H84ZM112 71H114V74H113ZM143 71H142V72H143ZM148 71H149V70H148ZM152 71H153V70H152ZM154 71H155V70H154ZM157 71H158V70H157ZM176 71H177V69H176ZM176 71H175V75H176V73H177ZM184 71H185V70H184ZM202 71H203V70H201L200 72H202ZM210 71L208 72V70H207V72L204 71V73H208V74H209ZM212 71H213V73H212ZM229 71H230V70H229ZM232 71H233V70H232ZM257 71H258V70H257ZM3 72H4V73H3ZM58 72H59V70H57V74H53V75H55V76L57 75V78H58L59 75H60ZM66 72L68 73V71H66ZM88 72H89V71H88ZM92 72H93V71H91V73H92ZM102 72H103V73H102ZM102 72H101V73L99 72V73L102 74L103 77L105 76V73H106V75H108L106 71H102ZM138 72H139V71H138ZM191 72H190L189 75H188V74H186V75H188V77L190 76V78H193V77L191 76V75H192ZM200 72L198 73L199 75L196 73L197 76H198V77H197L198 79L200 78L199 76L202 77V75H200V74H201ZM220 72H221V73H220ZM227 72H228V71H227ZM254 72H255V71H254ZM254 72H252V73L254 74ZM15 73H16V72H15ZM15 73L12 74V75L15 76V75H16ZM19 73H20V72H19ZM33 73H32V74H33ZM55 73H56V72H55ZM60 73H61V72H60ZM144 73H146L145 75L148 74L147 72H144ZM144 73H143V74H144ZM151 73H152V72H151ZM181 73H182V71H181ZM184 73H186V72H184ZM184 73L182 74V76H186ZM204 73L202 72V74H204ZM219 73H220V75H218ZM224 73H225V72H224ZM229 73H230V72H229ZM239 73H240V74H239ZM250 73H251V72H250ZM250 73H249V74H250ZM21 74H24V73H21ZM37 74H38V75H37ZM44 74L46 75V74H48V73L46 72V73H44ZM61 74H62V73H61ZM68 74H69V73H68ZM68 74L65 75V74L63 73L62 75H64V78H63V77H62V78L59 77V78L61 79V80H60V83H61V81H63V83H66V85H67L68 83L71 84V83L74 82V84H72V88H73V89H72L71 87H69V86H70L69 84L67 85V86L71 89L70 91H69V89L67 88V86H65V84L62 83V84L67 88V90L69 91V92H68V91L66 90V91L69 93V97L72 98V97L74 96V97L76 98V96H77V98H76V100H77L78 97L82 96L81 93H83V95L86 93V95H84V96L87 97V94H89L87 91H88L90 88H88V90L85 91V93H84V90H85V89L82 90V87L84 86V87L86 88V86H87V85L84 83L85 85L82 84V86L79 87L80 90H82L81 93H80L79 90H76V89H79L78 86H77V84L79 83V82H78V79H76L77 83H76L75 79H71L70 81L73 80V82L68 81V83H67L66 79H67L68 77H66V76L74 75L73 73H71V74H69V75H68ZM95 74H96V73H95ZM100 74H99V75H100ZM123 74H124V73H123ZM128 74H129V73H128ZM208 74L203 75L204 77L206 76V78H203V77H202L203 80H204V79H207ZM226 74L228 75V73H226ZM238 74H239V75H238ZM8 75H9V74H8ZM26 75H27V74H25V76H26ZM28 75H29V74H28ZM36 75H37V76H36ZM42 75H43V74H42ZM45 75H43V76L45 77ZM49 75H50V74H49ZM49 75H48V77H50V78L52 79L53 75H51L52 77L49 76ZM82 75H83V74H82ZM89 75H90V74H89ZM102 75H100V76H101V80H103V79H102V78H103ZM119 75H120V74H119ZM137 75H136V76H132V77H129V76H128L130 79H132V82L134 83V84H131L132 82L130 81V83H129L130 85H136V86H137L138 83L136 82L135 79H134L135 81L133 80V78H136V77L138 78ZM140 75H142V74L139 73V76H140ZM175 75H174V76H175ZM179 75H180V74H178V76H177L178 78H179ZM209 75H210V74H209ZM215 75H214V76H215ZM232 75H234V74H232ZM245 75H246V74H244V76H245ZM254 75H256V74H254ZM5 76H6V75H4V77H5ZM9 76H10V75H9ZM9 76H8V78H7V76H6V78L4 79V81H8ZM14 76H13V77H14ZM16 76H17V75H16ZM20 76H21V75H20ZM30 76H31V79H27V80H28L27 82H31V81H32V83H34V85H36V86L39 85V84H42V86H45L46 83H45L44 81H42L43 83H45L44 85H43V83H42L41 81H40L41 83H40V82H37V83H39V84H36V83L34 82V80H35L34 77H33L32 75H30ZM30 76H27V78H30ZM91 76H92V75H91ZM97 76H98V75H97ZM109 76H110V78H108V77L106 76L104 80H105V81H108L107 79H111V77H112V78L114 77V76H111V75H109ZM116 76H115V77H116ZM121 76H123V75H121ZM124 76H125V75H124ZM214 76H211V77L214 78ZM229 76H230V75H229ZM241 76H242V75H241ZM241 76H239L240 78L238 77L240 80H241L242 78H244V76H243V77H241ZM250 76H251V75H249L248 77H250ZM257 76H258V75H257ZM13 77H10L11 79H9V81H8V87H9V86H13V85L15 84V86H13V89H11V87H10V88H7V86H6V89H7V90H6V89L2 88L3 86H1V89H3V90H2L3 92H5L4 90H6L5 93H8V94H9V92L11 93V91L13 90V91H12L13 93H11V95H10V96H13V97H10L8 94L5 95V97H4V94H5V93H3V96H1L2 94L0 95V96H1L0 99H2V100H3V98L8 99V102H7V100L5 101V99H4L3 101L5 102V104H6V102H7V104L10 103L9 105H11V102H13V101L9 102V100H11V99L13 100V98L15 99V97H16L17 99H15L16 101H14V104H15V102H18V103H19L18 98H20V97H24V96H25V98H27V99H25V98H24V99L20 98L22 104L24 103L23 101L25 100V103H24L25 105H22V104H21V105H22L24 108L26 107L25 109H26L28 112H30V114H27V115L30 116V117L27 118V115H21V116H17V118H16V117L13 115V116L15 117V118H13L12 115H11V116L9 115V117H7L8 114L3 113V114H2L3 116H4V114H5L6 117H7L9 120L11 119V120L9 121V120L6 118L7 121H9V124H10V122H11V123H12L11 125L13 126V127L11 128V125H8V124H6L5 122H3V123L6 124L5 126H9V127H5V126L3 125V126L7 129V131H6V129H5V131H4V130L1 128V127H3V126L1 125V124H3V123H0V125H1L0 128L3 130V132H6L7 134H8V133L10 134V131H11L12 129H14V127H16V126H15L16 124H14V123H17V122H18V121H17V120H19L18 118H20V117H22V116H23V117L26 116L25 119H27V120H28L29 118H30V119L33 118V117H31V113L33 114V112H31V111H32L31 109H33V108H30V107L32 106V103H33V104H35V103H34L33 100H32V103H31V101H29L28 104L31 105V106L28 107L29 105L26 104V100H27V101H28V99L31 100L33 97H32V95H31L32 98H31V97L29 98V97H26V95H27V93L30 94L31 92L33 93V91L38 90V88H37V89L34 88V90L31 89V92H27V90L29 89V88H28V86H29L28 84H29V83H27V84L24 86L25 88L23 87V88H24V89H23L21 86H19V87L17 86L19 83L14 82L15 80L12 81V79L15 78V77H14V78H13ZM21 77H22V76H21ZM32 77H33V79H32ZM44 77H43V79H45ZM46 77H47V76H46ZM48 77H47V78H48ZM65 77H66V79H65ZM70 77H71V76H70ZM72 77H73V76H72ZM72 77H71V78H72ZM74 77H75V76H74ZM83 77H84V75H83ZM85 77H86V76H85ZM95 77H96V76H94V78H95ZM98 77H99V76H98ZM118 77H119V76H118ZM195 77H196V76H195ZM216 77H215V78H216ZM227 77H228V76H226V78H227ZM234 77H235V76H234ZM259 77H260V76H259ZM1 78H2V79H1ZM47 78H46V79H47ZM50 78H48V79L51 80ZM59 78H58V79H59ZM75 78H76V77H75ZM77 78H80V76L77 77ZM120 78H121V77H120ZM139 78H141V77H139ZM139 78H138V79H139ZM142 78H143V77H142ZM142 78H141V79H142ZM178 78H177V79H178ZM183 78H184V77H183ZM202 78H200V83H201V84H202V81H203V80L201 81ZM209 78H210V76H209ZM209 78H208V79H209ZM213 78H212V81H213ZM217 78H218V77H217ZM217 78H216L215 82H217ZM226 78H225V79H226ZM232 78H233V77H232ZM232 78L229 77V79H232ZM238 78H237L236 80L234 79V80H235V83H237V82L240 81ZM246 78H247V77H246ZM246 78H244V79L246 80ZM250 78H252V77H250ZM254 78H255V77H254ZM254 78H253V79H254ZM15 79H17V80L20 81V77H19V76H18L17 78H15ZM43 79H42V80H43ZM48 79H47V81L49 82ZM58 79H57V81H56V82H58V83H57V84L55 83L57 86H56V85H55V86L58 87V88H57L58 91H59V90H60L61 92L64 91V92H62V93H63V96L65 95L64 100H66V99H67L66 97H68V93H67V95L64 94L66 88H65L62 84L58 85V84H59ZM62 79H63V80H62ZM69 79H70V78H68L67 80H69ZM87 79H88V78H87ZM87 79H86V80H87ZM113 79H116V81L118 80L117 78H113ZM130 79H129V80H130ZM141 79H140V80H141ZM172 79H173V77H172ZM219 79H220V77H219ZM227 79H228V78H227ZM257 79H258V77H257ZM10 80H11V81H10ZM39 80H41V79H39ZM52 80H53V82L55 81L54 79H52ZM64 80H65V81H64ZM80 80H81V82L83 81L82 78H80ZM80 80H79V81H80ZM86 80H84V81H86ZM91 80H92V78H91ZM97 80H98V78H97ZM101 80H100V82H102ZM104 80H103V84H104ZM168 80H170V79H168ZM175 80H176V79H175ZM181 80H182V79H181ZM181 80H180V81H181ZM185 80H188V78L185 79ZM194 80L196 81L197 79H192V80H188V81H192V82H194ZM234 80L232 79V80L230 81V84H231L232 81L234 82ZM238 80H239V81H238ZM245 80H242V82L240 83L242 86H244L243 88H246V86H247L246 83H245L246 85L243 83V82L248 81V80H246V81H245ZM258 80H259V79H258ZM260 80H261V79H260ZM4 81H3V82H4ZM21 81H22V80H21ZM84 81H83V82H84ZM113 81H114V83H116L115 80H113ZM113 81H111V82H113ZM119 81H120V80H119ZM126 81H127V80H126ZM137 81H139V80H137ZM170 81H171V80H170ZM170 81H169V82H170ZM176 81H177V80H176ZM180 81H179V82H180ZM198 81H199V80H197V83H198L197 85L199 86L198 88H201L202 86L200 85V83H199ZM209 81H210V80H209ZM249 81H250V80H249ZM251 81H252V80H251ZM251 81H250V82H251ZM10 82H11V83L13 82L14 84L10 85ZM17 82H18V81H17ZM81 82H80V83H81ZM83 82H82V83H83ZM86 82H87V81H86ZM98 82H99V81H98ZM139 82H140V81H139ZM177 82H178V81H177ZM183 82H184V80L181 81V83H179V84H181L180 86H182V85H184L185 83H187L186 81H185V83H183ZM192 82H191V83H192ZM205 82L207 83V84L205 83V86H207V85L209 84V83H208V80H205ZM215 82L213 81V83H215ZM219 82H221V81H219ZM257 82H258V81H257ZM20 83H21V82H20ZM75 83H76L77 88L74 89V87H75ZM91 83H92V86H91ZM108 83H109V81H108ZM108 83H107V84H108ZM121 83H122V82H121ZM135 83H137V84H135ZM166 83H168V82H166ZM170 83H171V82H170ZM174 83H175V82L173 81L172 84H174ZM188 83H189V84H188V85H184V87H185V86L188 87V86L191 84L190 82H188ZM235 83H232L231 85H234ZM242 83H243V84H242ZM247 83H248V82H247ZM22 84H23V83H22ZM22 84H20V85H22ZM24 84H25V83H24ZM47 84H49V85L51 84V86H49L51 89H52V86H54V83H52L51 81H50L49 83H47ZM47 84H46V85H47ZM87 84H88V87H89V85H90V86H91V89H92V90L90 89L92 94H89L90 96L87 97L88 99H92L91 96H93V95H95V97H96V94H94V93H98V95H101V92H98V90H96V89H98L99 87H101L103 84H102L101 86H97V85H100V84H95V83H93V82H91V81H90V83L87 82ZM125 84H126V83H125ZM127 84H128V83H127ZM168 84H169V83H168ZM193 84H194V83H193ZM193 84H191V85L193 86ZM195 84H196V82H195ZM195 84H194V85H195ZM211 84H212V82H211ZM211 84H210V85H211ZM215 84H216V83H215ZM215 84H213V85L216 87L217 84H216V85H215ZM219 84H220V83H219ZM226 84H227V82H226ZM230 84L228 83V85H226V86H224V87L222 86V87H223V90H222V91H226V93H225V92H224V93L227 94V95H229V94L233 95V89H234V87H235V89L238 88V87H240L239 83H238V84H235V86H232V88L230 89V91L232 90V93H231L230 91H229V92H230V93H229V92H228V89H229V85H230ZM253 84H254V83H253ZM253 84H251V85H253ZM27 85H28V86H27ZM34 85H33V86H34ZM73 85H74V87H73ZM78 85H79V84H78ZM94 85H95V86H94ZM130 85H127V86L130 87ZM166 85H167V84H166ZM177 85H178V84H177ZM223 85H224V84H223ZM231 85H230V87H231ZM238 85H239V86H238ZM255 85H256V84H255ZM258 85H259V84H257V86H258ZM16 86H17V87H16ZM30 86H31V83H30ZM40 86H41V85H39V87H40ZM55 86H54V87H55ZM59 86H61L62 88L64 87V90L61 89V87H59ZM93 86L96 87V89H95ZM108 86H109V85H108ZM112 86H114V85L112 84L109 88H112ZM117 86H118L119 88H117ZM120 86H123V87L125 88L126 85H125V86H124V85H118V83H116V85H115V87L117 88L116 90L121 89L120 92L118 91L119 94L121 93V91H123V89H122ZM127 86H126V89L128 88ZM168 86H172V85H167V87H168ZM174 86L176 87V85H174ZM174 86H173V87H174ZM195 86H196V85H195ZM200 86H201V87H200ZM205 86L203 87V89H204V88H205V89H206V88L208 89V90H206V95H207V91H208V93L211 94V90H210V92H209V87H211L212 85L209 86V87H208V86L205 87ZM214 86H212L211 88L213 89ZM218 86H219V85H218ZM237 86H238V87H237ZM14 87H16L17 89L22 88V89H19V90H21V91L23 90V91L26 93V95L24 94L23 91H22V92H23V95H22V94H21L22 92H19L17 89H16V90H17L19 93H16V94H15V92H14V91H15V90H14L15 88H14ZM26 87H27L28 89H26ZM37 87H38V86H37ZM49 87L46 86V87H45V90L49 91V90H48ZM84 87H83V88H84ZM92 87H93V88H92ZM97 87H98V88H97ZM115 87H114V89H115ZM137 87H138V86H137ZM137 87H136V88H137ZM167 87H166V89H167ZM173 87L171 88V90L173 89ZM189 87H191V86H189ZM189 87H188V88H189ZM226 87H228V89H227ZM31 88H33V87H31ZM46 88H47V89H46ZM59 88H60V89H59ZM102 88H103V87H102ZM102 88H101V89H102ZM109 88H107V89L104 88V91H105V89H106V91H105L106 93L102 90V91H103V94H108V95H107L108 97H106L105 95H104V96H105V97H104V96H102V95H103V94H102V95H101L102 99H104V98H105V99H106V98H111V96L115 95L114 93H116V92L114 91V89H112V90L110 89V90H109ZM132 88L135 89L134 86H131V88H129L128 90H130V89L133 90ZM178 88H181V87H179V85H178ZM191 88L195 89L194 86L191 87ZM216 88H217L218 90H219V89H222V88H219V87H216ZM243 88H242V89H243ZM1 89H0V92H1ZM86 89H87V88H86ZM126 89H125V90H126ZM166 89H165V91H166ZM168 89H170V87H169ZM193 89H192V90H193ZM201 89H202V88H201ZM205 89H204V90H205ZM217 89H215V91H217ZM235 89H234V90H235ZM240 89H241V87H240ZM240 89L238 90V92L242 93V92H241L242 89H241V91H240ZM247 89H248V88H247ZM9 90H10V91H9ZM43 90H44V89H43ZM52 90L54 91L55 89L53 88ZM52 90H50V91H51V93H52L53 95H54V92H56L55 97H53L52 94H49L50 97L52 96L53 98H55V99H53V98L51 97V98L53 99V102H54V101H55V102L57 101L59 104H61V106H63V107H61V106L58 105V103L56 102L57 105H58V106H56V107H59V108L57 109V112L60 111V112L62 113L64 110H65L64 112H66V109H67V113L69 114V112H70V111H68L69 108H70L69 110H71V111H72V110L74 111V109H76V108L73 109V106H72L73 104H72V105L70 104L71 102H69V106H68V105H65V106H66V109H65L63 103L60 102V101H63V99L60 100L61 98H63V96L61 97V96L58 95V93H59L60 95H61L62 93H60V91H59V92H58V91H54V92H52ZM73 90H74V92H73ZM75 90L79 92V95H76V96L74 95V94H77V93H78V92H76ZM90 90H89V92H90ZM107 90H109V92H107ZM128 90H127V93L125 94L126 97H128V95L131 96V93H129ZM140 90H141V89H140ZM160 90H161V89H160ZM178 90H179V89H178ZM182 90H183V89H182ZM185 90H186V87L184 88V91H183V92H186V91H187V94H189L188 92H190V93L192 92V91L190 90V88H189L188 90H186V91H185ZM254 90L256 91V89H254ZM8 91H9V92H8ZM17 91H16V92H17ZM28 91H30V90H28ZM71 91L73 92V93H72L73 96H71V95H72V94L70 93ZM92 91H93V92H92ZM94 91H97V92H94ZM99 91H100V90H99ZM110 91H111V92L113 91V93L110 94V93H111ZM136 91H137V90H136ZM165 91H164V93L166 94V96L163 94L165 97H163L162 100H164V98H165V100H166L165 103H166L168 100H169V101H172L175 93L173 92V94H169L170 92L168 93L167 91H166V92H165ZM169 91H170V90H169ZM172 91H173V90H172ZM175 91H176V90H175ZM193 91H194V90H193ZM195 91H196V90H195ZM195 91H194V92H195ZM215 91L212 90L213 94L215 93ZM220 91H221V90L218 91V93H220L219 95H221V94L223 93L222 91H221L222 93H221ZM248 91H249V90H248ZM41 92H43V91H41ZM75 92H76V93H75ZM118 92H117V93H118ZM125 92H126V91H125ZM130 92H132V94H134V93H135V90L130 91ZM133 92H134V93H133ZM183 92H181L182 95H184ZM198 92H199L198 89H197V93H193V92H192V94H195V95H196V99H197L198 95L200 96V93L198 94ZM238 92H237V90H235L234 94H235L236 96L238 95L239 97H241L240 93L238 94ZM243 92H244V91H243ZM259 92H260V91H259ZM35 93H38V91H35ZM44 93H46V92H44ZM122 93H123V92H122ZM167 93H168V95H167ZM177 93H178V91H177ZM201 93H202V91H201ZM204 93H205V92H204ZM228 93H229V94H228ZM236 93H237V94H236ZM13 94L15 95V97H14ZM17 94H18V97H17ZM29 94H28V96H30ZM39 94H41L40 91H39L38 94H36V95L34 94V95H35V97H34L35 99H34V98H33V99H34V100H37V99L40 97ZM70 94H71V95H70ZM80 94H81V95H80ZM109 94H110V95H109ZM123 94H124V93H123ZM141 94H142V93H141ZM158 94H159V93H158ZM158 94H157V95H158ZM179 94H180V92H179ZM192 94H189L191 97H189L190 99H188V100H186V101H189V100L191 101V100H192V99H191V98H192ZM210 94H209V96L207 95L208 98L211 97ZM213 94H212V95H213ZM216 94H217V92H216ZM20 95H22V96H20ZM34 95H33V96H34ZM37 95H38V98L36 97ZM46 95H48V94L46 93ZM117 95H118V94H117ZM125 95H124V96H125ZM146 95H147V94H146ZM149 95H150V94H149ZM182 95H181V96H182ZM202 95H205V94H202ZM206 95H205V96H206ZM227 95H225V96L227 97V98L225 97V99L227 100L228 98H230L229 100H231V97H232V96L230 95V96L228 97ZM243 95H244V93H243ZM245 95L247 96L248 94L245 93ZM19 96H20V97H19ZM44 96H45V94H44ZM56 96H57V100H56ZM58 96H59L60 98H59ZM84 96H83V97H84ZM141 96H142V95H141ZM159 96H162V95H159ZM176 96H177V94H176ZM214 96H215V97L217 96L216 98H218L217 101H218L219 103L216 101V99H215V100H211L212 97H214ZM214 96H212L211 99H210V98H209V99H208V98L205 99V100H207V103H209V105H206V104H207L206 101H204V100H203V101H204V103H205L204 106H205L206 108H208V110H210V111H211V108H213V107L216 106V105H215V106H212V105H214V104H212L211 101H214V102L216 101V103H218V104H217V107L213 108L212 111L215 110V112H217L218 110H216V109L219 108L218 105H220V104H221L220 102H223V100L220 99V100H221V101H220V100H219V97H220V96L218 97V95H214ZM2 97H3V98H2ZM6 97H8V98H6ZM9 97H10V99H9ZM69 97H68V101H70V98H69ZM74 97H73V98H74ZM89 97H90V98H89ZM97 97L99 98L100 96H97ZM103 97H104V98H103ZM114 97H115V96H114ZM114 97H113V98H114ZM117 97H118V96H117ZM119 97H120V96H119ZM135 97H136V96H135ZM147 97H150V96H147ZM147 97H146V98H147ZM184 97H186V95H185ZM201 97H202V96H201ZM215 97H214V98H215ZM221 97L223 98L224 96L221 95ZM221 97H220V98H221ZM233 97H234V95H233ZM242 97H243V96H242ZM242 97H241V98H242ZM248 97H249V96H248ZM248 97H247V98H248ZM41 98H43L42 95H41ZM41 98H40V99H41ZM51 98L47 99V102H49L48 100H50ZM58 98H59V99H58ZM73 98H72V100H71L72 103H73V101H74ZM87 98H85V99L82 98L83 101L81 100V98H79V101H78V102L82 101V102L78 103V106L81 107V108H83V106H81V104L84 103V101H85V103L82 104V105H84V110H86L85 105L87 106L89 102H90L89 104H91V103L93 102L92 105L96 106V104L94 103V101H95V102L98 101L97 106L100 107V110H104V109H105L104 107H106V110H107V109H109V110H115V108L113 109V107H115V106H113V107L111 106L112 109L107 108V105H109L110 103H109V104H106V103H108L109 101L106 102L105 99H104V101L101 100V103H100V102H99V101H100L99 99L96 101V99L94 98L93 101H92V100L88 101ZM113 98H111V99H113ZM139 98H141V97H139ZM151 98H153V97H150V99H151ZM179 98H181V97H179ZM187 98H188V97H186L185 99H187ZM202 98L204 99V97H202ZM202 98H200V97L198 98L199 102L201 101ZM205 98H206V97H205ZM235 98H238V97H235ZM241 98H240V100H242ZM244 98H245V97H244ZM111 99H110V100H111ZM116 99L118 100V98H116ZM116 99H115V101H114V99L111 100V102H113V103L117 102ZM125 99H127V98H125ZM143 99H144V100H143ZM143 99H142L143 101L140 100V99H139V101L144 102V101H145V98L143 97ZM147 99H148V98H147ZM155 99H156V97H155ZM157 99H158V97H157ZM157 99H156V100H157ZM160 99H161V98H160ZM160 99H159V101H161ZM177 99H178V98H177ZM185 99H184V100L181 99V101H182V100H183V101L180 102V105H184V104H186V103H183V102L185 101ZM225 99H224V102L226 101ZM2 100H1V101H2ZM22 100H23V101H22ZM58 100H59V101H58ZM130 100H131V99H130ZM151 100H153V99H151ZM178 100H179V99H178ZM210 100H211V101H210ZM229 100H228V101H229ZM232 100H233V101H229V102H232V104L235 103L236 99H235V101H234V99H232ZM248 100H249V99H248ZM1 101H0V103H2ZM42 101H43V99H42ZM45 101H46V100H45ZM50 101H51V100H50ZM68 101H65V102H68ZM137 101H138V100H137ZM146 101H148V100H146ZM159 101H158V102H159ZM186 101H185V102H186ZM190 101H189V102H190ZM193 101H194V100H192V102H193ZM203 101H201V102H203ZM209 101H210V102H209ZM228 101H226V103H227ZM238 101H239V100H238ZM238 101H236V103H237ZM4 102H3V103H4ZM36 102L41 103L40 101H36ZM43 102H44V101H43ZM63 102H64V101H63ZM75 102H76V104H75L74 107H76V105H77V101H75ZM75 102H74V103H75ZM87 102H88V103H87ZM102 102H106V103H105L106 106H104L105 104H103ZM149 102H150V101H149ZM152 102H154V100H153ZM158 102H157V103H158ZM161 102H162V101H161ZM163 102H164V101H163ZM192 102H190V104H193ZM196 102H197V100H196ZM196 102H195V103H196ZM199 102H198V105H200ZM242 102L245 103V102H246V98H245V100L242 101ZM242 102H238L237 104H238L239 106H241V104H239V103H242ZM3 103H2V104H3ZM50 103H51V102H50ZM50 103H49V104H50ZM117 103H118V102H117ZM178 103H179V102H178ZM178 103H177V104H178ZM182 103H183V104H182ZM195 103H194V104H195ZM210 103H211V104H210ZM216 103H215V104H216ZM226 103H225V105H226ZM2 104H1V106H2ZM14 104H13V106L15 107L14 109H13L12 106L9 107V108L13 109V111H14L16 108L19 109V107H16L17 104H16V105H14ZM52 104H54V106H55V103H52ZM64 104H65V103H64ZM67 104H68V103H67ZM100 104H103L102 106H104V107L102 108ZM138 104H140V103H138ZM145 104H146V103H145ZM149 104H150V103H149ZM158 104H160V102H159ZM158 104H157V105H158ZM163 104H164V103H163ZM190 104H188V105L190 106ZM230 104H231V103H230ZM245 104H246V103H245ZM248 104H249V103H248ZM18 105H20V104H18ZM26 105H28V106H26ZM36 105H37V103H36ZM36 105H33V107L36 106ZM38 105H39V104H38ZM38 105H37L36 107H39ZM50 105H51V104H50ZM112 105H113V104H112ZM115 105H116V104H115ZM140 105H142V104H140ZM140 105H138V106L140 107ZM151 105H152V104H151ZM151 105H149V106H151ZM154 105H155V104H154ZM154 105H153V106H154ZM196 105H197V104H196ZM196 105H195V107H196ZM210 105H211L212 107L209 108L208 106H210ZM225 105H224V106H225ZM234 105H235V104H233V106H234ZM242 105H243V104H242ZM3 106H4L5 108L7 107V106H5L4 104H3ZM3 106H2V107H3ZM22 106H20L21 108H20L18 111H16V113H18L17 115H20L21 110H24V111H25V109L22 108ZM42 106L46 107L45 104H44V105L41 104V107H42ZM90 106H91V105H90ZM97 106H96V107H97ZM124 106H125V105H124ZM163 106H165V105H163ZM204 106H202V104H201V107L203 108V110H202V109H201V110L204 111V112H199V113L197 112V113H198L199 115L201 114L202 117L206 118V117L203 116V115H206V113H207L208 110L206 111V109H204V108H205ZM233 106H232V105L230 106L231 111H232L233 108H234L235 106H237V105H235L234 107H233ZM243 106H245V105H243ZM246 106H247V104H246ZM27 107H28V108H27ZM44 107H42V108H44ZM48 107L51 108V106H48ZM56 107H55V109H56ZM68 107H69V108H68ZM71 107H72V109H71ZM91 107H92V106H91ZM96 107H95V109H96ZM108 107H110V106H108ZM122 107H123V106H122ZM135 107H136V106H135ZM139 107H138V108H139ZM141 107H143V106H141ZM147 107H148V106H147ZM159 107H160V105H159ZM179 107H181V109H182V107L185 108V106H179ZM190 107H191V106H190ZM192 107L194 108V105H193ZM222 107H223V106H222ZM231 107H232V108H231ZM0 108H1V107H0ZM5 108H4V109H5ZM7 108H8V107H7ZM42 108H40V109L38 108L39 111H40ZM87 108H88V109H87L86 111H87L88 115H90V116L92 115V114H90L91 111H93L92 113L94 114V111H95L94 108H90V107H87ZM89 108H90V110H89ZM101 108H102V109H101ZM128 108H129V107H128ZM132 108H133V107H132ZM136 108H137V107H136ZM149 108H150V107H149ZM161 108H162V107H161ZM187 108H188V109H187ZM237 108H238V112H239V113L241 112L240 115L238 114L239 117L241 118V116L244 115L242 112H244V111L247 110V109H244V111H240V110H239L240 107L237 106V107H236V110H237ZM4 109H1V110H2L1 112H6V110H7V112H8V109H5V111H4ZM11 109H10V110H11ZM28 109H30V110H28ZM38 109H37V110H38ZM60 109H61V110H60ZM62 109H63V110H62ZM79 109H80V108H79ZM79 109H78V111H79ZM91 109H92V110H91ZM97 109H98V108H97ZM97 109H96V110H97ZM120 109H121V108H120ZM145 109H146V108H145ZM164 109H165V107H164ZM198 109H199V108H198ZM241 109H242V108H241ZM10 110H9L10 113L15 114V111L12 112V110H11V111H10ZM34 110H35V108H34ZM37 110L34 111L36 114H35V113H34L35 115L33 114V115L36 117V119L39 117V113H38ZM43 110H44V109H42L41 111H43ZM84 110L81 109L80 112H78L77 109H76V111H75V112H77V113H76V116H70V115H75V112H74V114H71V113L73 112V111H72V112H70V114L68 115V116H70V117H66V116H67V113H64V112H63L62 114H63V115L66 114V115H64L65 117L62 116V117H64V119H63V118H60V119H63L64 121H66L65 119L69 118V119H67V121L69 120V122H70V121L72 122L71 124H74L73 122L76 121V119H77V118H76V117H77V114L79 115V113H80V117H82V116H81V115H82L81 112H82V113L84 112L83 117H84V115H85V117H86L87 113H86ZM88 110H89V111H88ZM98 110H99V109H98ZM117 110H118V109H117ZM158 110H159V109H158ZM161 110H162V109H161ZM167 110H168V109H167ZM167 110H166V111L163 110V111H164V112H167ZM182 110H183V109H182ZM185 110H186V111L189 110V107L186 106V109H185ZM190 110H192V109L190 108ZM196 110H197V109H196ZM199 110H200V109H199ZM201 110H200V111H201ZM236 110H233L234 112H231V111H230V112H231V113H236V112H237ZM242 110H243V109H242ZM24 111H23L21 114H23ZM27 111H26L25 113H27ZM49 111L51 112V110H49ZM55 111H56V110H55ZM123 111H124V110H123ZM130 111H131V109H130ZM137 111H139V110H137ZM163 111H160V112H163ZM210 111H209V114H210V115H206V116H208V117L210 116L209 119L211 118V113H210ZM226 111H227V110H226ZM1 112H0V114H1ZM43 112H44V113H43ZM43 112H41L42 115H43V114H45V115L48 114L47 110H46V111H43ZM46 112H47V113H46ZM57 112L55 113L56 115H54V112L51 113V114H53L55 118L57 117V119H55V118H54V119H55V120H58V122H59L58 117H61V116H60L61 114H60V112H59L60 115H57ZM89 112H90V113H89ZM96 112H97V111H95V113H96ZM101 112H102V111H101ZM101 112H99V113H101ZM113 112H114V111H112L111 113H113ZM134 112H135V111H134ZM188 112H189V111H188ZM188 112H187V113H188ZM205 112H206V113H205ZM220 112H221V110H220ZM227 112H228V111H227ZM247 112H248V110H247ZM10 113H9V114H10ZM25 113H24V114H25ZM97 113H98V112H97ZM97 113H96V116H94V115H93V117L91 116L92 119H93L94 117H95V118H96V117H97V118L100 117V114H99V116H98ZM104 113H105V110H104ZM106 113H107V112H106ZM114 113H116V112H114ZM114 113H113V114H114ZM122 113H123V112H122ZM137 113H138V112H137ZM156 113H157V112H156ZM170 113H171V112H170ZM183 113H185V112H183ZM187 113H186V114H187ZM189 113H190V112H189ZM189 113H188V114H189ZM202 113H205V114L202 115ZM51 114L49 113V115H51ZM101 114H102V113H101ZM126 114H127V112H126ZM138 114H140V113H138ZM159 114H160V113H159ZM190 114H191V113H190ZM213 114H214V112H212V118L214 117ZM227 114H228V113H227ZM15 115H16V114H15ZM33 115H32V116H33ZM36 115H38V116H36ZM49 115H46V116L43 115V117H45V119H46V117L49 116ZM53 115H52V117H53ZM114 115H115V114H114ZM117 115H118V114H117ZM120 115H121V114H120ZM120 115H118V116H120ZM129 115H130V113H129ZM135 115H137V114H134V113H133V115H130L129 117L132 118V116L135 117ZM157 115H158V114H157ZM157 115H156V116H157ZM166 115H167V114H166ZM178 115H179V114H178ZM215 115H216V113H215ZM234 115H235V114H234ZM238 115H237V113H236V116H238ZM90 116H87L88 118L86 117L87 120H85L83 117H82L81 119H84V120L86 121V123H89V124H90V120H91V119L89 118ZM104 116H105V115H104ZM125 116H126V115L124 114L122 118H125ZM137 116H138V115H137ZM159 116H160V115H159ZM161 116H162V115H161ZM164 116H165V115H164ZM182 116H183V115H182ZM186 116H187V115H186ZM189 116H190V115H189ZM189 116H187V117H188L187 121H189V119L192 118V117H193V119H194V116L196 117V114H193V116L191 115L190 118H189ZM229 116H230V115H229ZM236 116H235V117H236ZM245 116H246V115H245ZM4 117H5V116H4ZM10 117H12V118H10ZM35 117H34V118H35ZM43 117L41 116L42 119H43ZM71 117H73V118H71ZM74 117H75L76 119H75ZM80 117H79V119H80ZM169 117H170V116H169ZM202 117H201V118H202ZM226 117H227V116H226ZM246 117H247V116H246ZM2 118H3V117H2ZM34 118H33V125H34V121H36L37 123L39 122V124H40L41 122H43V123H47V124H48V122H49L47 119H46V121L41 119L42 121L40 122V119H39V118H38L37 120H35ZM120 118H121V116H120ZM138 118H139V117H138ZM156 118H157V117H155V119H156ZM165 118H167V117H165ZM171 118H172V117H171ZM196 118H198V120H199V117H198V116H197ZM212 118H211V119H212ZM215 118H216V116H215ZM220 118H221V117H220ZM220 118H219V119H220ZM224 118H225V116H224ZM227 118H228V117H227ZM240 118H237V119H240ZM242 118H243V119H241V120L243 121L245 118H244L243 116H242ZM14 119H16L15 121H17V122H15ZM23 119H24V118H21L22 121H23ZM25 119H24V121H23V123H24L25 125H27V123H30V122H31L30 124L32 125V121L29 120L30 122L25 123V121H27V120H25ZM54 119H53V120H54ZM70 119H74V120H70ZM79 119L76 121L77 123H78ZM81 119H80V120H81ZM88 119H90V120H88ZM113 119H114V118H113ZM126 119H127V120H126ZM128 119L130 120V118H125L124 120H126V121L128 122ZM136 119H137V118L135 117V120H136ZM158 119H159V118H158ZM163 119H164V118H163ZM193 119H192V120H193ZM209 119H208V120H209ZM211 119H210V120H211ZM229 119H230V120L232 119L231 116L229 117ZM21 120H19V121H21ZM53 120H52V118H51L50 121H53ZM98 120H99V119H98ZM100 120H101V118H100ZM116 120H117V117H116ZM170 120H171V119H170ZM198 120L196 121V119H194L193 122H189V124L191 123L189 126L194 125V122H195V121L198 122ZM203 120H205V119H203ZM210 120H209V121H210ZM221 120H222V119H221ZM2 121H3V120H2ZM4 121H5V119H4ZM44 121H45V122H44ZM60 121H61V120H60ZM82 121H83V120H82ZM87 121H89V122H87ZM94 121H96V120H93V122H92V120H91L92 123H95V124H96V122H94ZM117 121H119V119H118ZM117 121H116V123H117ZM121 121H122V119H121ZM121 121H120L119 124H117V125H120V126H121V125L123 124V122H126V121H123V122L121 123ZM130 121H133V120H130ZM165 121H167V124L170 123V122H168V119H167V120L165 119ZM187 121H186V122H187ZM199 121H200V120H199ZM206 121H207V120H206ZM209 121H207V124H208V125L205 124V125L207 126L206 128H203L204 126L201 127V128H203V130H205V129L207 130V128H208V126H209V124H210ZM213 121H214V119H213ZM225 121H226V120H225ZM234 121H235V120H234ZM245 121H246V120H245ZM13 122H14V123H13ZM69 122H68V123H69ZM83 122H84V121H83ZM83 122H82V127H83V125H84L83 128H85V123L83 124ZM133 122H134V121H133ZM154 122H155V121H154ZM154 122H153V125H155V123L157 122V119H156V122H155V123H154ZM160 122H161V121H160ZM196 122H195V124H196ZM200 122H201V121H200ZM204 122H205V121H204ZM208 122H209V123H208ZM214 122H215V121H214ZM222 122H223V121H222ZM239 122H240V121H239ZM239 122H238V123H239ZM23 123L20 124V126L22 125V128H24V127H23ZM37 123H35V124L37 125ZM43 123H42V124H43ZM53 123H54V124H52V122H51V124H52V125H51L52 128H53V125L55 126V122H53ZM56 123H57V122H56ZM59 123H60V122H59ZM68 123H67V122H63V125L66 126V127H63V128H65V129H68V128H69V129L67 130V132H68L69 130L71 131V129H70L71 126L73 127V126L75 125V124H74V125H71V124L69 123V124H70V127H69V126L66 125V124H68ZM92 123H91V124H92ZM97 123H98V122H97ZM100 123H101V122H100ZM120 123H121V124H120ZM128 123H130V122H128ZM128 123H126L125 125L127 126ZM137 123H139V122L137 121ZM137 123H136V124H137ZM163 123H164V122H163ZM192 123H193V124H192ZM201 123H203V121H202ZM211 123H212V125H211L212 129H210L211 127H209V129L211 130V132H213V127H214L213 125H214V124H213L212 121H211ZM218 123H219V122H218ZM220 123H221V122H220ZM223 123H224V122H223ZM223 123H222V124H223ZM231 123H232V122H231ZM243 123L245 124L244 121H243ZM243 123H240V124H243ZM30 124H28L29 129H28V127H26V128H27L29 131H30V130L33 131V128H34V130H35V129H36V127H35L36 125H34V127H33V126H29ZM39 124L37 125V126H38V129H40V127H41V126L39 127ZM60 124H62V122H61ZM89 124H88V125H89ZM131 124H132V123H131ZM157 124H159V123H158V122L156 123V127H158ZM172 124H174V123H172ZM198 124H199V123H198ZM215 124H216V123H215ZM25 125H24V126H25ZM63 125H62V126H63ZM77 125H78V127H77ZM77 125H76V127H74V129L72 128V131H73V130L75 131L76 128H77V130H78V128L80 129V126H79V125H80V121H79V123H78ZM92 125H93V127H96V126H94V124H92ZM117 125H116V126H117ZM125 125H122L123 127H120V126H118V127H120L121 129H123ZM153 125H152V127H153ZM199 125H200V124H199ZM199 125H198V127H199ZM201 125H204V123L201 124ZM201 125H200V126H201ZM224 125H225V124H224ZM227 125H228V124H227ZM238 125H239V124H238ZM20 126H17L16 129H18V127H19V129H21ZM43 126H44V127H43ZM51 126H50V128H51ZM59 126H60V125H59ZM59 126H57V124H56L55 128H56V127H59ZM97 126H98V125H97ZM126 126H125V127H126ZM130 126H131V125H130ZM160 126H161V124L159 125V127H158L159 129H158V130H160ZM173 126H174V125H173ZM173 126H171V129L173 128ZM187 126H188V125H187ZM196 126H197V125H196ZM241 126H242V125H240V128H241ZM243 126H244V125H243ZM30 127H31L32 129H31ZM45 127H46V124H45V125H42V129H44ZM82 127H81L80 131L82 130ZM86 127H87V126H86ZM91 127H92V126H91ZM93 127H92V128H93ZM118 127H117V129H118ZM133 127H135V126H133ZM139 127H140V126H139ZM139 127H138V128H139ZM165 127H166V126H165ZM167 127L169 128L168 125H167ZM180 127H181V126H180ZM193 127H194V126H193ZM9 128H11V129H9ZM60 128L62 129L61 126L59 127V129H60ZM120 128H119V130H116V131L119 132V131L121 130ZM130 128H131V127H130ZM138 128H135V129H138ZM148 128H149V127H148ZM191 128H192V127H191ZM196 128H197V127H195V129H194V133H195V131H196ZM201 128H200V129H201ZM226 128H227V127H226ZM233 128H234V127H233ZM243 128H244V127H243ZM16 129H15V130H16ZM19 129H18V130H19ZM27 129H26V130H27ZM42 129H40V130H38V131L36 130V132H38V133H39V132H42ZM86 129H87V128H86ZM88 129H90V127H89ZM88 129L86 130L87 132H88ZM125 129H126V128H125ZM128 129H129V127H128ZM142 129H143V128H142ZM145 129H146V131H147V128H145ZM150 129H151V128H149V130H150ZM154 129H155V128H154ZM156 129H157V128H156ZM166 129H167V128H166ZM166 129L164 128L163 130L166 131ZM174 129H175V128H174ZM183 129H184V128H183ZM189 129H190V128H189ZM209 129H208V130H209ZM214 129H215V127H214ZM235 129H236V128H235ZM241 129H242V128H241ZM244 129H245V128H244ZM244 129H242V130L244 131ZM8 130H9V132H8ZM15 130H13V131H11V132L14 133ZM22 130H23V129L19 130V136H20V135H23V131H22ZM44 130H46V131L48 132V128H45ZM77 130H76V131H77ZM90 130H91V129H90ZM90 130H89V132H90ZM130 130H131V129H130ZM130 130H128V132H130ZM132 130H133V128H132ZM140 130H141V129H140ZM152 130H153V128H152ZM176 130H177V129H176ZM181 130H182V129H181ZM206 130H205V131H206ZM210 130H209V131H210ZM220 130H221V128H220ZM227 130H228V129H227ZM20 131H22V132H21L22 134L20 133ZM32 131H30V132H25V133H27V134L30 133V134H28V137L26 136L27 134H25V136L28 138V139H27L28 141H29V138L33 137L32 135H34V133H36V132H34V131H33V132H34V133H33ZM52 131H54V129H53ZM58 131H59V130H58ZM60 131H61V130H60ZM60 131H59V133H60ZM72 131H71V133H72ZM80 131L75 132V133H78V132H79V133H80V137H79V133H78V136H76V135L74 134V132H73V134H74L77 138L79 137V138L82 139L83 135H82V137H81V134H84L83 132H84L85 130L83 129V132H82V133H81ZM86 131H85V134H86ZM116 131H115V132H116ZM134 131H135V130H134ZM134 131H133V132H134ZM138 131H139V130H138ZM138 131H137V133H138ZM142 131H143V130H142ZM146 131L144 130L143 134H144ZM165 131H163V132L161 131V133H164ZM167 131H170V130L168 129ZM167 131H166V133H168ZM198 131H199V128H198ZM209 131H208V133H209ZM214 131H215V130H214ZM223 131H224V130H223ZM228 131H229V130H228ZM231 131H233V130H231ZM234 131H235V130H234ZM236 131H237V130H236ZM243 131H241V132H243ZM0 132L2 133L1 130H0ZM55 132H56V131H55ZM55 132H54V133H55ZM62 132H65V130L63 131V129H62L61 133H62ZM67 132L62 133V134L65 136V134H67ZM89 132H88L87 134H90ZM118 132H117V133H118ZM125 132H127V130H126ZM139 132H141V131H139ZM200 132H201V131H200ZM200 132H198L199 135H200ZM211 132H210V135H209V137H211V138H209V139H212V140H213L214 138H213ZM216 132H217V131H216ZM219 132H220V131H219ZM245 132H246V131H245ZM13 133H11L12 136H13ZM32 133H33V134H32ZM48 133H49V132H48ZM50 133H51V131H50ZM52 133H53V132H52ZM52 133H51V134H52ZM57 133H58V132H57ZM95 133L98 134L97 132H95ZM113 133H114V132H113ZM117 133H116V134H117ZM119 133H123V132H119ZM155 133H156V132H155ZM158 133H159V132H158ZM169 133H171V132H169ZM169 133H168V135H170ZM174 133H175V132H174ZM179 133H180V132H179ZM192 133H193V132H192ZM196 133H197V132H196ZM201 133H202V135H204L203 132H201ZM225 133H226V132H225ZM234 133H235V132H234ZM243 133H244V132H243ZM243 133H242V134H243ZM2 134L4 135V138H5L6 135H7V134H4V133H2ZM11 134H10V135H11ZM69 134H70V133L68 132V135H67V136H69ZM73 134H72V136L70 135L71 137H70V136L68 137V139L71 138V139H70V140H71V141H70L71 143H72V141H73L72 139L74 138V140H75V138H76V137H74ZM110 134H111V133H110ZM124 134H125V133H124ZM143 134H142V136L144 137ZM146 134H147V133H146ZM152 134H154V132H153ZM164 134H165V133H164ZM164 134H163V135H164ZM171 134H172V133H171ZM198 134H196V136H197ZM222 134H223V133H222ZM226 134H227V133H226ZM17 135H18V134L15 133V135L13 136V138L16 136L15 138H16L17 141H18V140L21 139V136H20V137H19V136L17 137ZM30 135H31V137H30ZM36 135H37V137H39V138H40V136H42V135L45 136V134H42V133H41V135H40V134H36ZM38 135H39V136H38ZM46 135H47V134H46ZM57 135H58V134H57ZM63 135H61V138H64ZM114 135H115V134H114ZM127 135H128V133H127ZM150 135H151V134H150ZM155 135H156V134H155ZM159 135H160V134H159ZM161 135H162V134H161ZM163 135H162V137H164ZM168 135H167V136H168ZM216 135H217V134H216ZM224 135H225V134H224ZM231 135H232V134H231ZM7 136H8V135H7ZM12 136H11L10 138H12ZM25 136H22V137L26 138ZM52 136H53V134H52ZM58 136L60 137V134H59ZM89 136H90V135H89ZM93 136H94V135H93ZM96 136H99V135H96ZM101 136H102V135H101ZM121 136H123V135H121ZM124 136L127 137L126 135H124ZM124 136H123V137H124ZM133 136H135V134H133L132 137H133ZM146 136H148V135H146ZM156 136H157V135H156ZM184 136H185V135H184ZM184 136H183V137H184ZM200 136H201V135H200ZM200 136H198L196 139H199ZM205 136L207 137L208 134L205 135ZM229 136H230V135H229ZM48 137H49V136H48ZM48 137H45V138H48ZM59 137H58L57 139H59ZM65 137H66V136H65ZM72 137H73V138H72ZM99 137H100V136H99ZM112 137H113V136H112ZM112 137H110L111 139L109 138L110 141H112V139L114 140V137H113V138H112ZM115 137H116V136H115ZM118 137H119V136H118ZM123 137H122V138H123ZM143 137H142V138H143ZM150 137H151V136H150ZM159 137H160V139H161V136H159ZM171 137H172V136H171ZM174 137H175V136H174ZM203 137H204V136H202L201 138H203ZM220 137H221V136H220ZM4 138H3V136H2L1 139L4 140ZM18 138H19V139H18ZM24 138H22L23 141H24ZM33 138H35V135H34ZM92 138H93V137H92ZM104 138H105V137H104ZM136 138H137V137H136ZM145 138L147 139V137H145ZM155 138H156V137H155ZM168 138H169V137H168ZM186 138H188V139L190 138V140H191L192 135H191V137H186ZM193 138H195V137H193ZM217 138H218V137H217ZM234 138H235V137H234ZM238 138H239V137H238ZM238 138H235V140L238 139ZM6 139H7L6 144H4V145L2 144V145H3L4 147L7 148V144H8V142L12 141L13 139H10V141L8 140V137H7ZM16 139L13 140V145H15V147H16V143L14 144V141H15ZM48 139H49V140H47V141H51V140H50V137H49ZM51 139H52V138H51ZM53 139H55L54 136H53ZM68 139L65 138V140H63V141H66V143H67V140H68ZM87 139H88V138H86V140H87ZM102 139H103V138H102ZM106 139H108V138H106ZM109 139H108V141H109ZM125 139H126V138H125ZM125 139H124V140H125ZM129 139H131V138H129ZM139 139H140V138H139ZM146 139H144V140L146 141ZM158 139H159V138H158ZM158 139H157V141H158ZM163 139H165V138H163ZM163 139H162V141H164ZM178 139H179V138H178ZM207 139H208V138H207ZM215 139H216V138H215ZM223 139H224V138H223ZM225 139H226V138H225ZM27 140H25L24 142L29 144V142H26ZM33 140H34V139H33ZM33 140H32V138H31V141H32V142H33ZM82 140H83V139H82ZM84 140H85V139H84ZM88 140H89V139H88ZM116 140H117V139H116ZM119 140H122L121 137H120ZM131 140H132V139H131ZM133 140H134V138H133ZM133 140H132L131 142H133ZM140 140H141V139H140ZM166 140H167V139H166ZM166 140H165L164 142H166ZM168 140H169V139H168ZM184 140H185V138H184ZM192 140H194V139H192ZM192 140H191V141H192ZM200 140H201V139H200ZM230 140H231V139H230ZM4 141H5V140H4ZM17 141H16V142H17ZM23 141L20 140L19 143H20V142H23ZM31 141H30V142H31ZM36 141H37V142H36ZM36 141L34 140V142H36V143H38V141H39L40 145H38V146H39V147H38V146L36 145V143L33 142L35 145L32 143V144L34 145V148H32V149H33V151H34L35 146H37V148H36V150H35V151L37 152V149H38V150L40 149V146H41V143H43V140L40 142V139L38 140V138H37ZM44 141H45L47 144H49L45 139H44ZM53 141H54V140H53ZM63 141H62L61 143H60L59 141H57L56 143H58L59 146H62V148H64V147L67 148V146H65V145L63 144ZM68 141H69V140H68ZM75 141H76V140H75ZM79 141H81V140H80V139L78 140V143H79V145L77 144L78 147H80V144H81ZM92 141H93V140H92ZM105 141H106V140H105ZM125 141H126V140H125ZM135 141H136V140H135ZM142 141H143V140H142ZM145 141H144V142H145ZM155 141H156V139H155ZM155 141L153 140V138H152V140H151V139L149 140V138H148L147 146H148V145H149V147H150V146H155V144H156V142H157V141H156V142H155ZM176 141H177V140H176ZM176 141H175V142H176ZM181 141H182V140H181ZM186 141H187V140H186ZM186 141H184V142L186 143ZM191 141H190V142L187 141V142L189 143V146L193 145V146L195 147V149L197 150V149H198V148L196 147L197 145H196V146L194 145V144H196L197 142H194V143L192 144ZM195 141H197V140H195ZM203 141H204V143H205V140H203ZM206 141H208V140H206ZM213 141H214V140H213ZM238 141H239V140H238ZM240 141H241V140H240ZM83 142H84V141H83ZM83 142H82L83 145H85V143H86V145H87V144H88L87 142H89V141H87V142H85V143H83ZM112 142H113V141H112ZM114 142H116V141L114 140ZM122 142H124V141H122ZM122 142L117 141L116 143H122ZM129 142H130V141H129ZM140 142H141V141H140ZM144 142H141V143H140L141 146L139 145V149H141V148H143V147L146 148L145 146H142V143L144 144ZM164 142H162V145H163ZM216 142H217V141H216ZM218 142H219V141H218ZM225 142H226V140H225ZM231 142H232V141H231ZM0 143H4V142H3V141H0ZM25 143H22V145L24 146ZM64 143H65V142H64ZM66 143H65V144H66ZM75 143H77V142H75ZM75 143L73 142V144H75ZM91 143H92V142H91ZM135 143H136V142H135ZM145 143H146V142H145ZM157 143H158L159 146H160V143H159V142H157ZM177 143H178V142H177ZM190 143H191V144H190ZM204 143H203L201 146H204V145H205ZM207 143H208V142H206V144H207ZM228 143H229V142H228ZM228 143H226V144H228ZM243 143H244V142H243ZM9 144H12V142H10ZM17 144H18V143H17ZM20 144H21V143H20ZM28 144H25V145L28 146ZM32 144H31V145H32ZM43 144H45V143H43ZM43 144H42V145H43ZM53 144H55V143H53ZM60 144H61V145H60ZM82 144H81V145H82ZM95 144H96V143H95ZM108 144H109V143H108ZM111 144L113 145V143H111ZM114 144H115V143H114ZM122 144H124V143H122ZM158 144H157V145H158ZM164 144H165V143H164ZM171 144H172V142H171ZM197 144H198V143H197ZM217 144H218V143H217ZM238 144H239V143H238ZM18 145H19V144H18ZM18 145H17V146H18ZM33 145H32L31 147H33ZM49 145H50V144H49ZM49 145H48V146H49ZM63 145H64V147H63ZM67 145H68V144H67ZM69 145H70V143H69ZM69 145H68V146H69ZM77 145H75V147H76ZM86 145L84 146V148L86 147ZM98 145H99V144H98ZM106 145H107V144H106ZM106 145H105V146H106ZM112 145H111V147H110V145H108V146L110 147L109 149H111V150H112ZM119 145H120V146H123V145H121V144H119ZM128 145H131V147L129 146V149H131L130 151H133V150H132V147H133L132 144H128ZM133 145H134V142H133ZM199 145H200V144H199ZM209 145H210V144H209ZM222 145H223V144H222ZM224 145H225V143H224ZM234 145H235V144H234ZM11 146H12V145H11ZM11 146L8 145V147H9L10 149H12L13 152H17V153H20V152H19L20 149L24 150L25 148H27L26 146H24L25 148H24L23 146H22V148H21V147H17L18 151H16L17 149H16L14 146H13V148H11ZM20 146H21V145H20ZM45 146H46V145H44V147H45ZM51 146L53 147L52 144H51ZM51 146H50V147H51ZM59 146H58V147H59ZM93 146H94V144H93ZM93 146H92V147L89 146L88 148H90V147L93 148ZM105 146H103V147H105ZM115 146L117 147V144H116ZM125 146H126V143H125ZM125 146H124V147H125ZM159 146H158V147H159ZM182 146H183V144H182ZM219 146H220V145H219ZM229 146H230V145H229ZM4 147H3L2 149H4ZM28 147H29V149H30V146H28ZM44 147H43V149H44ZM50 147H49V149H50ZM54 147H55V146H54ZM58 147L56 146V148H58ZM75 147H73V146L70 147V146H69V148H71V149H72V148L74 149ZM78 147H77V148H78ZM82 147H83V146H82ZM94 147H95V146H94ZM100 147H102V145H100ZM100 147H99L98 149H96V150L101 151V150H99ZM113 147H114V145H113ZM116 147H114V148H116ZM118 147H119V146H118ZM118 147H117L116 151H119V148H118ZM126 147L128 148V146H126ZM135 147H136V144H135ZM135 147H134V148H135ZM149 147H148V148H149ZM155 147H156V146H155ZM158 147H157V149H159ZM161 147H162V146H160V149H163V148H161ZM165 147H166V144H165ZM198 147H199V146H198ZM205 147H206V146H204V148H205ZM207 147H208V146H207ZM6 148H5V149H6ZM9 148H8V149H9ZM14 148H15L16 150H15ZM19 148H20V149H19ZM23 148H24V149H23ZM69 148H67V149H69ZM77 148H76V149H77ZM121 148H122V147H121ZM144 148H143V152H144V150H145ZM173 148H174V147H173ZM176 148H177V147H176ZM176 148H175V149H176ZM218 148H219V147H218ZM218 148H217V149H218ZM228 148H229V147H228ZM2 149H0V152H1V153H3V152H2V151H3ZM5 149H4V151L6 152L8 149H7V150H5ZM29 149H28V150H29ZM45 149H47V148H45ZM58 149H59V148H58ZM58 149H56V150H58ZM60 149H61V147H60ZM67 149H66V150H67ZM71 149H69V150H71ZM73 149L71 150L72 153H74V152L76 151L75 149H74V150H73ZM78 149H79V148H78ZM85 149L87 150V148H85ZM85 149L83 150V148H82V152L84 151V153H85V152H86ZM94 149H95V148H93V150H94ZM102 149H104V148H102ZM106 149H108V148L106 147ZM109 149H108V150H109ZM129 149H128V150H127V149H123V150H124V152L128 151V154H129ZM139 149H138V150H139ZM153 149H154V147H153ZM157 149H156V150H157ZM166 149H167V148H166ZM166 149H164V151H165ZM181 149H182V148H181ZM199 149H200V148H199ZM1 150H2V151H1ZM14 150H15V151H14ZM30 150H31V149H30ZM56 150H55V151H56ZM62 150H63V149H62ZM62 150H59L58 152H61ZM69 150H68V151H69ZM108 150H106V151H108ZM111 150H110V152H108V153H110L111 155H112L111 152H114V153H117V154H118V153L121 151V150H120L119 152H115L114 150H113V151H111ZM125 150H126V151H125ZM156 150H154L155 153H158V152L160 151V150H158V152H157ZM172 150H173V149H172ZM223 150H224V149H223ZM9 151H10V150H9ZM31 151H32V150H31ZM31 151H30V154H33V153H31ZM42 151H43V150H42V148H41L39 154H41ZM53 151H54V150H53ZM55 151L53 152L54 154H51V155H52V156L54 155L55 158H57V157H59V155H58L59 153L57 154L58 156H56L55 153H57V151H56V152H55ZM79 151H80V150H79ZM79 151H78V152H79ZM87 151H88V150H87ZM89 151H91V150H89ZM104 151H105V150H104ZM104 151H103L102 154H101V155H103V156H104L105 153H106V152L104 153ZM134 151H136V148H135ZM141 151H142V149H141ZM146 151H148V149H146ZM146 151H145V152H146ZM151 151H153V150H151ZM166 151H167V150H166ZM184 151H185V150H184ZM197 151H198V150H197ZM218 151H219V150H218ZM7 152H8V151H7ZM7 152H6V153H7ZM23 152H26V153H27V149H25ZM28 152H29V151H28ZM44 152H45V150H44ZM44 152H42V154H44ZM62 152H63V151H62ZM94 152H95V150H94ZM96 152H97V151H96ZM138 152H139V151H138ZM160 152H161V151H160ZM160 152H159V153H160ZM194 152H195V151H194ZM6 153H4V154L6 155ZM10 153H11V151H10ZM26 153H25V154H26ZM34 153H35V152H34ZM46 153H48V152L46 151L45 154H46ZM51 153H52V152H51ZM64 153H66V151H64ZM67 153L70 154V151L67 152ZM72 153H71V155H73ZM88 153H89V152H88ZM98 153H101V152H98ZM98 153H95V154L97 155ZM126 153H127V152H126ZM126 153L123 154V152H122V154H123L124 156L126 155ZM130 153H132V152H130ZM133 153H134V152H133ZM151 153H152V152H151ZM151 153H150V150H149V153H148L149 155L147 154L148 157H149L150 155L154 154V152H153L152 154H151ZM162 153H164V152L162 151L160 154H162ZM186 153H187V152H186ZM197 153H199V152H197ZM223 153H224V152H223ZM7 154H8V153H7ZM14 154H15V153H14ZM25 154H23V153L21 152V155H22V156L25 155ZM27 154H28V153H27ZM60 154H61V153H60ZM62 154H63V153H62ZM62 154H61V155H62ZM77 154H78V153H77ZM79 154H80V153H79ZM79 154H78V155H79ZM92 154H94V153L92 152ZM106 154H107V153H106ZM110 154H109V155H110ZM120 154H121V153H120ZM128 154H127V156H128ZM134 154H135V153H134ZM134 154H133V156H134ZM138 154H141V156H142V152H140V153H138ZM138 154H137V155H138ZM143 154H144V153H143ZM174 154H175V153H174ZM174 154H173V155H174ZM188 154H189V153H188ZM193 154H194V153H192V155H193ZM2 155H3V154H2ZM5 155H3L4 157L1 156V155H0V156H1V158L3 157V159H4V158H5ZM11 155L13 156V153L10 154V156H11ZM17 155H18V154H17ZM34 155L36 156V153H35ZM34 155H33V156L30 155L31 157H30V156H29V157L32 158V157H34ZM37 155H38V153H37ZM49 155H50V152H49ZM49 155L46 156L47 159H49V162H48L47 159H46L47 162L45 161V163H50L51 161L54 162L55 160L58 161L59 159L61 160V158H57V159H55L54 156H53V158H52L51 155H50V156H49ZM78 155H77V156H78ZM81 155H82V154H81ZM81 155H80V156H81ZM84 155H85V154H84ZM84 155H83V157L85 158L86 156H84ZM101 155H100V156H101ZM129 155H130V154H129ZM137 155H136V157H137ZM144 155L146 156V153H145ZM156 155H158V154H155V158H156V160H157V156H156ZM177 155H178V154H177ZM22 156H21V158H22ZM39 156L42 157V155H39ZM39 156H37L36 158H38ZM88 156H89V155H88ZM92 156H93V155H91L90 157H92ZM100 156H97V159H99V158H101V160L104 159V157H102V156L100 157ZM112 156H113V155H112ZM115 156H116V155H115ZM141 156H140V160L142 159ZM145 156H144V157L142 156V157L145 158ZM158 156H159V155H158ZM168 156H171V155H168ZM180 156H181V155H180ZM227 156H228V154H227ZM7 157H8V156H6V159H5V160H8ZM15 157H16V155H15ZM15 157L13 156V158L17 160L18 158H15ZM18 157H20V156H18ZM25 157H26V158H25ZM29 157H28V158H29ZM41 157H40V158H41ZM43 157H44V156H43ZM62 157H63L62 160L64 161V162L62 161L63 163H66L67 161L70 162V161H72V160L74 159V157L72 158V160H69V158H68V160L65 161V160H64V159H66L65 156H62ZM66 157H68V156H66ZM69 157H70V155H69ZM75 157H76V156H75ZM78 157H79V156H78ZM105 157H106V156H105ZM121 157H123V156L121 155ZM138 157H139V156H138ZM138 157L136 158L137 161H138V159H139ZM152 157H153V155H152ZM171 157H172V156H171ZM193 157H194V156H193ZM8 158H11L10 161H12V159H13L12 157H8ZM30 158H29V159H30ZM34 158H35V157H34ZM34 158H33V161H34ZM36 158H35V160H36ZM51 158H52V159H51ZM84 158H83V159H84ZM88 158H89V157H87V159H86V158H85V159L88 160ZM93 158H95V159H94L95 162L100 163L101 160H100V161L96 160V156H93ZM110 158H112V157L110 156ZM113 158H114V157H113ZM115 158H116V157H115ZM126 158H127V157H126ZM128 158H131V159H132L131 155H130V157L128 156ZM134 158H135V157H134ZM134 158H133V161H134ZM158 158L161 159L160 157H158ZM175 158H176V157H175ZM200 158H201V157H200ZM25 159H26L27 161L29 160V159H27V156H26V155L24 156V159H22V161H24ZM38 159H39V158H38ZM43 159H44V158H43ZM53 159H55V160H53ZM70 159H71V158H70ZM83 159H82V160H83ZM85 159H84V161H85ZM89 159H90V158H89ZM107 159H108L107 162H108L109 160L112 162L111 159H109V158H107ZM119 159H120V155H119ZM122 159H123V158H121V161H122ZM149 159H151V158L149 157ZM152 159H154V158H152ZM187 159H188V158H187ZM192 159H193V158H192ZM208 159H209V158H208ZM1 160H2V159H1ZM20 160H21V159H20ZM20 160L18 159V162H19ZM26 160H25V162H27ZM30 160H31V159H30ZM41 160H42V158H41L40 160H38V161H41ZM44 160H45V159H44ZM75 160H76V159H74V162H75V163H74V164H75L74 167L77 165ZM80 160H81V159H80ZM104 160H105V159H104ZM123 160H124V159H123ZM125 160H126V159H125ZM125 160H124V161H125ZM128 160H130V159H128ZM147 160H148V159H147ZM156 160H154L155 163H157L158 161H160V160H157V162H156ZM177 160H178V159H177ZM182 160H183V159H182ZM195 160H196V159H195ZM195 160H194V161H195ZM13 161H15V160H13ZM13 161H12V162H13ZM77 161L79 162L78 158H77ZM89 161H90V160H89ZM92 161H93V160H92V158H91V162H92ZM110 161H109V162H110ZM116 161H117V160L115 159V162H116ZM137 161H135V162H137ZM154 161L152 162V163H153V166H152V165H149V166H151V167H150L151 169L154 168V166L157 167V165L159 164V163H158V164L155 165V164H154ZM185 161H186V160H185ZM216 161H217V160H216ZM3 162H4V161H3ZM8 162H9V161H8ZM18 162H15L16 165H17ZM29 162H32V161H28V163H29ZM35 162H36V161H34L33 164H34ZM41 162H44V161H41ZM62 162L59 161V163H60L61 165H62ZM69 162H68V163H69ZM102 162H103V161H102ZM111 162H110L109 164H111ZM115 162L112 163V165L115 164ZM118 162H120V161L118 160ZM125 162L127 163V161H125ZM125 162H124V163H125ZM140 162H141V161H140ZM142 162H143V161H142ZM148 162H149V161H148ZM176 162H177V161H176ZM0 163H1V161H0ZM5 163H6V161H5ZM5 163H1V166L4 164L3 167H5ZM15 163H14V164H15ZM22 163H23V162L20 161V164H22ZM59 163H58V164H59ZM72 163H73V161H72ZM82 163H83V161H82ZM85 163H86V165H87V162H85ZM88 163H89V162H88ZM129 163H130V161H129ZM131 163H132V161H131ZM133 163H134V162H133ZM145 163H146V160H145ZM145 163H144V165H147V163H146V164H145ZM193 163H194V162H193ZM9 164H10V163H8V165H9ZM20 164H18V165H20ZM23 164H25V163H23ZM29 164H30V166H32L31 163H29ZM29 164H28V166H29ZM35 164H37V163H35ZM35 164H34V166H35V167L37 166L36 168H38L40 165H42L40 162H38V165H35ZM50 164H52V163H50ZM50 164H48V167H49ZM66 164H67V163H66ZM78 164H80V162H79ZM92 164L94 165V163H92ZM100 164H101V163H100ZM109 164L106 163L105 165H103V163H102L103 167L109 166ZM121 164H122V163H121ZM121 164H120V167H121ZM149 164H151V163L149 162ZM186 164H187V163H186ZM218 164H219V163H218ZM6 165H7V163H6ZM25 165H26V164H25ZM45 165H46V164H45ZM52 165L55 166V165H56V162H55V165H54V164H52ZM64 165H65V164H64ZM67 165H68V164H67ZM80 165H81V164H80ZM80 165H78V167H79ZM89 165H90V164H89ZM98 165H99V164L94 165L95 168H97ZM102 165H101V167H102ZM117 165H119V163H118ZM122 165H123V164H122ZM127 165H129V164H127ZM135 165H136V164H135ZM137 165H138V164H137ZM137 165H136V166H137ZM140 165H141V164H140ZM140 165H139V166H140ZM144 165H142V166H144ZM165 165H166V164H165ZM220 165H221V164H220ZM13 166H15V165H13ZM50 166H51V165H50ZM53 166H52V167H53ZM57 166H60V165H56V167H57ZM72 166H73V165H72ZM81 166H82V165H81ZM96 166H97V167H96ZM130 166H131V165H130ZM160 166H161V165H160ZM184 166H185V165H184ZM194 166H195V165H194ZM199 166H200V165H199ZM22 167L25 168V169L21 168V166H20V170L23 169V170L25 171V170L28 169L27 165H26V166L23 165ZM26 167H27V169H26ZM32 167H33V166H32ZM45 167H46V166L43 165L42 168H45ZM65 167H66V166H65ZM67 167H68V166H67ZM70 167H71V165H70ZM74 167H73V168H74ZM84 167H85V165H83V167H80V168H84ZM101 167L99 166V168H101ZM110 167L112 168L113 166L110 165L109 168H110ZM114 167H115V166H114ZM156 167H155V169H157ZM162 167H164V166H162ZM181 167H182V166H181ZM208 167H209V166H208ZM223 167H224V166H223ZM227 167H228V166H227ZM227 167H226V168H227ZM5 168H6V167H5ZM9 168H12V166L10 165ZM18 168H19V167L16 166V171H15V172H20V171L18 170ZM39 168H41V167H39ZM46 168H47V167H46ZM46 168H45V169H46ZM60 168H61V167H60ZM80 168H79V169H80ZM99 168H97V172H95L96 170H93L94 168H93L92 170L89 171V173H91V172L93 171V172H94V175H93V173H92V174H88V172H87V175H89L88 177H90V175H91V177H92V175H93V176H96V175H97L96 173H98V169H99ZM116 168H118V167H116ZM126 168L129 170L128 167H126ZM126 168H125V169H126ZM130 168H131V167H130ZM132 168H133V167H132ZM136 168H137V167H135L134 169H132V171L135 170ZM140 168H141V167H140ZM144 168H145V169L148 168V165H147L146 167H144ZM167 168H168V165H167ZM185 168H186V167H185ZM193 168H194V167H193ZM196 168H197V167H196ZM196 168H194V169L197 171L198 169H196ZM204 168H205V167H204ZM2 169H4V168H2ZM2 169L0 168V170H1V171H0V174H1V172L5 173V170H2ZM7 169H8V166H7ZM30 169H31V167L29 168V170H30ZM33 169H34V168H33ZM63 169H65V168H63ZM70 169H71V168H70ZM70 169H69V170H70ZM76 169H77V168L73 169L74 172H75ZM79 169H78V171H81V170H79ZM105 169H106V168H105ZM114 169H115V168H113V172H112L113 174L110 175V176H112L111 179L109 178L111 181L107 180L108 182H111V183H112V180L115 181V180L117 179V177H118V176L116 177V174H115V170H114ZM119 169H120V168H119ZM155 169H152V171L155 170ZM179 169H180V168H179ZM202 169H203V168H202ZM8 170H9V169H8ZM17 170H18V171H17ZM23 170H21V172H22ZM29 170H28V171H29ZM37 170H38V169H37ZM47 170H48V168H47ZM49 170H50V169H49ZM69 170H67V173H68ZM73 170H72V172H73ZM100 170H102V168H101ZM100 170H99V171H100ZM103 170H104V169H103ZM103 170H102V171H103ZM106 170H108V169H106ZM106 170H104V171H106ZM110 170H111V169H110ZM110 170H109V171H110ZM128 170H126V171H128ZM138 170H140V169H138ZM142 170H143V169H142ZM142 170H141V171H142ZM146 170H147V169H146ZM146 170H145V171H146ZM149 170H150V169H149ZM149 170H147V171H149ZM195 170L192 169L191 171L194 172ZM12 171H13V169H12ZM30 171H32V169H31ZM30 171H29V172H30ZM39 171H40V170H39ZM39 171H38V173H39ZM43 171H45V170H43ZM63 171H64V170H63ZM70 171H71V170H70ZM102 171H101V173H99V178H100L99 180H102L101 178H102V176H103V174H104V172H102ZM116 171H117V170H116ZM118 171L122 172V169H120V170H118ZM145 171H144V172H145ZM147 171H146V173H147ZM171 171H172V170H171ZM179 171H180V170H179ZM196 171H195V172H196ZM223 171H224V170H223ZM8 172H10V171H8ZM8 172H7V174H8ZM21 172H20V173H21ZM33 172H36V169L33 170V171L31 172V174H32ZM41 172H42V171H41ZM53 172H54V171H52V174H53ZM64 172H65V171H64ZM84 172H86V171H84ZM120 172H118V173L116 172V173L119 174ZM123 172H124V171H123ZM133 172H134V171H133ZM133 172H132V174H130V176L133 175ZM135 172H136V171H135ZM137 172H138V171H137ZM175 172H176V170H175ZM184 172H185V170H184ZM201 172H202V171H201ZM209 172H210V171H209ZM227 172H228V171H227ZM25 173H26V171H25ZM38 173H37V175H38ZM46 173H48V172L46 171ZM50 173H51V172H50ZM54 173H55V172H54ZM59 173H60V172H59ZM62 173H63V172H62ZM62 173H60V174L62 175ZM65 173H66V172H65ZM67 173L64 174V175H62V176L65 177V175H67L66 177H67V180H68L69 175H68ZM77 173H78V172H77ZM102 173H103V174H102ZM105 173H106V172H105ZM129 173H130V171L128 172V174H127V172H126L127 175H129ZM150 173H152V172H150ZM167 173H168V172H167ZM186 173H187V172H186ZM212 173H213V172H212ZM7 174H5V175H7ZM26 174H28V172H27ZM40 174H41V173H40ZM70 174H71V173H70ZM75 174H76V173H75ZM85 174H86V173H85ZM85 174H84V175H85ZM95 174H96V175H95ZM100 174H102V176H101ZM106 174L109 175L108 172H107ZM123 174H125V172H124ZM140 174H141V173H140ZM140 174H138L139 177H141ZM144 174H145V173H144ZM161 174H162V173H161ZM169 174H171V173L169 172ZM174 174H175V173H174ZM215 174H216V173H215ZM2 175H3V174H2ZM2 175H1V178H2ZM13 175H14V174H13ZM15 175H16V174H15ZM21 175H24V174L21 173ZM41 175H43V174H41ZM58 175H59V174H57L56 177H55L54 175H53L54 177L51 176V179H52V178H53V179H54V178H57ZM84 175H83L82 178L86 179L87 175H86L85 177H84ZM104 175H105V174H104ZM113 175H114L115 177H113ZM120 175H122V173H121ZM138 175H137V176H138ZM148 175H149V173H148ZM150 175H151V174H150ZM177 175H178V174H177ZM187 175H188V174H187ZM193 175H194V178H196L195 173H194V174L191 173L190 176H193ZM199 175H200V174H199ZM10 176H11V175H10ZM19 176H20V175H19ZM26 176H27V175H26ZM34 176H35V173H34ZM62 176H61V177H62ZM100 176H101V177H100ZM130 176H129V177H130ZM137 176H135V177H137ZM157 176H158V175H157ZM166 176H167V175H166ZM190 176H189V177H190ZM215 176H216V175H215ZM226 176H227V175H226ZM226 176H225V177H226ZM3 177H4V175H3ZM27 177H28V176H27ZM27 177H26V178H27ZM38 177H39V176H38ZM44 177H45V175H44ZM61 177H58V180H61V179H59V178H61ZM64 177H63V178H64ZM80 177H81V176H79V178H80ZM88 177H87V179H88ZM105 177H106V175H105ZM105 177H103V180H106V179H104ZM119 177H120V176H119ZM142 177L145 178L144 181H145L147 178H149V179L151 178V179H152L151 176H150V177H148L147 175H144V176H143V173H142ZM146 177H147V178H146ZM173 177H174V176H173ZM181 177H182V175H181ZM186 177H187V176H186ZM186 177H185V178H186ZM198 177H199V176H198ZM1 178H0V180H1ZM8 178H10V177H8ZM48 178H49V177H48ZM48 178H47V180H48ZM79 178H78V179H79ZM107 178H108V177H107ZM112 178H113V179H112ZM114 178H116V179L114 180ZM121 178H123V176H121ZM131 178H132V177H131ZM131 178H129V179H131ZM158 178H159V177H158ZM161 178H162V177H161ZM165 178H167V177H165ZM175 178H176V177H175ZM204 178H205V177H204ZM211 178H212V177H211ZM87 179H86V182H87V181H88V182L92 181L91 178L88 179V180H87ZM92 179H96V178L92 177ZM129 179H128V180H129ZM133 179H134V176H133ZM136 179H137V178H136ZM139 179H140V181H141V178H139ZM149 179H148V181H150ZM179 179H180V178H179ZM186 179H187V178H186ZM190 179H191V178L188 179V182L191 181ZM192 179H193V178H192ZM47 180H45V182H46ZM58 180H55V181L59 182ZM70 180H71V179H70ZM74 180H75V179H74ZM97 180H98V175H97ZM119 180H120V179H119ZM122 180H124V178H123ZM122 180L120 181L121 183L124 182V181H122ZM153 180H154V179H153ZM177 180H178V179H177ZM183 180H184V179H183ZM195 180H196V179L193 180L194 182H193V181H191V182H192V183H195L194 185L197 186V184H196V181H197V180H196V181H195ZM53 181H54V180H53ZM76 181H77V178H76ZM79 181H81V180H79ZM79 181H78V182H79ZM94 181H95V180H94ZM94 181H93V184H92L93 186L89 185V188L92 187L93 189H96V187H97V184H96V183H98V182L95 181L96 183H94ZM133 181H134V180H133ZM133 181H132V182H133ZM138 181H139V180H138ZM151 181H152V180H151ZM151 181H150V182H151ZM179 181H180V180H179ZM49 182H50V181H49ZM49 182H47V183H49ZM61 182H62V184H63V182L66 183V181H63V180H62ZM61 182H60V183H61ZM69 182H70V181H69ZM71 182H73V184H74V181H71ZM78 182H77V183H78ZM82 182H83V180H82ZM84 182H85V180H84ZM86 182H85V183H86ZM102 182H103V181L99 182L100 185L105 186V185H103ZM105 182H106V181H105ZM108 182H107V184H109ZM118 182H119V181H118V179H117V183H118ZM132 182H131V183H132ZM150 182H148V184H149ZM155 182H156V181H155ZM25 183H26V182H24V184H25ZM27 183H28V182H27ZM47 183H46V184H47ZM51 183L53 184L52 180H51ZM55 183H56V182H55ZM67 183H68V181H67ZM80 183H81V182H79V185H80ZM91 183H92V182H91ZM101 183H102V184H101ZM113 183L115 184V182H113ZM131 183H129V184H131ZM135 183H136V182H134V184H135ZM143 183H144V182H143V180H142V184H141V183H138V185H143ZM145 183H146V182H145ZM145 183H144V184H145ZM174 183H175V181H174ZM177 183H178V182H177ZM177 183H176V184H177ZM189 183H190V182H189ZM8 184H9V183H8ZM36 184H37V183H36ZM62 184H60V188H57V186L59 187V184H58V185L56 184L57 186H55V188H57L58 190L63 191V189L65 188V187H63V186H64L65 184L62 186L63 189L61 188V185H62ZM69 184H70V183H68L66 186H68ZM82 184L84 185V183H81L80 186H82ZM89 184H90V183H89ZM94 184H96V187H94ZM105 184H106V183H105ZM122 184H123V183H122ZM122 184H120V185L117 184V186H121ZM125 184H126V183H125ZM134 184H133V185H134ZM151 184H152V183H151ZM151 184H150V185H151ZM154 184H155V183H154ZM167 184H168V183H167ZM190 184H191V183H190ZM210 184H211V183L209 182L208 185L210 186ZM17 185H18V184H17ZM21 185H22V183H21ZM43 185H45V184H43ZM47 185H48V184H47ZM70 185H72V183H71ZM76 185H77V184H76ZM79 185H77V186L80 187ZM87 185H88V183H87ZM87 185H85V186L87 187ZM163 185H164V184H163ZM206 185H207V184H206ZM22 186H23V185H22ZM24 186H25V185H24ZM32 186H33V185H32ZM85 186H84V187H85ZM102 186H101V187H102ZM106 186H108V185H106ZM111 186L113 187V185H111ZM115 186H116V184H115ZM115 186H114V187H115ZM122 186H123V185H122ZM122 186H121V188H122ZM127 186H128V185H127ZM127 186H125V191H123L124 194H125V192H126ZM129 186H130V185H129ZM136 186H137V185H136ZM144 186H145V185H144ZM144 186H143V187L137 186V187H138V188L140 187L141 191L145 192V191L147 190V188L145 187V188H146V189H145ZM146 186H147V185H146ZM157 186H158V185H157ZM178 186H181V185H178ZM188 186H189V184H188ZM196 186H194V188L197 189L198 187H196ZM200 186H201V182H200ZM51 187H52V186H51ZM53 187H54V185H53ZM71 187H73V188L76 190V192H78L77 194H80V193H79L80 191H77V188H75L76 186H73V185L70 186V188L67 187V188L69 189V191L72 190ZM99 187H100V186H99ZM101 187H100V188H101ZM131 187L133 188L132 185H131ZM174 187H175V185H174ZM174 187H173V188H174ZM182 187H183V186H182ZM190 187L193 188L192 185H190ZM212 187H213V186H212ZM0 188H1V187H0ZM23 188H26V187H23ZM35 188H36V186H35ZM55 188H54V190H55V193H56L57 190H56ZM81 188H82V187H80V188H78V189H81ZM87 188H88V187H87ZM104 188H107V187H104ZM104 188L102 187V190H103ZM116 188H117V190L119 189L118 187H115L114 190H116ZM123 188H124V187H123ZM123 188H122V189H123ZM132 188H131V189H132ZM142 188H144L145 191L142 190ZM148 188H149V187H148ZM159 188H160V187H159ZM159 188H158V189H159ZM184 188H185V187H184ZM188 188H189V187H188ZM191 188L188 189V190H191ZM1 189H5V187H2ZM20 189H21V191H23V190H22V187H21ZM29 189H30V188H29ZM43 189H46V185L43 187ZM49 189H50V188H49ZM49 189H48V190H49ZM51 189H52V188H51ZM65 189H66V188H65ZM83 189H85V188H83ZM98 189H99V188H98ZM98 189H96V190H98ZM112 189H113V188H112ZM112 189H111V192H112ZM140 189H137V191H138V192H141V191H139ZM158 189H157V190H158ZM179 189H180V188H179ZM196 189H195V190H196ZM204 189H205V188H204ZM36 190H37V189H36ZM40 190H41V189H40ZM46 190H47V189H46ZM66 190H67V189H66ZM75 190H73V191H75ZM88 190L91 191V188L88 189ZM96 190H95V191L93 190L92 192H95V194H96ZM100 190H101V189H100ZM105 190H106V189H105ZM105 190H104V191H105ZM108 190H109V189H108ZM114 190H113V192H115ZM119 190H120V189H119ZM135 190H136V189H135ZM167 190H168V189H167ZM175 190H176V189H175ZM175 190H174V191H175ZM177 190H178V189H177ZM197 190H198V189H197ZM197 190L194 191V189H193V192L196 193V194H193V195L196 196L197 193L199 194V192H197ZM12 191H13V190H12ZM16 191H17V190H16ZM31 191H32V190H31ZM44 191H45V190H44ZM81 191H82V190H81ZM85 191H86V195H85V196L90 195V194L87 195V189L84 190L83 193H84ZM171 191H172V190H171ZM191 191H192V190H191ZM40 192H42V191H40ZM46 192H47V191H46ZM50 192H51V191H50ZM58 192H59L58 194H60V191H58ZM64 192H65V191H64ZM70 192H71V191H70ZM98 192H99V190H98ZM98 192H97V193H98ZM102 192H103V191H102ZM113 192L110 193V194H112V196L114 195ZM116 192H117V191H116ZM116 192H115V194H116ZM118 192H119V191H118ZM118 192H117V194H118ZM123 192H122V193H123ZM143 192H142V193H143ZM182 192H183V191H182ZM182 192L180 191V193H182ZM203 192H204V191H203ZM4 193H5V192H4ZM12 193H13V192H12ZM19 193H20V192H19ZM33 193H34V192H33ZM33 193H32V196H33ZM44 193H45V192H44ZM52 193H53V192H51V194H52ZM61 193H62V192H61ZM67 193H68V191H67ZM83 193H82V194H83ZM90 193H91V192H90ZM103 193H104V192H103ZM131 193H132V192H131ZM131 193H128L129 196H130ZM134 193H135V192H134ZM134 193H133V194H134ZM142 193H141V195L144 194V193H143V194H142ZM168 193H169V192H168ZM176 193H177V192H176ZM178 193H179V192H178ZM178 193H177V194H178ZM190 193H191V192H190ZM190 193H189V196L192 194V193H191V194H190ZM6 194H7V193H6ZM6 194H4V195H6ZM10 194H11V193H10ZM10 194H9V195H10ZM13 194H14V193H13ZM22 194H23V193H22ZM22 194H21V195H22ZM39 194H40V193H39ZM39 194H38V195H39ZM42 194H43V193H42ZM56 194H57V193H56ZM56 194H55V196H56ZM64 194H65V193H64ZM64 194L62 193L61 195H63V197H64ZM70 194H72V193H70ZM70 194H69V195H70ZM73 194H74V193H73ZM92 194H93V193H92ZM92 194H91V196H92ZM99 194H100V192H99ZM99 194H97V195H99ZM108 194H109V193H108ZM108 194H107V195H108ZM110 194H109V195H110ZM119 194H120V193H119ZM119 194H118V195H119ZM159 194H160V193H159ZM4 195L2 196L1 200L3 199ZM9 195H7V197H10ZM18 195H19V194H18ZM30 195H31V194H30ZM47 195H48V194H46V195L44 196V197H45V200H46V196H47ZM74 195H75V194H74ZM74 195H73V196H74ZM101 195H103V194L101 193ZM104 195H105V193H104ZM118 195H117V198H119ZM139 195H140V194H139ZM141 195H140V196H141ZM144 195H145V194H144ZM161 195H162V194H161ZM170 195H171V194H170ZM180 195H181V194H180ZM186 195H187V194H186ZM193 195H192V196H193ZM16 196H17V195H16ZM34 196H37V195H34ZM50 196H51V195H50ZM58 196H59V195H58ZM67 196H68V195H67ZM114 196H115V195H114ZM122 196H124V195H121V197H122ZM132 196H133V195H132ZM132 196H131V198H132ZM136 196H138V195H136ZM147 196H148V195H147ZM153 196H154V195H153ZM155 196H156V195H155ZM176 196H177V195H176ZM184 196H185V195H184ZM184 196H183V197H184ZM187 196H188V195H187ZM189 196H188V197H189ZM0 197H1V196H0ZM11 197H13V196H11ZM14 197H15V195H14ZM23 197L25 198V196H23ZM30 197H31V196H30ZM30 197H29V199H30ZM40 197H41V196H40ZM42 197H43V196H42ZM42 197H41V198H42ZM56 197H57V196H56ZM59 197H62V196H59ZM63 197H62V198H63ZM65 197H66V194H65ZM70 197H71V196H70ZM76 197H79V195L76 196ZM76 197H74V198H76ZM83 197H84V196H83ZM97 197H98V196H97ZM99 197H100V196H99ZM108 197H109V196H108ZM108 197H107V200L110 201V199H108ZM110 197H111V196H110ZM110 197H109V198H110ZM121 197H120V198H121ZM141 197L144 198V196H141ZM141 197H140V198H141ZM180 197H181V196H180ZM5 198H6V196H5ZM19 198H20V197H19ZM26 198L28 199V195H27ZM26 198H25V199H26ZM31 198H32V197H31ZM51 198H53V195H52ZM71 198H72V197H71ZM71 198H70V200H72ZM81 198H82V196H81ZM88 198H90V196H89ZM114 198H115V197H114ZM126 198H127V195H126ZM129 198H130V197H129ZM133 198H134V197H133ZM133 198H132L131 200H133ZM138 198H139V196H138ZM143 198H141V200H142ZM147 198H148V197H147ZM170 198H171V197H170ZM195 198L197 199V196H196ZM9 199H10V198H9ZM9 199H8V200H9ZM12 199H13V198H12ZM27 199H26V202H27V201L30 202L29 199H28V200H27ZM35 199H37V197H36ZM54 199H55V198H54ZM64 199H65V198H64ZM66 199L68 200L67 197H66ZM79 199H80V197H79ZM79 199H77V200H79ZM85 199L88 200L87 198H85ZM85 199L83 198L82 200L86 201ZM91 199H92V197H91ZM97 199H100V198H97ZM104 199H106V198H104ZM112 199H113V198H112ZM124 199H125V198H123V200H124ZM180 199H181V198H180ZM183 199H184V198H183ZM186 199H189V198L186 197ZM196 199L194 200V196H193L192 200H194V201H191V197H190L191 204H193L192 202H196ZM204 199H205V198H204ZM4 200H6V199H3V201H4ZM20 200H21V199H20ZM48 200H51V199H47V202H49ZM52 200H53V199H52ZM57 200H58V198H57ZM57 200H56V204L58 205V203H57L58 201H57ZM73 200H74V199H73ZM73 200H72V201H73ZM75 200H76V199H75ZM80 200H81V199H80ZM82 200H81V204H80V202H79V204L81 205V207H82V202H83ZM94 200H95V199H94ZM94 200H93V201H94ZM118 200H121V203H122V199H117V200L115 199V201L113 200V202H115L114 204L117 205ZM134 200H136V198H135ZM137 200L141 202V200H139V199H137ZM171 200H172V199H171ZM178 200H179V198H178ZM16 201H18V200H16ZM32 201H33V200H32ZM39 201H41V200H39ZM39 201H36V203L39 202ZM42 201H43V200H42ZM53 201H55V200H53ZM60 201H61V199H60ZM62 201H63V200H62ZM93 201H92V203H94ZM97 201H99V200H97ZM100 201H102V199H100ZM109 201H108V202H109ZM116 201H117V202H116ZM145 201H146V200H145ZM162 201H163V200H162ZM187 201H189V200H186V203H185V204L188 203ZM190 201H189V203H190ZM198 201H199V200H198ZM7 202H8V201H7ZM7 202H6V203H7ZM9 202H10V201H9ZM34 202H35V200H34ZM45 202H46V201H45ZM51 202H52V201H50V204H51ZM65 202H66V201H65ZM67 202H68V201H67ZM75 202H76V201H75ZM75 202L73 201V202H71V203H74V204H67V206H66V204H64V201H63V202H62V206H63V204H64V207H68V206H69L68 208H70L71 205H74L75 207H73V208H75V209L77 208V210L80 211L84 206H83L81 209H78V207H79L80 205L77 207L75 204L78 205V203H77L78 201H77L76 203H75ZM86 202H87V201H86ZM90 202H91V200L89 201V203H90ZM105 202H106V200H105L104 202H102V203H104V204H102V205H104V207H105ZM110 202L113 203L112 201H110ZM128 202L130 203V200H129ZM133 202H134V201H132L130 204L132 205ZM140 202H139V203H140ZM164 202H165V201H164ZM170 202H171V201H170ZM176 202H178V201H176ZM182 202H183V201H182ZM210 202H211V201H210ZM4 203H5V202H4ZM13 203L15 204V202H13ZM13 203H11V206H12V207H13V205H12ZM16 203H17V202H16ZM18 203H19V202H18ZM30 203H31V202H30ZM40 203H41V202H40ZM40 203H38V205H35L36 208H39V207L42 206V205H39ZM52 203H53V202H52ZM54 203H55V202H54ZM97 203H98V202H97ZM106 203H107V202H106ZM111 203H110V205H111ZM121 203L118 205L119 208H120V206H121ZM123 203H124V201H123ZM135 203H137V202H135ZM135 203H134V204H135ZM142 203H143V202H142ZM147 203H148V202H147ZM178 203H179V202H178ZM180 203H181V201H180ZM189 203L187 204V205H188V210L185 211L186 214H187V212L189 211L190 208H193V205L189 207ZM200 203H201V202H200ZM213 203H214V202H213ZM25 204H26V203H25ZM31 204H33V202H32ZM31 204H30V205H31ZM34 204H35V203H34ZM42 204H43V203H42ZM47 204L49 205V203H47ZM47 204H46V205H43V206H48ZM163 204H164V203H163ZM176 204H177V203H176ZM2 205H3V204L1 203L0 206H2ZM16 205H17V204H15L14 207H15ZM57 205H54V206H57ZM59 205H60V202H59ZM84 205L86 206L87 204L84 203ZM94 205H95V204H94ZM97 205L99 206V205H101V203H99V204H97ZM97 205H95V207H96ZM110 205H108V207H109ZM122 205H123V204H122ZM126 205H128V204L126 203ZM136 205H137V204H136ZM136 205H133V206H136ZM146 205H147V204H146ZM159 205H160V204H159ZM177 205H178V204H177ZM187 205H185V206L187 207ZM195 205H196V208H197V202H196ZM7 206L9 207V206H10V203H9ZM11 206H10V208H12ZM28 206H29V205H28ZM28 206H26V207H28ZM32 206H33V205H32ZM118 206H117V208H118ZM129 206H130V205H129ZM153 206H154V205H153ZM156 206H157V205H156ZM181 206H182V205H181ZM3 207H4V206H3ZM3 207H2V208H3ZM5 207H6V205H5ZM5 207H4V208H5ZM14 207H13V208H14ZM17 207H18V206H17ZM24 207H25V205H24ZM26 207H25V208H26ZM48 207H49V206H48ZM50 207H52V204H51ZM87 207H88V206H87ZM87 207H86V208L84 207V208L87 209ZM104 207H102V208H104ZM112 207H113V206H112ZM114 207H115V205H114ZM121 207H125V206H121ZM131 207H132V206H131ZM150 207H151V206H150ZM158 207H159V206H158ZM160 207H161V206H160ZM162 207H163V206H162ZM179 207H180V206H179ZM186 207H185V209H186ZM194 207H195V206H194ZM205 207H206V206H205ZM0 208H1V207H0ZM18 208H19V207H18ZM22 208H23V207H22ZM25 208H24V209H25ZM33 208H35V207H33ZM42 208H44V207H42ZM45 208H46V207H45ZM59 208H63V207H59ZM68 208H66V209H68ZM71 208H72V207H71ZM73 208H72V209H73ZM91 208H92V207H91ZM97 208H98V207H97ZM100 208H101V206H100ZM100 208H98V210H96V211L98 212ZM105 208H106V212H108L107 210L110 209V208L107 209V207H105ZM129 208H130V207H129ZM138 208H139V206H138ZM142 208H143V207H142ZM145 208H146V207H145ZM155 208H156V207H155ZM165 208H166V207H165ZM196 208H194L193 210H195ZM50 209H51V208H50ZM53 209H54V208H53ZM64 209H65V208H64ZM88 209H89V208H88ZM88 209H87V210H88ZM92 209H95V208L93 207ZM111 209H113V208H111ZM130 209H132V208H130ZM172 209H173V208H172ZM175 209H176V208H175ZM180 209H182V208L180 207ZM7 210H8V209H6V211H7ZM9 210H10V209H9ZM12 210H13V209H12ZM26 210L28 211V208H26ZM57 210H58V212H55V214H57V213L59 214V209H57ZM68 210H69V209H68ZM82 210H83V209H82ZM117 210H118V209H117ZM123 210H124V209H123ZM126 210H128V209H126ZM126 210H125V211H126ZM152 210H153V209H152ZM158 210H159V209H158ZM182 210H184V209H182ZM193 210H192V212H193ZM212 210H214V209H212ZM2 211H4V209H2L0 212H2ZM14 211H15V209H14ZM24 211H25V210H24ZM24 211H23V210L21 211V209H20V213L22 212V214H23ZM27 211H26V212H27ZM32 211H33V210H32ZM49 211H50V210H49ZM49 211H48V209H47V211H45V209H44V212H45V213L47 212V213H46V214L43 213V215H42V213H40V215L43 216V217H42V220H41L42 223L44 222V218H45V221H47V220H51L50 218H53V217H50V216H49V217H48L49 219H46V215H47V214L49 215V213H48ZM65 211H66V210H65ZM90 211H93V210H90ZM100 211H101V210H100ZM100 211H99V213H100ZM142 211H143V210H142ZM168 211H169V209H168ZM175 211H176V210H175ZM178 211H179V210H178ZM178 211H177V212H178ZM190 211H191V210H190ZM190 211H189V212H190ZM195 211L197 212V209H196ZM26 212H25V213H26ZM29 212H31V211L29 210ZM35 212H36V210H35ZM38 212H39V211H38ZM42 212H43V211H42ZM62 212L65 213L64 210H63ZM67 212H68V211H67ZM69 212H71V211H69ZM69 212H68L67 214H70ZM74 212H75V211H74ZM74 212H72V213H74ZM76 212H77V211H76ZM82 212H85V211H82ZM86 212H87V211H86ZM86 212H85V214H86ZM97 212H96L95 214H97ZM112 212H114V211L111 210V214H114V213H112ZM115 212H117L116 209H115ZM122 212H123V211H122ZM130 212H131V210H130ZM140 212H141V211H140ZM149 212H150V211H149ZM151 212H152V211H151ZM157 212H158V211H157ZM159 212H160V211H159ZM172 212H173V211H172ZM180 212H182V211H180ZM189 212H188V214H187L188 216L191 215V214H189ZM192 212H191V213H192ZM14 213H15V212H13V214H14ZM25 213H24V214H25ZM53 213H54V212H53ZM60 213H61V211H60ZM72 213H71L70 215H66L67 218H66L65 215L63 214L64 217L66 218V219H64L65 222H68V221H66V220L68 219V217H69V218H74V217H72V216L76 215L78 212L75 213V214H72ZM87 213H88V212H87ZM99 213H98V216H99ZM103 213H104V212H103ZM118 213H119V212H118ZM162 213H163V212H162ZM165 213H167V212H165ZM173 213H174V212H173ZM193 213H195V212H193ZM193 213H192V214H193ZM208 213H209V212H208ZM0 214H1V213H0ZM2 214H3V213H2ZM15 214H16V213H15ZM22 214H21V215H22ZM26 214H31V213H26ZM36 214H39V213H36ZM91 214H94V213L91 212V213L86 214V215L88 216V215H91ZM105 214H106V213H105ZM107 214H109V213H107ZM107 214H106V215H107ZM128 214H129V212H128ZM158 214H159V213H158ZM182 214H184V213L182 212ZM34 215H35V214H34ZM48 215H47V216H48ZM50 215H52V214L50 213ZM63 215H61V218H64V217H62ZM71 215H72V216H71ZM79 215H80V214H79ZM81 215H82V214H81ZM116 215H117V214H116ZM116 215H115V216H116ZM121 215H122V213H121ZM141 215H143V214H141ZM149 215H150V214H149ZM154 215H155V214H154ZM193 215H194V214H193ZM193 215L191 216V217H192V220L189 218V219L191 220V223H194V221H193L194 218H196V217L198 218V216H197L198 214H197V213L195 214V215H196L195 217H194ZM3 216H5V215H3ZM3 216H2V217H3ZM8 216H9V215H8ZM8 216H7V217H8ZM25 216H26V215H25ZM29 216H30V215H28V218L30 219ZM44 216H45V217H44ZM52 216H54V215H52ZM57 216H58V215H57ZM59 216H60V214H59ZM70 216H71V217H70ZM84 216H85V215L82 216L83 219L85 218ZM87 216H86V217H87ZM96 216H97V215H96ZM101 216H102V215H101ZM103 216H104V215H103ZM110 216H111V215H109V217H110ZM113 216H114V215H112V216L110 217V219H113V218H112ZM122 216H123V215H122ZM124 216H125V213H124ZM171 216H172V215H171ZM178 216H180V215H178ZM0 217H1V216H0ZM16 217H17V216H16ZM18 217H19V215H18ZM21 217H24V215L21 216ZM38 217H39V216H38ZM38 217H37V218H38ZM82 217H81V218H82ZM93 217H94V216H93ZM145 217H146V216H145ZM152 217H153V216H152ZM163 217H164V216H163ZM181 217H183V216H181ZM193 217H194V218H193ZM9 218H10V217H9ZM28 218H27V220H28ZM37 218H36V221H37ZM55 218H56V216H55L53 219H55ZM77 218H78V216H77ZM99 218H100V220H101L102 217L99 216ZM118 218H119V216H118ZM120 218H121V217H120ZM124 218H125V217H124ZM124 218H123V219H124ZM131 218H132V217H131ZM142 218H143V217H142ZM153 218H154V217H153ZM175 218H176V217H175ZM177 218H178V217H177ZM14 219H15V218H14ZM14 219H12V220H14ZM22 219H23V218H22ZM25 219H26V217H25ZM25 219H24V220H25ZM40 219H41V216H40ZM59 219H60V218H59ZM74 219H75V218H74ZM83 219H80V221L83 220ZM90 219H91V220H90ZM102 219H106V217H105V218H102ZM107 219H109V218H107ZM107 219L104 220V222L107 224V226H109L108 223L106 222ZM123 219H122V220H123ZM139 219H140V218H139ZM154 219H155V218H154ZM181 219H182V218H181ZM184 219H185V217H184ZM184 219H183V220H184ZM9 220H10V219H9ZM27 220H26V221H27ZM31 220H33V219H31ZM56 220H57V218H56L55 220H53L54 223H57V222H55ZM64 220H61V219H60V221H64ZM69 220H70V219H69ZM76 220H77V219H76ZM85 220H87L88 225H86L87 223H86V224L84 223V224H85L86 226L90 227V226H91V225L89 226L90 221L94 220V218H89V221H88V218H86ZM100 220H98V221H100ZM116 220H117V223H118V219H117V218H116ZM158 220H159V219H158ZM178 220H179V219H178ZM186 220H187V219H186ZM194 220H195V219H194ZM197 220H198V219H197ZM197 220H196V222H197L196 225L199 223ZM205 220H206V219H205ZM207 220H208V219H207ZM0 221H2V220H0ZM15 221H16V219H15ZM20 221H21V220H20ZM28 221H29V220H28ZM28 221H27V223H28ZM36 221H35V223H36V225H38V223H37ZM38 221H39V220H38ZM71 221L73 222V219H71ZM71 221H69V222H71ZM77 221H79V220H77ZM80 221H79L80 224H81V222H86V221H81V222H80ZM138 221H139V220H137V222H138ZM159 221H160V220H159ZM6 222H7V221H6ZM8 222H9V221H8ZM18 222H19V221H18ZM33 222H34V220H33ZM69 222H68V223H69ZM100 222H102V221H100ZM108 222H110V221L108 220ZM162 222H163V221H162ZM165 222H166V220H165ZM182 222H183V221H182ZM187 222H189V221L187 220ZM208 222H209V221H208ZM16 223H17V221H16ZM21 223H22V221H21ZM23 223H24V222H23ZM31 223H32V222H31ZM42 223L39 222L40 225H41ZM44 223H46V225H44V228H45V226H47V223H48V222H44ZM52 223H53V222H52ZM58 223H59V222H58ZM58 223H57V226H59L60 228H59V227H58V228L61 229V228H62V227H61V224H62V226H63L64 224H63V222H61V224L58 225ZM74 223H75V221L73 222V224H74ZM76 223H77V222H76ZM79 223H78V224H79ZM93 223L96 224L95 222H93ZM102 223H103V222H102ZM102 223H100V224L102 225V227L105 226V223H104V224H102ZM113 223H114V222H113ZM117 223H116V224H117ZM138 223H139V222H138ZM142 223H143V221H142ZM169 223H170V222H169ZM191 223H190V225H189V223H188V229H189L190 231H191V230H194V227H193V228H191V227H192V226H195V225H191ZM6 224H7V223H6ZM14 224H15V223H14ZM19 224H20V223H17V224H15V225L19 226ZM25 224H26V223H25ZM49 224H50V223H49ZM49 224H48V225H49ZM80 224H79V226H80ZM100 224H99V225H100ZM114 224H115V223H114ZM116 224H115V225H116ZM129 224H130V223H129ZM165 224H166V223H165ZM171 224H172V223H171ZM171 224H170V225H171ZM178 224H179V223H178ZM185 224H186V223H185ZM210 224H211V223H210ZM12 225H13V224H12ZM36 225H33V226L36 227ZM51 225H53V224H50V226H49V230L47 229V230L49 231V232L47 231L48 234H49L50 232H52V231H50V227L52 228ZM55 225H56V224H55ZM55 225H54V227H55ZM81 225H83V224H81ZM115 225H114V227H115ZM135 225H136V224H135ZM137 225H138V224H137ZM145 225H146V224H145ZM149 225H150V224H149ZM156 225H157V223H156ZM161 225H162V224H161ZM179 225H180V224H179ZM183 225H184V224H183ZM21 226L23 227L24 225L22 224ZM29 226H30V225H29ZM42 226H43V225H42ZM57 226H56V228H57ZM77 226H78V225H77ZM86 226H85V227L83 226L82 228H81V226L78 227V228H76V229H77V234H80V232H83V231H85V233H86V229H87ZM110 226H112V224H110ZM110 226H109V227H110ZM158 226H159V225H158ZM166 226H167V225H166ZM189 226H191V227H189ZM212 226H213V225H212ZM212 226H211V227H212ZM10 227H11V226H10ZM12 227H13V226H12ZM12 227H11V228H12ZM71 227H72V224H71ZM91 227H93V226H91ZM95 227H97V230H98V226H95ZM95 227H94V230H96ZM102 227H100L99 229L101 230ZM136 227H137V226H136ZM149 227H150V226H149ZM18 228H19V227H17V228H13V233L16 232V230L14 231V229H18ZM24 228H25V227H24ZM29 228H31V226H30ZM40 228H41V227H40ZM58 228L56 229L57 232L59 231ZM63 228H64V227H63ZM63 228H62L61 230H64V229H65V228H64V229H63ZM67 228H69L68 225H67ZM73 228H74V227H73ZM73 228H72V229H73ZM83 228H85L83 231H79V230H81V229H83ZM110 228H112V227H110ZM117 228H119V227H117ZM146 228H148L147 225H146ZM150 228H151V227H150ZM153 228H154V227H153ZM166 228H167V227H166ZM175 228H176V227H175ZM184 228H185V227H184ZM195 228H196V226H195ZM19 229H21V228H19ZM35 229H36V228H35ZM45 229H46V228H45ZM45 229L42 228L43 231H46ZM70 229H71V228H70ZM76 229L74 228L71 232H70V230H68V229H67V230H68L70 233H74V234H75V232H73V231H76ZM88 229H89V228H88ZM112 229H113V228H112ZM112 229H111V230H112ZM151 229H152V228H151ZM178 229H179V228H178ZM178 229H177V231H179ZM197 229H198V231H200V230H199V226H198ZM10 230H12V229H10ZM27 230H28V228H27ZM27 230H26V231H27ZM51 230H52V229H51ZM56 230H54L55 233H56ZM67 230H65V232H63L64 234H62V235H66L65 233L67 232ZM91 230H92V229H91ZM103 230H104L105 232H107V230H105V229H103ZM103 230H102V231H103ZM115 230H116V227H115ZM155 230H156V229H155ZM155 230H153V231L155 232ZM171 230H172V229H171ZM183 230H184V229H183ZM26 231L23 229V232H24V233H25ZM39 231L41 232L40 229H39ZM54 231H53V232H54ZM78 231H79V233H78ZM108 231H109V230H108ZM113 231H114V230H113ZM113 231H112V232H113ZM119 231H120V230H119ZM164 231H165V230H164ZM194 231H196V230H194ZM194 231H193V233L191 232V236L188 235V234H190V232L187 233V236L189 237V238H187L188 241H189L190 238H191L190 240H192V234L195 235V234H194V233H195ZM206 231H207V230H206ZM1 232H2V231H1ZM29 232H30V231H29ZM32 232L35 233V231H32ZM32 232H31V233H32ZM47 232H46V233H47ZM53 232H52V233H53ZM90 232H93V230L90 231ZM105 232H104V233H105ZM183 232H184V231H183ZM187 232H188V230H187ZM13 233H11V235H12ZM16 233H18V231H17ZM20 233H22V229H21V232H20ZM20 233H18V234H19L20 236H22ZM38 233H39V232H37V234H38ZM46 233H45V234H46ZM70 233H68L69 236H70ZM88 233H89V232H88ZM93 233H94V232H93ZM93 233H92V234H93ZM95 233H97V232L95 231ZM95 233H94V234H95ZM101 233H102V232H101ZM110 233H111V232H110ZM110 233L108 232L107 234H110ZM197 233H200V232H196V235H197ZM22 234H23V233H22ZM37 234L35 233V236H36ZM45 234H43V235L45 236ZM59 234H60V233H59ZM68 234H67L66 236H68ZM77 234H76V235H77ZM81 234H82V233H81ZM81 234H80V235H81ZM94 234H93V235H94ZM97 234H100V233L98 232ZM97 234H96V235H97ZM105 234H106V233H105ZM107 234L104 235V238L109 239V238L105 237V236H107ZM150 234H151V233H149L148 235H150ZM161 234H162V233H161ZM167 234H168V233H167ZM176 234H177V233H176ZM178 234H179V232H178ZM201 234H202V233H201ZM201 234H199V235H201ZM212 234H214V233H212ZM2 235H3V234H2ZM15 235H16V234H15ZM32 235H33V234H32ZM41 235H42V232H41ZM41 235H37V236H36L37 239H39L38 236H41ZM43 235H42V237H43ZM46 235H47V234H46ZM51 235H52V234H51ZM53 235H54V233H53ZM57 235H58V234H57ZM71 235H72V234H71ZM87 235H88V234H87ZM90 235H91V234H90ZM96 235H94V236H96ZM102 235H103V234H102ZM138 235H139V234H138ZM174 235H175V234H174ZM199 235H197V236L199 237ZM8 236H9V234H8ZM8 236H7V237H8ZM13 236H14V234H13ZM27 236H28V235H27ZM47 236H48V235H47ZM55 236H56V234H55ZM85 236H86V235H85ZM85 236H84V237H85ZM94 236H93V237H94ZM177 236H179V235H177ZM180 236H182V235H180ZM9 237H10V238H13V237H11V236H9ZM22 237H23V236H22ZM32 237H33V241H34V238H35V237H34V236H32ZM32 237H30V238H32ZM42 237H40V238L43 239L44 237H43V238H42ZM45 237H46V236H45ZM49 237H50V236H49ZM53 237H54V236H53ZM60 237H61V236H60ZM71 237H72V236H71ZM74 237H76V236H74ZM74 237H72V238L74 239ZM80 237H81V236H80ZM80 237H79V238H80ZM84 237H83V238H84ZM89 237H90V236H89ZM91 237H92V236H91ZM91 237H90V238H91ZM121 237H122V236H121ZM151 237H152V236H151ZM157 237H158V236H157ZM170 237H171V235H170ZM170 237H169V238H170ZM194 237H195V236H193V239H194ZM24 238H25V237H24ZM46 238H47V237H46ZM46 238L43 239V242L41 241L42 244L39 245L40 247H44L43 244H44V240H45ZM50 238H51V237H50ZM56 238H57V237H56ZM61 238H62V237H61ZM72 238L70 239L69 237H68V238L66 237V238H64V239H70V240H73ZM87 238H88V237H87ZM87 238H86V239H87ZM90 238H89V239H90ZM94 238H95V237H94ZM140 238H141V237H140ZM142 238H143V237H142ZM160 238H161V237H160ZM163 238H164V237H163ZM163 238H162V239H163ZM171 238H172V237H171ZM173 238H174V237H173ZM178 238H179V237H178ZM195 238H196V237H195ZM6 239H8V238H5L4 240H6ZM14 239H15V238H14ZM16 239H17V238H16ZM37 239H35V240H37ZM47 239H49V238H47ZM59 239H60V238H59ZM81 239H82V238H81ZM91 239H92V238H91ZM101 239H102V238H101ZM106 239H105V241L107 242ZM118 239H119V238H118ZM146 239H147V238H146ZM10 240H11V239H10ZM10 240H7V241L9 242ZM20 240H21V239H20ZM51 240H52V238H51ZM53 240H54V239H53ZM57 240H58V239H57ZM78 240H80V239H78ZM95 240H96V239H95ZM97 240H99V237L97 238ZM103 240H104V239H103ZM103 240H102V241H103ZM127 240H128V239H127ZM167 240H168V239H167ZM183 240H184V239H183ZM197 240H199V238L196 239V241H197ZM28 241H29V240L27 239V242H26V243L29 244V242H31L32 240H30L29 242H28ZM67 241H69V240H67ZM73 241H74V240H73ZM75 241H76V239H75ZM82 241H83V240H82ZM86 241H89V240H86ZM86 241H84V242H82V243L84 244ZM102 241L99 240V242H102ZM164 241H165V240H164ZM45 242H46V240H45ZM49 242H50V241H49ZM52 242L54 243V241H52ZM52 242H50V243L52 244ZM59 242H60V241H59ZM64 242H65V241H64ZM76 242H77V241H76ZM90 242L92 243V241H90ZM93 242H94V241H93ZM97 242H98V241H97ZM97 242H96V243H97ZM99 242H98V243H99ZM103 242H104V241H103ZM103 242H102V243H103ZM106 242L103 243V244H104L103 246H105V244L107 245L108 242H107V243H106ZM120 242H121V241H120ZM168 242H169V241H168ZM180 242H181V241H180ZM185 242L187 243V241H185ZM13 243H14V242H13ZM13 243H11V244H13ZM34 243H35V242H33V245H34ZM36 243L38 244L39 241L36 242ZM55 243L58 244V242H55ZM60 243L62 244V242H60ZM60 243H59V244H60ZM67 243H68V242H67ZM86 243H88V242H86ZM102 243H101V244H102ZM159 243H160V242H159ZM170 243H171V242H170ZM173 243H174V242H173ZM175 243H176V242H175ZM189 243H190V242H188V244H189ZM192 243L195 244V239H194L193 241H191V243H190L191 246L193 245ZM9 244H10V243L5 244V245H8V246H7L8 250H9ZM22 244H23V243H22ZM22 244H21V245H22ZM28 244H27V245H28ZM30 244H31V248H32V247H33L32 242H31ZM30 244H29V246H30ZM37 244H35V245H37ZM39 244H40V243H39ZM47 244H48V242H47ZM51 244H48L47 246H48V247H49V246H52ZM57 244H56V246H59V245H57ZM61 244H60V245H61ZM68 244H70V242H69ZM72 244H73V243H72ZM72 244H71V246H72ZM80 244H81V242H80ZM80 244H78V245L80 246ZM99 244H100V243H99ZM188 244H186V245L188 246ZM205 244H206V243H205ZM2 245H3V244H2ZM2 245L0 244V246H2ZM54 245H55V244H53V246H54ZM65 245L68 246L67 244L64 243V246H65ZM75 245H76V244H75ZM75 245H73V246H75ZM84 245H85V244H84ZM84 245L82 246V244H81V247H82V248H81V247H80V248H81L82 250H83V248L86 249V250H88V248H85ZM87 245H88V246H87ZM87 245H85V246H86V247H89L90 244L88 243ZM167 245H168V244H167ZM175 245H176V244H175ZM180 245H181V244H180ZM182 245H183V244H182ZM195 245H196V244H195ZM195 245H193V246H195ZM197 245H198V243H197ZM197 245H196V246H197ZM206 245H207V244H206ZM61 246H63V245H61ZM69 246H70V245H69ZM71 246H70V247H71ZM79 246H78V251H77L75 248L73 249V251L71 250L73 253H74V252L77 253V254L75 253V255L77 256V259L79 258V255H83V254H81V252L83 253V251H81V250L79 251ZM90 246H91V245H90ZM92 246H93V245H92ZM92 246H91V247H92ZM94 246H95V244H94ZM94 246H93V248H94ZM96 246H97V245H96ZM96 246H95V249H94V250H96ZM99 246H100V245H99ZM176 246H177V245H176ZM4 247H6V246H4ZM13 247H14V245H13ZM36 247H38V245H37ZM36 247H35V248H36ZM40 247H39V249H40ZM91 247H90V248H91ZM97 247H98V246H97ZM185 247H186V246H185ZM189 247H190V245H189ZM189 247H188V248H189ZM7 248H6V249H7ZM22 248H23V247H22ZM28 248H30V247H27V249H28ZM46 248H47V247H46ZM46 248H44L43 250L41 249V251H42L41 253H43V251H44L45 253H47V252L45 251ZM49 248H50V247H49ZM55 248H56V247H55ZM71 248H72V247H71ZM71 248H69V249H71ZM100 248H101V246H100ZM100 248H99V249H100ZM103 248H104V247H103ZM106 248L108 249V247H106ZM123 248H124V247H123ZM126 248H127V247H126ZM164 248H165V247H164ZM168 248H169V245H168ZM175 248H176V247H175ZM193 248H194V247H191L190 249H192L193 252H194V249H193ZM197 248H198V247H196V249H197ZM3 249H4V248L2 247V252L6 251V249H5L4 251H3ZM32 249H33V248H32ZM32 249H29V250H31V252H32ZM47 249H48V248H47ZM58 249H61V248L58 247ZM69 249H68V250H69ZM121 249H122V248H121ZM178 249H179V246H178ZM183 249H185V248H183ZM186 249H187V248H186ZM190 249H189V250H190ZM196 249H195V250H196ZM200 249H201V248H200ZM19 250L22 251V249H19ZM25 250H26V249H25ZM25 250H23L24 253L27 252V251H25ZM52 250H53V249H52ZM52 250H50V251H52ZM55 250H56V249H55ZM61 250H62V249H61ZM100 250H101V249H100ZM124 250H126V249H124ZM187 250H188V249H187ZM187 250L184 252V255H185V253H186V254H187V257H188L189 255H191L192 252H191V253H190V252H187ZM192 250H191V251H192ZM33 251H34V250H33ZM39 251H40V250H39ZM88 251L91 252V254L94 253V252L92 253V251H90V250H88ZM98 251H99V250H98ZM101 251H102V250H101ZM17 252H18V251H17ZM19 252H20V251H19ZM53 252H54V251H53ZM58 252H59V251H58ZM69 252H70V251H69ZM69 252H68V253H69ZM79 252H80V253H79ZM95 252L97 253V251H95ZM158 252H159V251H158ZM198 252H199V251L196 250V251H195V254L198 253ZM4 253H6V252H4ZM7 253H8V251H7ZM20 253H21V252H20ZM36 253H38V251H36L35 253H32L33 256H34V254H35V257L32 256V258H34V260H35L36 258L38 259V257H39V256L36 257V256H37ZM49 253H50V252H49ZM78 253H79V255H78ZM84 253H85V252H84ZM87 253H88V252H87ZM123 253H124V252H123ZM168 253H169V251H168ZM189 253H190V254H189ZM0 254H1V251H0ZM8 254L10 255V252H9ZM21 254H23V253H21ZM25 254H26V253H25ZM25 254H23V255H25ZM38 254H40V252H39ZM54 254H55V253H54ZM56 254H58V253H56ZM64 254H65V253H64ZM70 254L72 255V253H70ZM114 254H115V252H114ZM118 254H119V253H118ZM149 254H150V253H149ZM176 254H177V253H176ZM195 254H193V256H192L194 260H195L196 257H197V259H198V256H199V255H196V256H195ZM28 255H30V252H29V251H28L27 255H25V256H27V257L29 258ZM44 255H45V254H44ZM87 255H88V254H87ZM87 255H86V256H87ZM89 255H90V254H89ZM104 255H105V254H104ZM108 255H109V254H108ZM108 255H107V256H108ZM129 255H130V254H129ZM162 255H163V254H162ZM178 255H179V254H178ZM178 255H177V256H178ZM0 256H1V255H0ZM20 256H21V255H20ZM52 256H53V255H52ZM65 256H66V255H65ZM73 256H74V255H73ZM76 256L74 257L75 259H76ZM194 256H195V257H194ZM1 257L4 258V256H1ZM6 257H9V256L7 255ZM16 257H17V256H16ZM16 257H15V258H16ZM41 257H43V254H42ZM41 257H40V258H41ZM84 257H85V254H84ZM88 257H89V256H88ZM134 257H135V256H134ZM158 257H159V255H158ZM163 257H164V256H163ZM169 257H170V256H169ZM174 257H175V256H174ZM192 257L189 256V259L192 260ZM10 258H11V257H10ZM10 258H9V259H10ZM15 258H14V259H15ZM17 258H18V257H17ZM19 258H20V257H19ZM32 258H31V259H32ZM50 258H51V257H50ZM60 258H61V256H60ZM69 258H71V256H70ZM82 258H83V257H82ZM117 258H118V257H117ZM125 258H126V257H125ZM166 258H168V257H165V259H166ZM170 258H171V257H170ZM1 259H2V258H0V261H1ZM11 259H12V258H11ZM14 259H13V260H14ZM21 259H23V258H21ZM58 259H59V258H58ZM83 259H85V258H83ZM83 259H82V260H83ZM86 259H87V257H86ZM121 259H122V258H121ZM130 259H131V258H130ZM163 259H164V258H163ZM171 259H172V258H171ZM179 259H180V258H179ZM4 260H5V258H4ZM16 260H17V259H16ZM23 260H24V259H23ZM23 260H22V262H23ZM52 260H53V259H52ZM52 260H51V261H52ZM63 260H64V259H63ZM67 260H68V258H66V261H65L63 264H65V263L67 262ZM69 260L73 262V259H72V260L69 259ZM113 260H114V259H113ZM133 260H134V259H133ZM154 260H155V259H154ZM166 260H167V259H166ZM5 261H7V259H6ZM8 261H10V260H8ZM8 261H7V262H8ZM14 261H15V260H14ZM26 261L28 262V260H26ZM38 261H39V259H38ZM55 261H57V260H55ZM70 261H68V262L70 263ZM75 261H76V260H75ZM75 261H74V262H75ZM80 261H81V258H80ZM168 261H169V260H168ZM177 261H178V260H177ZM180 261H181V260H180ZM196 261H197V260H196ZM12 262H13V261H12ZM22 262H21V263H22ZM61 262H62V261H61ZM72 262H71V264H72ZM74 262H73V263H74ZM76 262H78V260H77ZM82 262H83V261H82ZM97 262H98V261H97ZM116 262H117V261H116ZM124 262H125V261H124ZM193 262H194V264H196L195 261H193ZM2 263H3V261H2ZM10 263H11V262H10ZM19 263H20V261H19ZM40 263H41V261H40ZM52 263H53V262H52ZM52 263H51V264H52ZM57 263H58V262H57ZM57 263H56V264H57ZM69 263H68V264H69ZM78 263H79V262H78ZM80 263H81V262H80ZM80 263H79V264H80ZM86 263H87V262H86ZM89 263H90V262H89ZM118 263H120V262H118ZM132 263H133V262H132ZM164 263H165V262H164ZM179 263H180V262H179ZM183 263H184V262H183ZM183 263H181V264H183ZM185 263H186V262H185ZM188 263L190 264V262H188ZM3 264H6V262L3 263ZM16 264H17V262H16ZM22 264H24V263H22ZM54 264H55V263H54ZM58 264H60V262H59ZM66 264H67V263H66ZM84 264H85V263H84ZM103 264H104V263H103Z\"/></svg>","mask_w":264,"mask_h":264}]
</instances>
